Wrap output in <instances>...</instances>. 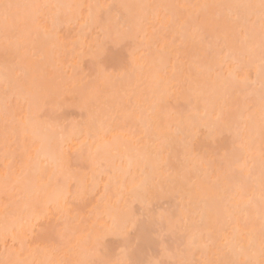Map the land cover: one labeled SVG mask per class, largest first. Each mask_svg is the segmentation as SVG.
<instances>
[{"label": "rangeland", "instance_id": "rangeland-1", "mask_svg": "<svg viewBox=\"0 0 264 264\" xmlns=\"http://www.w3.org/2000/svg\"><path fill=\"white\" fill-rule=\"evenodd\" d=\"M5 1V2H4ZM0 0V5H2L3 3L4 4H6V0ZM11 1V3H9ZM15 1V0H14ZM14 1L13 0H7V4H14ZM25 1V0H24ZM33 1H36L35 2V4H37V2L40 4L42 1H39V0H33ZM48 2H50L51 3V1L50 0H47ZM55 1H59V0H55ZM65 2H62V0L61 1H59V2H57V4H59L60 5V7L62 6V8H63V6H64V12L62 11V10H60L61 11V14H60V11H58L59 13H58V15L56 16V17H59L58 18V20H59V23H58V20H56V22H55V19H57L55 16H52V14H51V12H48V11H50V10H52V9H49L50 8V4L48 5L49 6V8L47 7V6H45L46 4H44V6H45V8H48L49 10H47V9H45L44 8V10H43V8L42 7H40V5L38 4V5H35L34 4V2H32V0H30V2H31V4L30 5H32V6H30V5H28L30 2L27 0V2H25V3H27V4H23L24 2H22V4H23V6L21 5L20 7H18V8H14V10H11V13H13V11L14 12H18L19 14H13L12 16L14 17H18L19 16V18H18V20L19 21H15L14 19H16V18H13V21L16 23V22H18V23H12V24H15V25H13V26H11V28L10 27H8V29L7 30H5L6 28H7V26H6V28L4 27L5 25H4V23L6 24V21L4 20V23H3V19H1L2 17L0 16V58H1V62H0V64H2V62H3V64H2V68H6L8 65L10 66V71L12 70V72H9V71H7L8 69H1V71H0V74L1 75H5L6 77H7V81H4L3 79V76H0V80H2V81H0V96H2V99H0V179L2 178V175H3V178L0 180V183H3L2 184V186H1V184H0V191H2L1 193H0V209H1V211L2 212H6L7 214H10V212H12L11 213V217L13 216L12 214L14 213V212H16V210L18 209H20L21 211H22V209H24L26 206L28 207V205L30 204L31 205V209L33 210V208L34 207H38L36 210H37V212H39V213H41L42 214V212L43 211H45V210H40L41 209V206L39 205H33L32 206V204L29 202V200L31 201L32 199H30L32 196H34L35 195V198L36 197H38L36 200H37V202H39L38 200H39V196H40V194H36V189L34 190L35 191V193L34 194H32L34 191L32 190V189H34V188H37V186L36 187H34L33 188V186L34 185H36V184H34L33 186H32V192H30L31 190H29L30 188H29V185H32V183L30 184V182L28 183V181H32V179H29V177H31V176H28V174L26 175L25 174V176H27L26 177V179L28 178L29 180L27 181V183H25L26 184V189H25V193L26 194H24V192H23V187H22V189L20 188L22 185H20L19 186V184L17 183V182H14V178H12V177H15V175H19L20 177L22 176L21 174H19L20 173V171H22L21 170V168L23 167V166H25L26 165V163H27V165L28 166H30V168H32V167H34L35 169H36V165L39 163V164H41L40 162H41V160L39 161V159L41 158V156H42V154H41V152H40V154H41V156L39 157V159L36 161V159L35 158H33L34 156H35V153H33V152H35V151H33V150H31V148H33V147H31V146H26V145H28L27 144V142H30V140H28L27 138H25V137H27V136H25V135H27L28 134V132H27V130L28 129H30V128H28V129H26V127H23L24 129H26V131H24V129L22 128V126H24L25 124L24 123H22V122H25L23 119H25L24 117H26V119L25 120H28V119H30L29 117L31 116V118H33V119H30L31 120V124H32V127H33V131H35L34 129H36L37 127H38V129L37 130H41V127L39 126L40 124H42V126L44 125V124H46V125H44V130H45V132L47 133V135H46V133H44V131H43V137L44 136H47V138H45V141H43L44 143H47V142H49V143H47L48 145V147L50 148V150H51V152L48 150L49 148H47V146H46V144L44 145L43 144V146H46V148L47 149H45V151H47L48 150V152H50V153H52V154H54L55 153V151H56V149H58V146H59V148L61 147V149L64 151L63 152V156L64 155H66V156H64V157H66L67 158V160L69 161H65L66 160V158H63V156H62V160H60L61 158H60V153H62V151H61V149H60V153L58 152L57 153V151H56V153L58 154H55V155H53L54 157H52V155H51V159H52V161L54 162L53 163V165L55 164V161H57L58 159V163H63V160H64V163H63V167H64V165H65V167L66 166H71V167H69V172L67 173V174H69L68 176H72V178H74V180H72V183L69 181V184L67 183V179L69 178V177H67V174L66 173H64L65 171H64V169H62L63 167L62 166H59L58 167V169L60 168L61 170H58L57 171V169H55V168H57V167H55L54 169H55V173H57V172H59V173H57V174H55V173H53L54 171H52V170H48L46 167H48L50 164H52V163H50V164H48V161H47V164H45V161H46V159H48L47 158V155H45V161H44V159H42V161L44 162V164L43 165H45V168L48 170V171H46V169L44 168V170H45V173L47 174V172H49V171H51L52 173H53V176L51 175V173H50V177L48 176H45V175H43V177H41L42 178V181L44 180V183H45V177L46 178H54L55 180H53V179H51V181H53L52 183H49V184H51V185H47V188L50 186L51 187V189H50V187H49V191L51 190L52 191V189L55 187V186H57V187H63L64 186V184L62 185V182L64 183V181H63V178H64V180H67V181H65V184L66 185H69V186H67L68 188H63V189H60L59 191H61V190H66V191H68L67 189H69V192H68V194L69 195H66V197H64V198H66V201H65V204H64V206H66V208L67 209H65V215H67L66 217H64V216H62L63 214H62V212H61V215H58V213L56 212L58 209H56V211H53V209L52 208H50V207H48V206H46V208L48 209V210H46L45 211V214H42V216H39V214H37V212H36V214H37V216H35V218L33 219V220H35L36 218H38L37 219V221H34V222H31L30 224H25V223H27L28 221H29V219H30V221H33V220H31V217L33 218L34 217V215H36V214H34L35 212H34V210H35V208H34V210H33V213H32V215L33 216H31L29 219H27L28 221L27 222H25L24 224L22 223V222H24V220H25V218L23 217V216H21V217H23L22 218V222H21V218H20V216H19V214L18 215H14V216H16V218L18 217V219L20 220V222L23 224L22 226L23 227H21V228H28V227H30L31 225H32V228H29L28 230H31V231H28V232H26L27 231V228L26 229H22L21 230V228H19L20 226L18 225V224H16V225H18V226H12V228L14 227V228H17L18 227V229H20V231H22V232H26V234L24 235V239L21 241V239L23 238V236L22 237H20V238H17V239H15L14 240V242L11 240L12 239V237H11V239H10V237H9V235L7 236V234H5V233H3L5 236H7V237H5V238H3L1 241H0V264H7L8 262V264H15V263H17V262H14V258H12L13 257V255L10 253V251L11 252H20L19 254H22L23 256H24V254L25 253H27L30 249H32V248H34L33 250L35 251V254L37 255V253L36 252H38V250L36 251V249L38 248H41L42 247V251H44L45 249H46V251H47V257L48 256H50V255H48V253H50L51 252V255L53 254L54 255V257H53V255H52V258H56L55 256H57V258H59L60 259V262H58L59 264H61L62 262V264H64V263H67V262H73V260H75V262H77V260L79 259V257H75V256H73L72 257V254L75 252V250L77 249V247L80 245V248H81V246H83L82 248H83V251L84 252H82V249H81V251H78L76 254H80V255H82V256H86L84 259L82 258V256L80 257V258H82L83 260H85V259H87V260H85V261H87V262H83V264H91V262H93V261H95V262H99V261H102V260H109V261H113V262H115V261H120L121 259H122V257H127V259L126 260H129V257L131 258V260L130 261H132V263L133 264H181V262H182V264L183 263H185L186 261V264H202V262H198V261H203L201 258L202 257H208V255H203V254H201V253H205V251H207V248H204V244L207 242L208 244H205L206 246L205 247H208V248H210L215 254H213V253H211V254H209V253H207V254H209V257H211V263L210 264H212V262H215V263H213V264H220V263H222L221 262V260H224L223 259V253L225 252H222L220 249H218V247H216L217 248V250L215 249V247H212L213 246V244H212V241H211V239L210 240H208V238L209 237H207V239H205V241H204V243H203V245H202V243H201V241H203L204 240V232L205 231H203L204 229L205 230H207L208 232L210 231V233H209V235L210 234H212L213 232H214V234H213V236L214 237H220V233L218 234H216V231H214V229L216 228H220L219 226H221L222 224H223V226L227 223H229L228 221V218H230V215L229 214H231V211L228 209V208H231V206L230 207H228V205L230 204H227V205H224V204H226V203H222L224 206H222V204H221V202L224 200L223 199V197H221V199H223V200H221V202L220 203H218V200H216L215 199V196L219 193L220 194V191L223 193V195H225V196H229V195H226V193H228V188L226 187V185H228V186H232L233 187V185L235 186L236 184H239L238 182H240V184L238 185L240 188H239V190H237V188H236V186H235V189L236 190H234V191H236V192H234V194L235 195H237V193L238 192H240V194L241 195H243L244 196V198H243V196H242V199H240V200H238V198H241V197H237V200L238 201H244V199L245 200H247V199H249V198H251V199H253L252 197H247L246 195H248V194H246V195H244L245 194V192H248L247 191V189H249L250 187H252L253 185H256L255 184V182H252V183H254L253 185H252V183L250 182V181H252L253 179H251L250 178V180L248 181V179H246L245 181H244V178L243 177H245V174L247 175V173H248V175L249 174H251V175H253V174H257L258 175V177L260 178L261 177V175H262V179H263V181H261V179H260V181L258 180V179H256L257 181H258V183L259 184H261V186H262V184H264V158H263V156H262V154L264 155V152H259V146H261V143H262V139H263V142H264V135L263 134H261V135H263V138L262 139H259V138H261V136L259 135L261 132H264V123H263V125H260V123H259V121L257 122L258 123V125H260V126H257V123H254L255 122V118L256 119H258V117H254V115L256 116V114H257V116H258V111H259V114H260V112H262V110L260 109H258V108H263V106L261 105L262 104V102L260 103V101L262 100L263 102H264V98L263 99H261V97H264V95L263 94H261L262 92H263V89H260V88H263L261 85L262 84H260L257 80H260V82L261 83H264L263 82V78H264V73H261V72H263V70L262 69H258L259 71H261L259 74H257L258 75V77H259V79H258V77H255V80H254V76H255V74H256V72H252V71H258L256 68H258V62L259 61H261V60H263L264 58V48L262 49L261 48V50L260 49H258L257 50V48L259 47H257L256 49H254V50H256V51H258L257 52V56L261 59V60H259V58H257L256 56V58L258 59L257 61V63L256 64H254V63H252V62H254V61H252V59L254 58V56H252L253 58L252 59H250V58H248V57H246L247 55L249 56V54H250V51H248V50H245V51H247V54H246V56H245V54H244V56H245V58L243 57V56H238V55H241V54H233V53H228V50H232L233 52H235L234 50H238V48L236 47L235 48V44L238 42H240V41H237V39L239 38V36L241 37V40H243V37H242V35H251V36H253V37H255V38H257L258 39V36H260L259 38H261L262 39V42H259V43H261V44H256V42H254L256 45H253L252 44V42H253V37H251L252 39H250V38H248V37H250V36H246L247 38H248V40H251L252 42L250 43V45L253 47V48H255L257 45H260L261 47H264L263 45H264V33L263 34H261L262 32V28H264V13H263V11L261 12V13H263V14H261V13H258L259 14V16L261 15L262 17L260 18V17H258V14H256L257 15V18H258V20L256 21V19H255V17L256 16H254L253 14L256 12V11H259V10H261L260 8H262L261 7V0H259V2H258V0H252V1H250V0H248V1H250V2H244L243 3V1H242V3H240L241 1H239V0H230V1H232V3L231 2H228V0H225V1H222V0H220L221 1V3H223V4H218V2L217 1H219V0H216L215 2L217 3V5H215V4H212L210 1H213V0H164V1H166V2H164L163 0H161L164 4H162V2L161 1H159V0H155V1H159V2H161V3H159V2H156V5H155V1L154 0H148V1H151V2H147L146 0H143L142 1V3L140 2V1H138V0H136V1H134V0H125V1H123L122 0V2L120 3V4H122L123 2L126 4V3H130V4H126V6H125V4H124V8H123V4H122V9H121V7H120V4H119V2H120V0H118V4H119V6L117 5L116 6V3L115 2H117V0L115 1V0H89V1H87V0H83V4H81L80 2L82 1H76V4L78 3L79 4V6L80 7H78V4H77V6H76V4H75V1L74 0H72V1H74V2H70V0L68 1V0H64ZM68 1V2H67ZM97 1L99 2V3H97ZM153 1H154V3H153ZM205 3H204V2ZM244 1H246V0H244ZM257 1V2H256ZM21 1L19 0V3H20ZM63 4H62V3ZM69 2H70V4H69ZM138 2L140 3V4H138ZM209 2V4L208 5H205L204 6V4H206V3H208ZM225 2H228L229 3V5H228V3H225ZM253 2H255V3H253ZM15 3L16 4H14V5H18L17 3H18V1L16 0L15 1ZM34 4V8L37 10V12L35 11H33L34 13V15L33 14H31V12H32V10L34 9L33 8V4ZM65 3V4H64ZM91 3V4H90ZM100 3H101V6L102 7H100ZM143 3H149L150 5H148V4H146L147 6H144V4ZM169 3V4H168ZM245 3H252V5H250V7L248 6V7H246V8H240L242 5V7H244L245 5L247 6V4H245ZM258 3L260 4V5H258ZM57 4L55 3H53V5H54V7H56L57 9H58V7H59V5H58V7H57ZM62 4V5H61ZM81 4V5H80ZM202 4V8L200 7V5ZM230 4H231V7H230ZM232 4H234V5H232ZM238 5L237 6V8L239 9V10H235L236 8H235V6L236 5ZM255 4V5H254ZM20 5V4H19ZM27 5L29 6V7H31L32 9L30 10V8H28L27 7ZM52 5V6H53ZM65 5H68L69 6V8H68V6H66L65 7ZM75 5L76 6V8L75 7H73V6ZM99 5V6H98ZM127 5H128V12L126 13V11H127ZM131 5V6H130ZM151 5H153V6H151ZM159 5H160V8H159ZM162 5V6H161ZM174 5V6H173ZM176 5H178V6H176ZM213 7H212V6ZM38 7V9L36 8V7ZM42 6H43V4H42ZM43 6V7H44ZM83 6V7H82ZM141 6H143V10H141L142 9V7ZM149 6L151 7V9L149 8ZM156 7V9H155V7ZM219 6V7H218ZM254 6H257L256 7V9L254 8ZM23 7V8H22ZM53 7V8H54ZM93 7V8H92ZM112 9H111V8ZM130 7V8H129ZM147 9H149V10H147ZM152 7H153V10L156 12H154L153 13V10H152ZM177 7H180L179 9L177 8ZM181 7H185V9H183V8H181ZM204 7H206V13H204L205 11H204ZM212 7V8H211ZM221 7L222 8H225V9H221ZM226 7L228 8V9H230L231 8V10L233 11L232 13H229L228 12V9H227V12H226ZM230 7V8H229ZM234 7V8H233ZM42 8V9H41ZM52 8V7H51ZM55 8V9H56ZM76 9V11L77 12H79V14H77L76 16H74L75 14V12L74 13H72L73 11V9ZM78 8H80V10L78 11ZM99 8V9H98ZM101 8H104L103 10L101 9ZM119 8V9H118ZM140 8V9H139ZM188 10H187V9ZM195 8L196 9H198V11H195ZM209 8H210V10H212L211 12H210V10H209ZM219 8V9H218ZM233 8V9H232ZM248 8H250V10L253 12V13H251V15H249V16H251V17H248ZM258 8H259V10H258ZM17 9H20V11H18ZM25 9V10H30L29 11V14L31 15H29L28 14V12H27V14H26V12H25V15H24V11L23 10ZM34 9V10H35ZM55 9H53V12H55L54 10ZM94 11H93V10ZM114 9L117 11H115L114 12ZM131 9H132V14H131ZM170 9V10H169ZM182 9V10H181ZM189 9H191V10H189ZM220 9H221V11H220ZM242 9H244L243 11H242ZM246 9V10H245ZM2 8H0V14L2 15L3 13H2ZM47 10V11H46ZM67 10H68V12H67ZM96 10V11H95ZM98 10H100L99 11V13H100V15H99V17H97L96 16V12H98ZM113 10V11H112ZM119 10V11H118ZM130 10V11H129ZM146 10V11H145ZM152 12H151V11ZM160 10V11H159ZM174 10H176V11H174ZM180 10V11H179ZM187 11V13H186V15H189L190 13H189V11L192 13L191 15H193L195 12H197V13H199V11L201 10V12H200V14L198 15L197 13H195V15H196V17H195V15L193 16V17H189V20H188V18H186V16H185V12ZM209 10V11H208ZM216 10H217V12L218 13H215L216 12ZM222 10H225V11H222ZM230 10V11H231ZM236 12H240V11H242L241 13H244V14H240V13H236ZM256 10V11H255ZM40 11V12H39ZM44 11V12H43ZM57 11V10H56ZM93 11V12H92ZM103 11H105V12H103ZM108 11H111L109 14H110V16H107V15H109V14H107L106 12H108ZM148 11V12H147ZM184 11V12H183ZM214 11V12H213ZM246 11V12H245ZM63 12V13H62ZM70 12L72 13V15L70 14ZM76 12V13H77ZM141 12V13H140ZM151 12V13H150ZM202 12L204 13V15L203 16H201L202 15ZM213 12V15H211L210 13H212ZM221 12V15L219 14ZM235 12V13H234ZM37 13V15H35ZM42 13V14H41ZM47 13H49V15H47ZM56 13V12H55ZM81 13H82V15H81ZM93 14V16L96 18V19H99L98 21H99V23H98V21L97 20H95V18H93V16H92V14ZM98 13V14H99ZM103 13V14H102ZM143 13V14H142ZM146 13V14H145ZM150 13V14H149ZM159 13V14H158ZM182 13H183V15H182ZM215 13V14H214ZM225 13V14H224ZM68 14H70L71 16H74V18L73 17H71L70 15H69V20L68 19H66V21H65V18H67L68 16ZM74 14V15H73ZM89 14H91L90 15V18L89 17H87L86 15H89ZM105 14H107V15H105ZM125 14H129V15H125ZM158 14V15H157ZM172 14V15H171ZM173 14H175V15H173ZM205 14H208V15H205ZM229 14H230V16L232 17H230L229 16ZM232 14V15H231ZM233 14H235V15H233ZM247 14V15H246ZM250 14V13H249ZM17 15V16H16ZM20 15L21 16H25V20H23L22 19V17H20ZM43 15V17H41ZM51 15V16H50ZM54 15V14H53ZM63 15L65 16L66 15V17H63ZM131 15V16H130ZM140 15H142V16H140ZM148 15V16H147ZM151 15V16H150ZM154 15V16H153ZM210 15H211V18H210ZM216 15V18H215V20H217V21H215L214 20V18H212L213 16H215ZM217 15H219L218 16V18H217ZM224 15L226 16V17H228V18H224ZM237 15H240L239 17L237 16ZM12 16H11V18H12ZM29 16V17H28ZM34 16V17H33ZM80 16H82V17H80ZM84 16L86 17V19H84ZM106 16L108 17V19H109V21L110 22H108L107 21V19H106ZM140 16V17H139ZM157 16V17H156ZM190 16V15H189ZM198 16V17H197ZM205 16H208L207 18L205 17ZM235 16H236V18L238 19V21H236V18H235ZM39 18V19H37V18ZM55 17V18H54ZM77 17H79V18H77ZM126 17V18H125ZM129 17H131V19H128ZM132 17H134V19L132 18ZM142 17H145V18H142ZM148 17H150V18H148ZM172 17V18H171ZM177 19H181V20H177ZM195 17V18H194ZM200 17H202V18H200ZM245 17H247V18H249V20H248V22H246L247 21V19H244L243 20V18ZM10 18V19H11ZM34 18H35V20H38L37 22H38V24H39V26L41 25H43V28L44 29H48L49 30V33H51V35L50 36H52V37H50L49 35H47L48 37H45L46 39L48 38V40H50V42H51V39L52 38H54V41L53 42H56V41H58V42H56V46H58L59 44H60V47H58V51H61L62 53H60V55L58 54V52H55V43L53 44L54 46V52L52 51V50H49V51H46L45 50V52H51V53H53V54H56L57 53V56H60V57H58V59H60V64H62V65H59L58 63V65L56 64V66H58L57 68L56 67H53V66H55V65H53L52 66V64H53V61L52 60H50V59H48V58H46V59H44V57L45 56H47V54H43L42 53V51L41 52H39L40 50H43V49H45V47L44 48H42L41 47V44L42 43H40L39 41V43H40V45H39V43L37 44V45H39V47L37 46V47H34L33 45V47L31 46V44L30 43H28L31 47H32V49L34 50H31V52H30V50L29 49H31V48H29L30 46L28 45H26V43L28 42V39L26 40L25 39V37H26V35H25V32L28 30L29 31V34H30V32H31V30L33 31V28H32V25L34 24ZM41 18H43L42 20H41ZM52 18H54V19H52ZM61 18V19H60ZM76 18V19H75ZM80 18H82V19H80ZM89 18V19H88ZM190 18H193L192 20L190 19ZM210 20H209V19ZM222 18V19H221ZM229 18H231V19H233V20H235V22H233V20H232V22H231V20L229 19ZM235 18V19H234ZM240 18H242V21H241V19ZM28 19L29 20H31L32 21V25H31V29H30V27L28 26L27 27V25L29 24L30 25V21H29V23H28ZM51 19H52V22H51ZM71 19H72V21H71ZM75 19V20H74ZM84 19V21H82ZM112 19H114L113 20V22L111 21ZM141 19V20H140ZM175 19H176V21H175ZM204 19V20H203ZM226 19L228 20L229 19V21H226ZM251 19H253V20H251ZM263 19V20H262ZM40 20V21H39ZM74 20V21H73ZM77 20V21H76ZM89 20H92V21H90V22H93L92 24H90V22H89ZM96 21V24L98 23L99 25L100 24H103L102 26L100 25H95V21ZM106 20V21H105ZM145 20V21H144ZM147 20V21H146ZM186 20V21H185ZM195 21V22H198L199 20V22H200V24H201V20H203L202 22L204 23V22H206V24H208V20H209V22H210V24H212L211 26H206L205 27V23L202 25H199L198 23V25H195V22L193 23L192 21ZM197 20V21H196ZM206 20V21H205ZM240 20V21H239ZM246 20V21H245ZM1 21H2V23H3V26L1 27ZM9 21V20H8ZM7 21V22H8ZM69 21H71V22H69ZM101 21H102V23H101ZM128 21H130L129 23H128ZM133 21V22H132ZM178 21V22H177ZM180 21H182V22H180ZM188 21H189V23H188ZM212 21H213V23H212ZM243 21H245V22H243ZM259 21V22H258ZM11 22H12V20H11ZM23 22V25H22V28L21 29H26V31H24V30H21L20 28H19V24L20 23H22ZM36 22V23H37ZM56 24H55V23ZM64 22V23H63ZM66 22V23H65ZM84 22V23H83ZM87 22H88V25H87ZM115 22V23H114ZM142 22H143V25H142ZM174 22V23H173ZM224 22V23H223ZM239 22H243L242 24H241V26L242 27H244V26H248V27H244V28H242L241 30L238 28V26L237 25H240V23ZM34 24V31L33 32H35L37 29H39V27L35 30V25L36 26H38L37 24ZM41 23V24H40ZM44 23H45V25L47 26V27H45V25H44ZM51 23H54V25H51ZM58 23V24H57ZM180 23V30H181V32L182 33H180L179 31H177V29H179V24ZM187 23V24H186ZM191 23H193V24H191ZM215 23V24H214ZM223 23V24H222ZM246 25H245V24ZM261 24V26H263L262 28H261V26L260 25H258V27L260 28H258V27H256V26H254L255 24ZM10 24V23H9ZM114 24L116 25V26H114ZM248 24H250V25H248ZM256 24V25H257ZM7 25V24H6ZM21 25H20V27H21ZM82 25V26H81ZM92 25V26H91ZM175 25H177V26H175ZM194 25V26H193ZM209 25V24H208ZM216 25V26H215ZM232 25V26H231ZM234 25V26H233ZM9 26V25H8ZM16 26H18V28L16 27ZM26 26V27H25ZM40 26V27H41ZM53 26V27H52ZM174 26V27H173ZM184 26H186V28L184 27ZM205 28H204V27ZM224 28H223V27ZM250 26H252V27H250ZM104 27V28H103ZM107 27V28H106ZM109 27V28H108ZM143 27V28H142ZM215 29H214V28ZM229 27V28H228ZM240 27V26H239ZM30 30H29V29ZM42 28V27H41ZM174 28H177L176 30L174 29ZM197 28V29H196ZM199 28V29H198ZM203 28V29H202ZM207 28H209V29H207ZM210 28H211V30H212V33H211V35H210ZM235 28H238V32H237V29H235ZM241 28V27H240ZM249 28H252V29H249ZM19 29V30H18ZM105 31H104V30ZM129 29V30H128ZM193 29H196V31L195 30H193ZM202 29V30H201ZM205 29H207V30H205ZM214 29V30H213ZM220 29V30H219ZM255 29V31H253V33H252V30H254ZM260 31H259V30ZM8 30H11L10 32L8 31ZM13 30H14V32H13ZM15 30H16V32H15ZM17 30H18V34H17ZM42 30L43 29H41V30H39V31H41L42 32ZM52 30V31H51ZM102 30H103V32H102ZM188 30L190 31V32H188ZM215 30H217V31H215ZM223 30V31H222ZM224 30H225V32H224ZM228 32H227V31ZM234 30H235V32H234ZM248 30H250V32L248 31ZM20 31H22V33H24L23 35L25 36L24 38H23V36H22V33L20 32ZM38 31V32H39ZM56 31V32H55ZM131 31V32H130ZM146 31V32H145ZM214 31V32H213ZM241 31V32H240ZM247 31V32H246ZM256 31H258V32H256ZM41 32H39L40 34H41ZM46 32V31H45ZM44 32V34H47V33H45ZM53 32L54 33H56V36H55V34H53ZM109 32V33H108ZM142 32H144V33H142ZM184 32V33H183ZM186 32V33H185ZM219 32V33H218ZM221 32V33H220ZM223 32V33H222ZM254 32L256 33V35L257 34H259V35H255L254 34ZM28 33V32H27ZM35 33H37V31L35 32ZM139 33H140V36H139ZM177 34V36H176V34ZM225 33H227L228 34V37H229V40L230 41H228L227 40V34L226 35H224ZM238 33V34H237ZM244 33V34H243ZM3 34V35H2ZM21 34V35H20ZM28 34V35H29ZM34 34V33H33ZM33 34H31V35H33ZM40 34H38L37 33V35H38V37H39V35ZM43 34V35H44ZM129 34H131V36L129 35ZM133 34V35H132ZM143 34V35H142ZM148 34V35H147ZM175 34V35H174ZM178 34H180V39H179V37H178ZM187 34V35H186ZM198 34V35H197ZM210 36H209V35ZM213 34H215V35H213ZM223 34V35H222ZM7 35V36H6ZM27 35V36H28ZM30 35V36H31ZM42 35V34H41ZM40 35V37H42L41 38V40H43V36H41ZM127 35H128V37H127ZM142 35V36H141ZM145 35V38L143 37ZM191 35H193V37H191L190 36V39L192 40V41H190L189 40V36ZM197 35V36H196ZM204 37H203V36ZM214 37H213V36ZM239 35V36H238ZM22 36V38L26 41L25 43H24V45L22 44V46H20L21 45V39H20V37ZM30 36H28V38L30 39V40H32V38L30 37ZM46 36V35H45ZM195 36H196V38H195ZM221 36H223V38H225V39H223V40H221V42H220V38H221ZM235 36V37H234ZM12 37V38H11ZM34 37V36H33ZM39 37V38H40ZM143 37V38H142ZM151 39H150V38ZM211 37V38H210ZM237 37V39H235ZM245 37V36H244ZM7 38V39H6ZM18 38V39H17ZM36 38V39H35ZM35 38H33V39H35V41L33 40V41H30L31 43L32 42H36L37 40H40L39 38H37L36 37V35H35ZM55 38H57V39H55ZM195 38V39H194ZM204 38V39H203ZM206 38V39H205ZM212 38H214L213 40H212ZM19 39H20V41H19ZM22 39V40H23ZM80 39V40H79ZM138 39L140 40V41H138ZM146 39H148V40H146ZM200 39V40H199ZM217 39V40H216ZM234 39H235V41H234ZM240 39V38H239ZM238 39V40H239ZM244 39H246V38H244ZM18 40V41H17ZM53 40V39H52ZM60 40V41H59ZM141 40H144V41H141ZM145 40H146V43H145ZM178 40V41H177ZM195 40H197V41H195ZM234 42V43H232V41ZM248 40H246V41H248ZM258 40H260V39H258ZM14 41V42H13ZM46 41V40H45ZM44 41V42H45ZM78 41H81V42H83V43H85V44H83L84 46H83V48L82 47H78L77 48V46L81 43V42H78ZM195 41V42H194ZM211 41H213V42H211ZM217 41V42H216ZM218 41H219V44H218ZM245 41V43H247ZM257 41V40H256ZM23 42V41H22ZM43 42V41H42ZM47 42H49V41H47ZM47 42H45L46 44H47ZM52 42V43H53ZM78 43V45H77V43ZM145 43V45H144V43ZM147 42H148V44H147ZM229 44H228V43ZM16 44V47L14 46L15 44ZM17 43H19V45L17 44ZM33 43V44H34ZM45 43H43L42 45L44 46L45 45ZM76 43V44H75ZM188 43H192L191 45L190 44H188ZM216 43V44H215ZM221 43H223L222 45H221ZM237 43V44H238ZM242 45H243V47L241 46V44H240V49H242V50H240V51H242L241 53H246V52H244L243 50L244 49H246L247 47H245L244 48V46H246L245 44H243L242 43V41L240 42ZM262 43H263V45H262ZM35 44V45H36ZM50 44V43H49ZM48 44V45H49ZM62 44V45H61ZM184 44V45H183ZM213 44H215L214 46H213ZM231 44H233V45H231ZM236 44V46H238ZM26 45V46H25ZM80 45H82V44H80ZM90 45H91V47H90ZM161 45H163V46H161ZM196 47H195V46ZM212 45V46H211ZM217 45H219V47H221V48H217L218 46ZM221 45V46H220ZM228 45L229 46H232V47H228ZM249 45V46H250ZM4 46V47H3ZM7 46V47H6ZM9 46V47H8ZM25 46V47H24ZM46 46V45H45ZM50 46V45H49ZM85 46H86V48L87 47H90V48H87V49H93V51L92 50H87L86 48H85ZM150 46V47H149ZM151 46L153 47L154 46V48L155 49H158V48H162L161 50L162 51H159L160 49H158L157 51L155 50V49H151L150 50V48H151ZM156 46V47H155ZM157 46H158V48H157ZM209 46H211V47H209ZM248 46V45H247ZM7 49H6V48ZM19 47V48H18ZM24 47V48H23ZM63 47V48H62ZM100 47V48H99ZM144 47V48H143ZM146 47H149V50H148V48L146 49ZM234 47V48H233ZM6 50H5V49ZM9 48V49H8ZM36 48V49H35ZM38 48H39V50H38ZM42 48V49H41ZM49 48H51V47H48V49ZM60 48H62V49H60ZM81 48L82 49H85L84 51L82 50V51H80V54L81 53H83L82 54V56L83 57H81V55L79 54V52L76 54L77 56H75V54L74 53H76L75 51L76 50H81ZM98 48V49H97ZM213 48V49H212ZM225 48V49H224ZM227 48H229V49H227ZM233 48V49H232ZM4 49V50H3ZM17 49V50H16ZM28 49V50H27ZM46 49H47V46H46ZM72 49H74L75 51H73ZM218 50V52H216V50ZM221 49V50H220ZM227 49V50H226ZM71 50V51H70ZM163 50H165L164 51V53H163ZM220 50V51H219ZM250 50H252V49H250ZM33 51V52H32ZM103 51V52H102ZM148 51V52H147ZM166 51H168L167 53H165ZM215 51V52H214ZM226 54V53H228L227 55L228 56H223L224 55V53ZM240 51H236V52H239L240 53ZM261 51H263L262 53H261ZM2 52V53H1ZM5 52V54H3ZM7 52V53H6ZM74 52V53H73ZM96 52V53H95ZM101 52H102V54H101ZM153 52V53H152ZM157 52V53H156ZM170 52V53H169ZM175 52V53H174ZM235 52V53H236ZM252 52H254L253 50H252ZM51 53H49V55L51 56ZM148 53H150V54H148ZM152 53V54H151ZM155 53H156V55H155ZM158 53H159V57H158ZM174 53V54H173ZM177 53V54H176ZM213 53H215V54H213ZM221 53H222V55H221ZM249 53V54H248ZM52 54V56H55V55H53ZM79 54V55H78ZM86 54V55H85ZM110 56H109V55ZM141 54H145V55H141ZM146 54H147V56H146ZM153 54H154V56H153ZM161 54V55H160ZM172 54H173V56H172ZM229 54H233V57H242L241 59L242 60H244V59H246V58H248L249 60L248 61H246V63H250L251 62V66L249 67V68H247L248 66H249V64H248V66H246V67H243L242 68V66H244V65H242L241 67H240V65H237L236 66V64H238L236 61H234V60H232L231 59V55H229ZM254 54H255V52H254ZM261 54V55H260ZM3 55V57H1ZM48 55V56H49ZM99 55V56H98ZM152 55V56H151ZM164 55V59L165 58H167V59H165V60H163V58L161 59V57ZM251 55H253V54H251ZM50 56H49V58H50ZM56 56V57H57ZM166 56V57H165ZM170 56V57H169ZM220 56V57H219ZM262 56V57H261ZM79 57V58H78ZM134 57V58H133ZM137 58V61H136V58ZM138 57H139V59H138ZM141 57H142V59H144L145 60V58L147 57V61H150V63L149 62H147L150 66L149 67H147L148 65L146 64V63H144V61L143 60H140L141 59ZM152 57V58H151ZM155 57V59H153ZM174 57H176V59L174 58ZM225 58V59H222L221 60V58ZM250 57V56H249ZM5 58V59H4ZM55 58V57H54ZM107 58H109V59H111V60H108ZM134 59V60H132V59ZM149 58H150V60H149ZM159 59V60H157L156 61V59ZM174 58V59H173ZM218 58H220V59H218ZM255 58V59H256ZM4 59V60H3ZM10 59V60H9ZM51 59H53V58H51ZM130 59V61H128ZM151 59H153L152 61H151ZM178 59V60H177ZM180 59V60H179ZM213 59H215V60H213ZM254 59V60H255ZM8 60V61H7ZM45 60V61H44ZM49 60H50V63H46V61L47 62H49ZM57 60V58L55 59V61ZM138 60H140V62L138 61ZM172 62H170V61ZM174 60H176L177 62L178 61H180L179 63H180V65L179 64H175V62H174ZM217 60H218V63H217ZM223 60H225V61H223ZM238 60H240V59H238ZM247 60V59H246ZM7 61V62H6ZM62 61V62H61ZM143 61V62H142ZM162 61H165V63H162ZM168 61V62H167ZM213 61H214V63H213ZM229 61H231L230 63H229ZM241 61V60H240ZM239 61V63H243L242 61L240 62ZM245 61V60H244ZM5 62V63H4ZM58 62V61H57ZM129 62H130V64H129ZM131 62H135L134 64L136 65V64H138L139 65V63H141V66L143 65L142 63H144V66H146L145 68H144V66L143 67H141V68H143V69H145V71L144 70H142V72H147L148 71V73H142L139 69H136V67H134V66H132V64H131ZM139 62V63H138ZM153 62H155V66H156V69L159 71V72H157V71H154V67L155 66H153ZM181 62H183V63H181ZM263 62V64H264V60L263 61H261V63ZM8 63H10V64H8ZM161 63H162V65H161ZM169 63H171L170 65H171V67L170 66H167ZM216 63L218 64V68H217V65H216ZM229 63V64H228ZM130 65V67H129V65ZM146 64V65H145ZM152 64V65H151ZM163 64H165V65H163ZM167 64V65H166ZM172 64H173V66H172ZM220 64H221V66H220ZM223 64V65H222ZM227 64V65H226ZM244 64H245V62H244ZM253 64V65H252ZM259 64H260V62H259ZM7 65V66H6ZM175 65V66H174ZM182 65H184V66H182ZM186 65H187V68H185L186 67ZM189 65H190V67H189ZM193 65V66H192ZM210 65V66H209ZM213 65V66H212ZM224 65H226V66H224ZM230 65H232V66H234L233 68H231L230 67ZM247 65V64H246ZM255 65V66H254ZM262 65V64H261ZM135 69V71H133L132 72V67ZM151 66H152V69H151ZM159 66V67H158ZM179 66V67H178ZM195 66V67H194ZM216 66V67H215ZM223 66V67H222ZM236 66V67H235ZM257 66V67H256ZM138 67H140V66H138ZM165 67H168V68H166L165 69ZM191 67H194L195 69H199V71H201L202 73H200V76H197L198 78L196 79V81L195 80H192L190 77H191V74H193L192 75V78L194 79V77L196 78V74H194L195 72H197V73H199L197 70L195 71V69L193 68V69H191L190 71H189V69L191 68ZM213 67V68H212ZM253 67H254V69H253ZM262 67H264L263 65H262ZM8 68V67H7ZM149 68V69H148ZM171 70H170V69ZM175 68H177V69H175ZM179 68H180V72H178L179 71ZM223 68V69H222ZM225 68V69H224ZM235 68H236V70H235ZM148 69V70H147ZM153 70L152 72L154 73V74H159V77H160V74H161V76L163 77V79H159V77H158V75H156L157 77H156V79L154 78L155 76H154V74L153 73H151V72H149V70ZM160 69H161V71H160ZM188 69V70H187ZM242 69V70H241ZM5 70V71H4ZM125 70V71H124ZM129 72H128V71ZM170 70V71H169ZM175 70H178V71H175ZM186 70H187V72H186ZM193 70H194V72H193ZM226 70H227V72H226ZM229 70V71H228ZM233 72H232V71ZM4 71V72H3ZM124 71V72H123ZM127 71V72H126ZM251 71V72H250ZM3 72V73H2ZM7 72H9L10 74H11V76L13 77V78H15L16 77V79H14V80H16V82H14V84H13V78L10 76V74H7ZM137 72H139V74H138V76H137ZM162 72V73H161ZM217 72V73H216ZM226 72V73H225ZM246 72V73H245ZM249 72V73H248ZM30 73V74H29ZM32 73V74H31ZM125 75H124V74ZM127 73H129V74H127ZM132 75H131V74ZM150 73V74H149ZM177 73V74H176ZM188 73H189V75H188ZM234 73V74H233ZM244 73L246 74V77H248L249 78V80H248V78H246V80H245V82H248L247 84H245V86L244 87H240V80L242 79L241 78V76L243 75V77H244ZM254 75H252V74ZM255 73V74H254ZM7 74V75H6ZM14 74V75H13ZM141 74V75H140ZM142 74L143 75H145V77L143 76V78H140V77H142ZM147 74H148V77H146L147 76ZM171 74V75H170ZM183 74H185V75H183ZM228 74L230 75V76H232V77H234L235 75V79H238V80H235V79H233V78H230V76H228ZM233 74V75H232ZM249 74V76H247ZM34 75H35V78H34ZM129 75V77L131 76L132 78H134L133 80L132 79H128L129 77H126V78H123V77H125V76H128ZM140 79H138L136 76ZM140 75V76H139ZM168 75H170L172 78H170V76H168ZM173 75H175V77L173 76ZM178 75H180V76H178ZM260 75V76H259ZM4 76V77H5ZM120 76H122V77H120ZM151 76H154L153 78L155 79H153V78H151ZM164 76L166 77V78H170L171 79V81L172 82H175L176 80H177V78H178V80H177V83H178V85H176L175 83V85L176 86H174V84L172 85L171 84V88L170 87H167V89H170V90H168V91H171L172 93H170V92H166L167 91V89H165L166 88V86H169L170 85V82H168L167 81V83H169V85H166L165 87H162V86H164L165 84H166V79L164 78ZM168 76V77H167ZM184 76H186L187 78H190V81H192V82H197V85H193V87L194 86H196V88H194L195 90H193V91H198L199 93H198V95H200V91H204V92H201V94H205L206 92V95H208L207 97H205V99L203 98V97H199L197 100H195L194 98L193 99H190L189 100V98H191V97H189V96H186V94L187 95H190V94H188V92H184V93H186V94H182V92L181 93H179V91H177V90H179V89H181V90H183L184 91V89L186 90V88H181V87H179L178 88V86L180 85V84H182L183 86H187L188 84H189V80H188V83L186 84V81L185 80H182L181 81V79L180 78H183ZM238 76L241 78V79H239L238 78ZM253 76V77H252ZM263 76V77H262ZM6 77H5V79H6ZM10 77V78H9ZM17 77H19V78H21L22 79V81H23V79L25 80L27 77H29L30 78V81H31V77H33V79H35L34 81H36V82H33V83H31L30 81V83L29 84H31L30 86H29V84H28V82L26 81V83L28 84V85H26V84H24L25 83V81H24V83L21 81V79H20V81H21V83H20V81H18L19 79H17ZM130 77V78H131ZM212 77V78H211ZM218 77H227V80H228V82H227V84H221L220 82H218V83H220L221 85H222V87L224 86V88H222L224 91H220V90H222V89H219V88H221V86H218L217 88L219 89H217V88H212V86H209V82L210 81H212L213 83H211V85H213V86H215V84H216V80L215 79H217ZM122 78V79H121ZM150 78V79H149ZM244 78V79H245ZM262 78V79H261ZM11 79L13 80L12 82H11ZM120 79V80H119ZM139 81H138V80ZM143 79V80H142ZM151 79H153V80H151ZM170 79H168V80H170ZM180 79V80H179ZM199 79H202V80H204V82L202 81V80H199ZM243 79V80H244ZM257 79V80H256ZM10 80V81H9ZM38 80V81H37ZM45 80H46V82H45ZM121 80H123L122 82H121ZM125 80H127V81H125ZM128 80H130V83L128 82ZM138 82H136V81ZM150 82H149V81ZM157 80V83L155 82ZM175 80V81H174ZM187 80V79H186ZM197 80H199V81H197ZM208 80H210V81H208ZM4 81V82H3ZM40 81V82H39ZM41 81L43 82L44 81V83L42 84V85H45V87H47V86H50V88L49 89H47V91H46V89H44L45 87L43 86H39V87H37L38 86V82L39 83H41ZM50 81V82H49ZM158 81H159V85L160 86H157L158 85ZM164 81V82H163ZM203 83H202V82ZM206 81H208V82H206ZM215 81V82H214ZM218 81V80H217ZM220 81H222V80H220ZM230 81V82H229ZM238 81V82H237ZM254 81V82H253ZM3 82V83H2ZM8 82H10V83H8ZM19 82V83H18ZM48 82H49V84H48ZM53 84H52V83ZM136 82V83H135ZM181 82H183V83H181ZM184 82H185V84H184ZM199 82H200V84H202V86H204V84H206L204 87H202L203 89H205V90H198L199 88H198V86H201V85H199ZM224 82V81H223ZM233 83L232 84V86L233 85H235V87H232L231 85H228L229 83ZM242 82V81H241ZM244 82V83H245ZM4 83H5V85H4ZM16 83L17 84H19L21 87H19V85H18V87H15V86H17L16 85ZM46 83V84H45ZM123 83V84H122ZM126 83H129V84H127L126 85ZM147 83V84H146ZM152 83V84H151ZM157 84L156 86L154 85L153 86V84ZM161 83V84H160ZM243 83V84H244ZM13 86H12V85ZM52 84V85H51ZM146 84V85H145ZM193 84V83H192ZM192 84H191V86L190 87H192ZM195 84V83H194ZM254 87V89H253V87L251 86V85ZM2 85H4V86H2ZM7 85V86H6ZM8 85H10L9 87H8ZM23 85V86H22ZM25 85L26 86H28L30 89L29 90H31V92H34V93H32V95L30 94V95H28V96H30V98L29 97H26V95L30 92H28L27 94H23V92H22V90H21V88H24V89H27V87H25ZM47 85V86H46ZM125 86V87H127V88H124L123 86ZM162 85V86H161ZM182 85H180V86H182ZM227 85H228V87H227ZM248 85V86H247ZM260 85V86H259ZM53 86V87H52ZM121 86H122V88H121ZM151 86V87H150ZM173 86V87H172ZM182 86V87H183ZM209 86V87H208ZM239 86V87H238ZM242 86V85H241ZM247 86V87H246ZM249 86H251V87H249ZM8 87V88H7ZM13 87V88H12ZM34 87V88H33ZM157 87V88H156ZM189 87V88H190ZM237 87V88H236ZM33 88V89H32ZM38 88V89H37ZM40 88V89H39ZM174 88H178V89H174ZM228 88H230V89H228ZM9 89H12V90H9ZM20 89V90H19ZM52 89H53V93H51L52 92ZM151 89V90H150ZM162 89V90H161ZM172 89V90H171ZM201 89V88H200ZM216 89V91H213V90H215ZM232 89H236V91L237 92H233V90ZM256 89H257V91H258V93H259V96H258V94L256 93L257 91H256ZM10 91V93H9V91ZM34 90V91H33ZM37 90H41V91H46V92H40V91H37ZM126 90H128V91H126ZM153 90V91H152ZM165 90V91H164ZM180 90V91H181ZM190 90V89H189ZM192 90L191 91H189V92H192ZM208 90H211V92H209L208 93ZM227 90L229 91L228 93H229V95L227 94ZM13 92V94H12V92ZM16 91V92H15ZM18 91V92H17ZM36 91H37V93H36ZM51 91V92H50ZM221 93H220V92ZM241 91V93H239ZM21 92V93H20ZM30 92V93H31ZM162 92V93H161ZM164 92V93H163ZM214 92V93H213ZM217 92V93H216ZM226 92V93H225ZM230 92H232V93H234V94H232V93H230ZM21 94V95H19V94ZM25 93V92H24ZM39 93V95H38V97H37V99L35 98V96H36V94H38ZM45 93H47V96H46V98H44L45 96H43ZM158 93H160V95L158 94ZM167 93H169V96H166L167 95ZM173 93H175V94H173ZM224 95H223V94ZM240 94V95H236L235 96V94ZM11 94V95H10ZM14 94H18V97L19 98H22L23 96H25V98H27V99H29V101L27 100V99H25V100H23V99H17L16 97H14ZM43 94V95H42ZM153 94H158V95H153ZM176 94H180V96H177ZM192 94V93H191ZM194 94V93H193ZM192 94V95H193ZM195 94H197V93H195ZM203 94V95H204ZM210 94H212V95H216V97L214 98L216 101H222L220 104H219V102H217V104L221 107H218V106H216L217 104H215V100L213 99V96H210L211 97V99H209L210 97H209V95ZM221 94V96H219ZM226 94V95H225ZM255 94V95H254ZM4 95H5V97H6V95H7V97L5 98L4 97ZM13 95V96H12ZM162 95V96H161ZM165 95V98L163 97ZM181 95H182V97H181ZM203 95H201V96H203ZM225 97H223V96ZM232 97H231V96ZM233 95H234V97H233ZM254 95V96H253ZM9 96H11V97H9ZM21 96V97H20ZM39 96H40V98H39ZM41 96L43 97L42 98V100H41ZM160 96V98L158 99V97ZM177 98H179V99H177ZM184 96V97H183ZM191 96V95H190ZM196 96V95H195ZM220 97V99H218L219 97ZM4 97V98H3ZM77 97H79V98H77ZM163 97V98H162ZM173 97V98H172ZM189 97V98H188ZM193 97V96H192ZM197 97V96H196ZM218 97V98H217ZM221 97H222V99H221ZM228 97V98H227ZM1 98V97H0ZM17 100H16V99ZM166 98H167V100H166ZM200 98H201V100H200ZM208 98V99H207ZM217 98V99H216ZM227 98V99H226ZM229 98H231V99H229ZM235 98V99H234ZM6 99V100H5ZM41 101H40V100ZM79 99H81V101L79 100ZM158 99V100H157ZM161 99V100H160ZM3 100V101H2ZM5 100V101H4ZM23 100V101H22ZM35 100V101H34ZM77 100L79 101V102H83L82 104H80V103H78L77 102ZM154 100L156 101L155 102V104H154ZM189 100V101H188ZM192 100H194L195 102H202V104H204L205 103V101H207L206 103H207V105H206V103L204 104V105H202V104H200V103H197V104H200V105H202V106H204L206 109H204L205 111H203V112H205V114H206V116L204 117L205 118V120H206V122L204 123V119H200V118H202L200 115H202L203 114V112H202V110L201 109H199V110H197L196 111V108H194L195 106L196 107H198V106H200V105H195L194 106V104H196L194 101H192ZM203 100H205V101H203ZM210 100H211V102H210ZM214 102H213V101ZM223 100H224V102H223ZM241 100V101H240ZM245 100V101H244ZM21 101V102H20ZM25 101H27V102H25ZM194 103H192V102ZM228 101L230 102V103H228ZM234 101V102H233ZM2 102V103H1ZM33 102H34V104H33ZM36 102V103H35ZM39 102H40V104H39ZM153 102V103H152ZM164 102V103H163ZM172 102V103H171ZM190 102L192 103V104H190ZM32 103V104H31ZM41 103H43V104H41ZM76 103V104H75ZM80 104V105H78V104ZM208 103H210L209 105L211 106L212 104L214 105H212V107L210 108V106L208 105ZM222 103H223V105H222ZM227 104V105H225V104ZM236 103V104H235ZM38 104V105H37ZM188 104L190 105L189 107H187L188 106ZM257 104V105H256ZM258 104H260V107L258 106ZM2 105V106H1ZM28 105V106H27ZM78 105V106H77ZM148 105H149V108H148ZM153 105H154V108H153ZM159 105V106H158ZM191 105H192V107H191ZM29 106H31V109L33 108V110L34 111H31L30 112V108H28ZM77 106V107H76ZM80 106V107H79ZM89 107V108H85V107ZM153 108H151V107ZM228 106V107H227ZM262 106V107H261ZM143 107H145V108H148L147 110H145V108H143ZM159 107H161L160 109H159ZM203 107V108H204ZM216 107H217V109H216ZM256 107H258L257 109H256ZM85 108V109H84ZM91 108H92V110H93V112H92V110H91ZM140 108V109H139ZM158 108V109H157ZM190 108H192V109H194V110H189ZM199 108V107H198ZM212 108H213V111H212ZM223 108H226V112H224L225 110L223 109ZM30 109V110H29ZM208 109L210 110V111H208ZM217 110V114H218V112H220L219 113V115L217 116V114L216 115H214V113L216 112V110ZM219 109V110H218ZM222 109V110H221ZM224 110V111H223ZM263 110H264V108H263ZM29 111V112H28ZM147 111L150 113V114H148L147 113ZM150 111H155L157 114L155 115L154 113L155 112H150ZM199 111V116L200 117H198L199 118V120H198V118H197V120H196V117H194L195 115H193V114H195L196 112H198ZM208 111V112H207ZM257 111V112H256ZM90 112H92L93 114H91ZM96 112V113H95ZM139 112V113H138ZM195 112V113H194ZM214 112V113H213ZM222 112H224V113H222ZM33 114L34 116H32L31 114ZM209 113L212 115V117H213V119H212V117H211V119L210 118H208V117H210V115H209ZM263 113V112H262ZM261 113V114H262ZM35 114H37V115H35ZM88 115V117H87V115ZM197 114V113H196ZM204 114V115H205ZM226 114H227V116H226ZM150 116L151 117V119H153V117L155 118L154 120H152V121H155L157 118L156 117H158L159 116V118L157 119V120H159V122H160V124H159V122L157 121L156 122V124H158L159 126H157L154 122V124L156 125V127H154L155 128V130H156V128H163V131L161 130V132H169V136L168 137H172V136H175V141L173 140V141H170V142H176V144L180 147H182V145L181 144H185L186 143V145H188V147L186 148L185 146H184V144H183V150H180L178 147L176 148V146L177 145H175V147H165L164 148V151H165V149H166V151H167V153L169 152L170 153V149H174V150H177V151H180V152H182L181 153V155L183 156V158L184 159H182L183 161H181L180 162V157H181V155H176L177 157H175V154H174V156H173V158L175 157V158H177V159H173L171 156L173 155H170L169 153L167 154L166 152H164V154H165V156H163V153L161 152V150H160V148H162V147H160L159 149H158V151H160V153H162V154H160V156H163V158H167L168 160H170V166L168 165H166V168L167 167H174V169H171L172 171H170L168 168H167V170H165V171H163V172H166V174H167V176H168V174L170 175V173L171 172H173V174H174V172H175V174L173 175L172 173V177L173 176H175L173 179H175L176 178V176L177 177H179V178H181V179H179V181L180 182H182L183 180H185V181H183L182 182V184L183 183H186L185 185L183 184V186H184V189H186L187 190V192L188 191H193V192H189V194H191V196H192V193H194V195L196 194V192L198 193V191H200V189H201V191L198 193V194H200V196L198 195V194H196L195 196L196 197H189L190 195H188V197L185 195H182L181 194V196L179 197V195L180 194H177L176 196L177 197H179V199H180V201H181V199L185 202V200L187 199V201H189V203L190 202H195V200H188V199H196V202H197V200H198V198L200 197L201 199H199L198 201H203V203H204V205L203 206H206L205 208H206V210H207V214H205V215H203V216H205L204 218H203V220H205V218H208V220L206 221H203L202 220V218H201V220L203 221H200L199 219L200 218H197L198 217V215L199 216H201L202 214H203V212L204 213H206V210H205V208H203V209H201V212H199V208H197V213L195 214V213H193V211H195V208L194 207H192V208H194V210L192 209V210H190L189 208H188V210H190L189 212H188V210H187V207L185 208L186 210H183L184 209V204L185 203H183V201H182V203L183 204H181L179 207H178V204L180 203V201H179V199L176 197V201L177 202H175L174 200H172L175 196H174V192H171L172 190H170V188L172 187V185L170 184V183H168L171 187L170 188H168L169 190H170V195L171 194H173L172 196H169V195H166V194H169V192L167 193V191H166V188H163V186L162 187H160L161 189H158V192H156V188L155 187H158L157 186V184L155 185V186H152L151 187V192H153V193H151L150 192V190L148 191V192H150L151 194V197H153V199H156V201L153 203V205H151L152 204V202H150V204H149V202H148V204H146V202H147V199H149V201L152 199H150V198H148V197H145V194H144V196H143V199H144V201H142L140 198L142 197H140L139 199H137V197L136 198H131L130 196V198L127 200L126 198H125V191L124 190H121V194H123L124 196H122L121 194V197L124 199H126L127 200V203H125V202H122V206L123 207H125V208H119L120 209V211L118 210V213L119 212H123L124 211V209H125V211L127 212V214H124V212L121 214V213H119L120 215H121V217L119 218L120 219V221H123V222H119L120 224H119V226L120 227H122V230H124L123 229V226L125 227V230L124 231H121V232H124L123 234H120V231L118 230L117 231V229H118V227L117 226H115V231H117L116 232V234H117V236L118 235H120L121 236V239H122V242H121V239H120V237H119V239L118 238H116V236L114 237V236H110V235H107L108 236V238L106 239V240H104V237H105V235H103V241H100V240H102L101 238L102 237H100V239L98 240V239H96V241L94 240V242H97V240L100 242H97L98 243V245H97V243H93L92 242V239H91V236L93 235V233H94V235L95 234H97V232H98V230L99 229H101V228H98V226H96V223H98V225L100 226V225H103V224H105V225H109L108 223H110V221L108 220V219H103L102 220V218L103 217H106V216H102V215H105V214H101V216H100V214H97V213H99L100 212V210H101V207L103 206L102 205V203L104 202V199H106L107 200V198H108V201H109V199H110V201H109V203H111L112 204V206H116L115 204H114V201L116 200V199H114V196H115V194H117L118 195V192L120 191V190H118V187L117 186H119L118 184H116L117 182L119 183L120 182V178L122 177H120L119 179H118V177L120 176V174L119 173H117L119 170H117V169H115V170H117V172L114 170V168L115 167H117V166H115V165H113V168H111V165L110 164H113V158L111 159L112 161V163L110 162V161H108V160H110V158L112 157L111 155V157L110 156H107L106 155V157H104V158H106L105 159V161H108L107 162V166H109V169H108V167L107 168H105L104 166H100V168H102L103 170H106V171H103L102 169H100L98 166H97V164L96 165H94V166H92V164H93V162H92V160L94 159V160H98V157H93V158H91L90 157V159H92V160H90L89 161V158H88V156L87 155H90L89 153H88V151H86L85 152V149L87 148V146H89L88 145V142L90 143V145L91 146H93L92 144L95 142L96 143V141H99L98 139H106V137H108L109 135H106V134H104V137H102L103 136V134L101 135V131H99L98 130V133H96L95 131H97V130H94V127L97 129V126H100V127H102V130L103 129H105L107 132L109 131V132H113L114 130V132L112 133V135L116 132V133H121L122 135H123V138H124V136L126 137L125 139H127V137L128 138H132L131 140L132 141H134L135 139H133L134 137H136V136H139V135H141V136H139V138H137L136 140H141L142 142L144 141L145 142V140H143L144 139V137L146 138V136L148 135L149 137H150V135H152V134H150V133H148V134H146V136H144L145 134V130L143 129V131L141 130L143 127H144V124L146 123H144V121H145V117L146 116ZM155 115V116H154ZM221 115L223 116L224 115V118H221ZM237 115V117H235ZM243 115L244 116H246L245 118L243 117ZM2 116H3V118H2ZM94 116V117H93ZM140 116H142V117H140ZM161 116V117H160ZM192 116H193V119H192ZM198 116V115H197ZM203 116V115H202ZM208 116V117H207ZM22 117V118H21ZM136 117V118H135ZM207 117V118H206ZM214 117H217V119H214ZM230 117H231V119H230ZM241 117V118H240ZM242 117L244 118V119H242ZM260 117H263V119H264V116L262 115V116H260ZM11 118V119H10ZM19 118H21L22 119V121H20V119ZM37 118H38V121L40 122H38L37 121ZM88 118V119H87ZM92 118V119H91ZM190 118V119H189ZM226 118H228V120H226ZM246 118H247V120H249V118H250V123H247L248 121H245L246 120ZM147 119V118H146ZM150 119V120H151ZM262 118H261V120H263ZM2 120V121H1ZM11 120V121H10ZM30 120H28V121H30ZM56 121V124H54V122ZM87 120H89V121H87ZM184 122L182 125L184 126L185 125V127H186V125L187 124H189V125H187V127H186V129L183 127V126H181V125H177V124H180L179 122ZM190 120V121H189ZM191 120H192V122L194 123V124H191L192 122H191ZM196 120V121H195ZM237 120L238 121H242L243 123H245V125L243 124V123H241V122H237ZM259 120V119H258ZM33 121H34V125H33ZM49 121V122H48ZM141 121V122H140ZM148 121V120H147ZM152 121L151 122H149V123H152ZM162 121V122H161ZM200 122L201 124H206V123H208V124H206L207 126H209V124L211 123V125L209 126V128L210 127H212V125H213V127H212V129L214 130H210L209 131V129H207L206 128V126L204 127V128H206L205 130L203 129V127H202V125H201V127L202 128H200V129H198L199 128V126H198V128H197V126H195L196 124H199L198 122ZM17 122H20L19 124L21 125V128L23 129V130H21V129H19L18 127L20 126L19 124H17V125H19L17 128H16V131L17 132H19L18 130H21V132H19V133H21V138L23 137V138H25V139H27L26 140V144H24V142H22L21 141V143H20V141L18 140V142H17V140L16 139H18L17 138V135H19V134H15V133H17V132H15L14 134L15 135H13V128L15 127V124ZM27 122V121H26ZM89 122V123H88ZM92 122H94V125L92 126L91 124H92ZM95 122H97V123H95ZM261 122V121H260ZM14 123V124H13ZM28 123V122H27ZM29 123V125H31ZM38 123V125H35V124H37ZM44 123V124H43ZM87 123V124H86ZM148 122H147V124H148V128H149V124ZM186 123V124H185ZM22 124H24V125H22ZM48 124V125H47ZM89 124V125H88ZM146 124V125H147ZM10 125H11V130H10ZM14 125V126H13ZM28 125V126H29ZM51 125V126H50ZM146 125H145V127H146ZM154 125V126H155ZM160 125H163V126H160ZM176 125H177V127H176ZM190 125H192V129H191V127L190 128H188ZM242 125L243 126H245V128L244 127H242ZM256 125V126H255ZM9 126V127H8ZM34 126H36V127H34ZM46 126V127H45ZM53 126V127H52ZM86 126H87V128H86ZM93 127V131H88V129H89V127ZM143 126V127H142ZM151 126H152V124H151ZM165 126V127H164ZM180 126L182 127V130L184 131V129H185V131H186V133L188 134V135H186V133L184 134V133H182L181 131H177V130H179L180 129ZM194 126V127H193ZM225 126H228V129L230 130V132L229 131H227V129H223V131H222V129L221 128H224ZM234 126V129H231L232 127ZM254 126V127H253ZM3 127V128H2ZM9 129V130H7V128ZM49 127L52 129V130H49ZM72 127H78L76 130L74 129V128H72ZM85 127V128H84ZM99 127V128H100ZM113 130H111L110 128ZM144 127V128H145ZM166 127H167V129H166ZM179 127V128H178ZM217 127H219V128H217ZM221 127V128H220ZM43 128V127H42ZM81 128V129H80ZM98 128V129H99ZM152 128V127H151ZM151 128H150V132L152 133V130H151ZM177 128V129H176ZM194 128L196 129L195 130V132L193 131L191 134L189 133V131H192V130H194ZM236 128V129H235ZM250 128H254V129H252V134H248L247 135V132H246V134L245 133H243L245 130H247L248 132H250L251 130H250ZM255 128H256V130H255ZM69 129V135L68 136H73V137H70V139L72 138L73 139V141L71 140H69L70 142H68V141H66V139H64L63 138V136H65V134H67L68 133V131L67 132H65L66 130H68ZM80 130V131H78V135L81 133V136L82 135H84V133H86V135H90V136H87V137H84L85 138V140H83L84 138H83V136H82V138L83 139H81V137L80 136H78L81 140H78L79 138L78 137H76V138H78V139H76L75 137H74V133H76L77 132V130ZM83 129H85L83 132H81ZM87 129V130H86ZM146 129V128H145ZM189 129V130H188ZM218 129V130H217ZM240 129V130H239ZM242 129H245V130H242ZM258 129H259V131H258ZM261 129L263 130V131H261ZM4 130V131H3ZM57 130V131H56ZM90 130H92V128H90ZM148 130V129H147ZM159 130V131H160ZM167 130H169V131H167ZM9 131V133H7ZM49 131V132H48ZM118 131V132H117ZM141 132V133H139V132ZM157 131V130H156ZM176 131V132H175ZM196 131H199L198 133L199 134H197V132ZM206 131H209V133L208 132H206ZM217 131V132H216ZM226 131V132H225ZM234 131H239V132H237L236 134H235V137L232 135L233 133H235ZM256 131H257V133H256ZM261 131V132H260ZM7 134H6V133ZM26 132H27V134H26ZM52 132V133H51ZM57 132V133H56ZM88 132H90V134L88 133ZM94 132V133H93ZM100 132V133H99ZM107 132H103V133H107ZM172 134H171V133ZM173 132L175 133V134H173ZM214 132V133H213ZM258 132H260V133H258ZM2 133H3V135H2ZM35 133V132H34ZM41 133H42V131H41ZM54 133V134H53ZM63 133H65L64 135H63ZM71 133V134H70ZM83 133V134H82ZM111 133H109V134H111ZM115 133V134H116ZM176 133H177V136L179 137V138H181L182 139V141H179V140H181V139H178L177 140V136H176ZM193 133H195V134H193ZM204 133H207L208 135H204ZM221 133V134H220ZM238 133H243V134H245L246 135V137H242V136H238V135H240V134H238ZM9 134V135H8ZM35 134H37V133H35ZM95 134H97L98 136H100L99 138L97 137V135H96V139H94V140H96V141H91V139H92V136H94ZM144 134V135H143ZM160 134V133H159ZM162 134V133H161ZM180 134H182V135H180ZM193 134V135H192ZM215 134H219V135H215ZM238 134V135H237ZM242 134V135H243ZM5 135V136H4ZM11 135V136H10ZM23 135V136H22ZM40 135V134H39ZM49 135H51V136H49ZM53 135V136H52ZM86 135H84V136H86ZM92 135V136H91ZM163 135V134H162ZM195 135V136H194ZM260 137H259V136ZM8 136V137H7ZM49 136V137H48ZM60 136L65 140V142L61 139V140H59L60 139ZM106 136V137H105ZM114 136V135H113ZM118 136V135H117ZM133 136V137H132ZM160 136V135H159ZM166 136V135H165ZM192 136H194L193 138L194 139H192L191 137ZM238 136V137H237ZM244 136V135H243ZM10 137H12L11 138V140H10ZM39 137V136H38ZM50 137H55L54 138V140L57 142V140H58V142H57V144H55L54 143V140H53V142H51V141H47V140H49V138ZM91 137V139H89ZM116 137V136H115ZM141 137V138H140ZM143 137V138H142ZM154 137H155V135H154ZM167 137V138H168ZM170 137V139L169 140H171V139H173V137L171 138ZM183 137V138H182ZM209 137V138H208ZM234 137V138H233ZM14 138V139H13ZM21 138H19L20 140H24L25 141V139H21ZM41 138V137H40ZM74 138L76 139V140H74ZM94 138V137H93ZM118 138V137H117ZM122 138V139H123ZM162 138H164V136L162 137ZM162 138L160 139L159 138V141L162 143L161 145L163 146V142H164V145L166 146V141H162ZM166 137H165V140L167 139ZM206 138H208V139H206ZM224 138H225V141H223L224 140ZM235 138H237V139H235ZM255 138H256V140H255ZM41 139H43V138H41ZM47 139V140H46ZM50 139H53V138H50ZM88 139V140H87ZM108 139V138H107ZM121 139V138H120ZM148 139V138H147ZM152 139V138H151ZM156 139L158 140V138L156 137ZM192 139V140H191ZM246 139H247V142H246ZM249 139L251 140V141H249ZM253 139V140H252ZM87 140V141H86ZM90 140V141H89ZM129 140V139H128ZM135 140V141H136ZM149 140L150 139H148V144H150L149 143ZM185 142H184V141ZM186 140H187V142H186ZM201 140V141H200ZM34 141V140H33ZM60 141V142H59ZM101 141V140H100ZM118 141V140H117ZM123 141H125V140H123ZM141 141H138V142H140L141 144H143ZM152 141V140H151ZM150 141V142H151ZM159 141H155L154 140V142L152 141V143H151V145H153V143H155V142H157V146H158V144L160 143ZM178 141V142H177ZM248 141H249V144H250V146L249 145H247L248 144ZM253 141V142H252ZM255 141V142H254ZM259 143V144H256L257 142ZM260 141V142H259ZM17 142V143H16ZM119 142V141H118ZM122 142V141H121ZM137 142V143H138ZM159 142V143H158ZM168 142V144L167 145H170V143H169V141H167ZM180 142V143H179ZM183 142V143H182ZM190 142V143H189ZM199 144H198V143ZM224 142V144H222L221 145V143H223ZM22 143H23V145H25L24 146V148L22 147ZM31 144H32V142H30ZM50 143H54V144H50ZM94 143V144H95ZM128 143V142H127ZM179 143V144H178ZM188 143V144H187ZM198 144V145H196V144ZM236 143V144H235ZM245 143H246V146H245ZM51 146H53V147H51ZM72 144V145H71ZM122 144L124 145L125 143H123L122 142ZM133 144V143H132ZM139 144V143H138ZM175 144V143H174ZM174 144H173V146H174ZM192 144H194V145H192ZM239 144V145H238ZM243 146H242V145ZM255 144H256V146H255ZM263 144V147L261 146V148L260 149H263L264 150V143H262ZM40 145V144H39ZM68 145V146H67ZM128 146L130 145V144H127ZM127 145H124V147L126 146L127 147ZM134 145V144H133ZM145 145V144H144ZM155 145V144H154ZM153 145V146H154ZM226 145V146H225ZM227 145L228 146H230L229 148L227 147ZM241 145V146H240ZM259 145V146H258ZM42 146V145H41ZM57 147L56 149L54 148V147ZM141 146V145H140ZM156 146V147H157ZM170 146H172V145H170ZM193 146V147H192ZM227 147V149H225V147ZM245 146V147H244ZM28 148L29 149V147H31L27 152H29L30 150L31 151H33L32 153H33V155H31L32 153H31V151H30V156H28V157H25L24 156V158H25V160H27V162L26 163H23V166L20 168V164H22V163H20V160H22V154L24 153V151L23 150H25V148ZM62 147H68V149H65V148H62ZM94 147V146H93ZM92 147V148H93ZM146 147L148 148L149 146H147L146 145ZM238 147H239V149H238ZM241 147H244V148H242L243 149V151L244 150H246V151H244V152H242L241 151ZM255 147H257V148H255ZM23 148V149H22ZM40 148V147H39ZM90 147H88L87 149L88 150H90L89 149ZM130 148V147H129ZM145 149L146 151L148 150V149ZM158 148V147H157ZM186 148V149H185ZM247 148H248V151H247ZM43 150H44V148H42ZM52 149H54V150H52ZM81 149V150H80ZM84 149V150H83ZM86 149V150H87ZM152 149V148H151ZM150 149V150H151ZM168 149V150H167ZM188 149V150H187ZM251 149H257L256 151H254L253 150V152L251 151ZM15 150H18V151H15ZM21 150V151H20ZM82 151V152H81ZM92 151H93V149H92ZM144 151V150H143ZM152 151V150H151ZM173 151V150H172ZM171 151V153H175L174 151L172 152ZM186 151V152H185ZM188 151V152H187ZM192 151H194V153L192 152ZM26 152V153H27ZM81 152V153H80ZM249 152V153H248ZM259 152V153H258ZM10 153V155H8ZM37 153H38V151H37ZM36 153V154H37ZM65 153V154H64ZM79 153V154H78ZM87 153V154H86ZM177 153V152H176ZM191 153V154H190ZM243 153H245V154H243ZM251 153H253L252 155H251ZM260 153H261V155H260ZM27 154H29V153H27ZM26 154V155H27ZM40 154H38V155H40ZM49 154V153H48ZM84 154H86V156L84 155ZM91 154H93V152L91 153ZM248 154V155H247ZM254 154H256V155H254ZM25 155V154H24ZM60 155V156H59ZM77 155H78V157H80V156H82V157H80L81 158V161H79L78 162V160H80L79 158H78V160H76V157H77ZM190 155V156H189ZM11 158H10V157ZM56 156V157H55ZM180 156V157H179ZM233 156V157H232ZM235 156V157H234ZM250 156H252V158L253 159H250L251 157ZM256 156H259L258 158H255ZM38 157V156H37ZM86 157H87V159H86ZM169 157V158H168ZM248 157V158H247ZM27 158H33V160H32V162H31V164L33 163V165H35V166H33V165H30V164H28V160L29 159H27ZM50 158L48 159V160H50ZM55 158H58L57 160L55 159ZM103 158V159H104ZM190 159V161H191V163H189L186 159ZM244 158V159H243ZM245 158H247L246 160H245ZM35 159V160H34ZM54 159V160H53ZM70 159V160H69ZM166 159V160H167ZM180 159V160H179ZM252 160L251 162H249L250 160ZM83 160H84V162L85 161H87V162H83ZM96 160V161H97ZM198 160V161H197ZM247 160H249V161H247ZM257 160H261V162H259V163H261V164H259V165H262L261 167L259 166V165H257L256 166V168H255V165H256V163H258V162H256L255 163V165H253V163H254V161H257ZM33 161H35V162H33ZM51 160H50V162H52ZM61 161V162H60ZM95 161V162H96ZM99 161V160H98ZM116 161V159L114 158V162ZM173 161V162H172ZM175 161V162H174ZM185 161H187V162H185ZM195 161L196 163H199V167L198 166H196L195 164V167H196V169L198 168L199 170L197 171H194V169H195V167H193V170L192 169H190L189 168V166H191L192 164H193V162ZM247 163H246V162ZM21 162H24V161H21ZM29 162H30V160H29ZM67 162H68V164H67ZM101 162H104L103 160H101V161H99L98 163H99V165H102V164H104V163H101ZM167 162V161H166ZM165 162V163H166ZM177 162V163H176ZM249 162V163H248ZM58 163H56V164H58ZM101 163V164H100ZM116 163V162H115ZM122 163H123V161H122ZM169 162H167L166 164H168ZM176 163V164H175ZM185 163H189L188 165L187 164H185ZM39 164H38V168L39 167H41V166H39ZM55 164V166H57ZM117 164H119V162H117ZM116 164V165H117ZM120 164H121V161H120ZM175 164V166H173ZM247 164V165H246ZM248 164L250 165L251 164V168L249 169V167L250 166H248ZM5 165V166H4ZM59 165V164H58ZM105 165H106V162H105ZM122 165V164H121ZM123 165H124V163H123ZM141 165H143V168H144V172H145V170H146V174L148 175V173L151 171V169H145V165L146 164H143L142 163V161H141ZM141 165L140 166H138V167H141ZM184 167H187V169H190V170H192V171H190L189 170V172H188V170L186 171L187 172V177L186 176H183L182 177V175H183V169H181V168H184ZM185 165H187V166H185ZM193 165V166H194ZM209 165V168L207 167ZM214 165V166H213ZM242 165V166H241ZM245 165V166H244ZM253 165V166H252ZM28 166H25V168L26 169H30V168H28ZM51 166V165H50ZM50 166L48 167V168H50ZM115 166V167H114ZM119 166V165H118ZM19 167V168H18ZM64 167V168H65ZM68 167H66V168H68ZM91 167V168H90ZM93 167H96L95 168V170H93L94 168ZM137 167V168H138ZM163 167H165V165L163 166ZM163 167H162V169H163ZM207 167V168H206ZM212 168V170H214V171H212V172H210L211 170V168ZM214 167V168H213ZM247 167H248V169H247ZM24 168V167H23ZM34 168H32V170H34ZM51 168H52V166H51ZM118 168V167H117ZM119 168H120V166H119ZM165 168V169H166ZM192 168V167H191ZM20 169V170H19ZM109 171H108V170ZM128 169V168H127ZM136 169V168H135ZM258 171H257V170ZM28 170H26V172L28 173ZM39 170V169H38ZM44 170H43V174H44ZM68 170V169H67ZM66 170V171H67ZM93 170V171H92ZM122 170V169H121ZM129 170V172H133V170L131 171L130 169H128ZM138 170V169H137ZM147 170H148V172H147ZM164 170V169H163ZM174 170V171H173ZM206 170V171H205ZM209 170V171H208ZM251 170V171H250ZM256 170V171H255ZM261 170V171H260ZM62 171H63V173L64 174H66V175H63L62 174ZM71 171V172H70ZM95 171V174H93L92 172H94ZM111 171V172H110ZM179 171H181V172H179ZM24 173H25V169H24V171H23ZM37 172V171H36ZM113 172V173H112ZM129 172H128V174L125 176V177H123L122 179L123 180H121V182H120V185H121V183H122V185L124 186V183L127 185L129 182H127L128 180V176H129ZM137 171H134V173H136ZM140 172V171H139ZM144 172L143 173H141V175L143 176V174H144ZM153 171H151L150 173H152ZM192 172V173H191ZM194 172H197L195 175L193 174ZM245 173V174H243V173ZM258 172V173H257ZM260 172V173H259ZM24 173H23V175H24ZM30 173H32V172H30V170H29V174ZM33 173H34V178L37 176V174L35 173V170L33 171ZM61 173V174H60ZM140 173H136V174H138V177L136 176V178H135V175L134 174H132V176H133V178H134V180L135 179H138L139 177H141V176H139V174ZM184 173H185V169H184ZM203 173H205L204 175H203ZM209 173V174H208ZM60 174V175H59ZM78 176H76V175ZM93 175V177H92V175ZM98 174V175H97ZM109 174H111L112 175V177H111V175H109ZM122 174H124L123 172H122ZM121 174V175H122ZM153 174V173H152ZM165 174V173H164ZM189 174H193L192 176H196L194 179H192L193 177L192 176H190V177H188V175ZM213 174H215V175H213ZM5 175V176H4ZM31 175V174H30ZM63 175V176H62ZM81 175H82V177H81ZM87 175V176H86ZM89 175H91L90 177L92 178V179H95V180H91V179H89L90 177H89ZM100 175V176H99ZM153 175H155V174H153ZM179 175H181V176H179ZM199 175H200V178H199ZM209 175V176H208ZM224 175V176H223ZM243 175V176H242ZM9 176V177H8ZM15 177L16 179L18 178V177ZM33 176V175H32ZM39 176V175H38ZM41 176V175H40ZM39 176V177H40ZM45 176V177H44ZM58 176V177H57ZM80 176V177H79ZM83 176H85L86 178L84 179V177ZM97 176V177H96ZM113 176H114V180H116V182L114 181V183L112 182V180H111V178H113ZM144 176H146L145 174H144ZM152 175H150V177H151ZM205 176V177H204ZM212 176V177H211ZM217 176V177H216ZM57 177V178H56ZM61 177H63V178H61ZM67 179H66V178ZM88 177V178H87ZM99 177V178H98ZM109 177H110V179H109ZM131 176H129V178H130ZM147 177V176H146ZM145 177V178H146ZM170 177H171V175H170ZM171 177V178H172ZM203 177V178H202ZM220 177V178H219ZM223 177V178H222ZM229 178V179H227V180H224L225 178ZM251 177H253V176H251ZM255 177H257L256 175L254 176V178ZM10 178H12V179H14L13 180V182L11 181L10 182ZM71 178V177H70ZM81 178H83V179H81ZM127 178V179H126ZM132 178V177H131ZM133 178H132V181L133 182H135L134 180H133ZM148 178H149V176H148ZM153 178V181H154V179H155V177H151V179ZM167 178H169V177H167ZM188 178V179H187ZM199 178V179H198ZM245 178H249V176H247V177H245ZM22 179H25V177L23 178L22 177ZM37 179H39V178H37ZM48 179L46 180V182L48 181ZM49 179V180H50ZM97 179H99V181H97ZM141 179V178H140ZM189 179H191L190 181H189ZM196 179V180H195ZM199 180V182H201V183H199L198 184V180ZM213 179V180H212ZM238 179H240V180H238ZM6 180H9V183H7L6 182ZM33 180H36V179H33ZM77 181L78 182V184H79V181L80 180H82V181H80V182H85V183H80L81 185H86V188L88 189V191H87V189L85 190V188L83 187V189L82 188H80V187H78V185L77 186H75V184H73L74 183V181ZM195 180V182H196V184H198V185H196V187H195V183L193 182V181ZM205 180H207V181H205ZM255 180V179H254ZM255 180V181H256ZM22 181H24V180H22ZM75 181V183H77ZM87 181V182H86ZM93 181H95L94 183H95V185L92 183ZM106 181V182H105ZM108 181H110L109 183H108V185L110 186V188H109V186H107V187H105L106 185H105V183L107 184V182ZM147 180H145V182H146ZM155 181H156V179H155ZM158 181V180H157ZM211 181H212V183H211ZM214 181V182H213ZM18 182H19V180H18ZM21 182V181H20ZM19 182V183H20ZM26 182V181H25ZM48 182H50V181H48ZM47 182V183H48ZM56 182V183H55ZM130 182H131V179H130ZM194 183V185H193V183ZM11 183V184H10ZM14 183H16L17 184V186H19V187H16V184L14 185ZM34 183H38V181L36 182H34ZM42 183V182H41ZM87 183V184H86ZM91 183V184H90ZM96 183L98 184L97 186H96ZM110 183H112L111 185H110ZM147 183H149V182H147ZM153 183H156V182H153ZM153 183H152V185H153ZM159 183V182H158ZM219 183V184H218ZM257 183V182H256ZM13 184V185H12ZM20 184H22V183H20ZM39 184V183H38ZM161 184H163V183H161ZM161 184H160V186H161ZM205 186V187H203V185ZM259 184H258V186H259ZM12 185V186H11ZM66 185H65V187H66ZM117 185V186H116ZM143 185V184H142ZM146 185V184H145ZM159 185V184H158ZM166 185H167V182H166ZM166 185H164V186H166ZM199 185H201L200 187H198ZM222 185V186H221ZM251 185V186H250ZM54 186V187H53ZM93 186H95V188L93 187ZM111 186H113L114 188L115 187H117L116 188V193H115V191L113 190V187H111ZM141 186V185H140ZM139 186V187H140ZM144 186V185H143ZM148 186V185H147ZM150 186H151V184H150ZM150 186H148L149 188H150ZM209 186V187H208ZM244 186V187H243ZM264 186V185H263ZM5 187V188H4ZM8 187V188H7ZM57 187H55V188H57ZM80 188V189H82V192H80V191H78V190H80V189H78V188ZM89 187V188H88ZM142 187V186H141ZM168 187V186H167ZM202 187H203V189H207V190H209L208 192H206L207 194H205L204 193V191H203V193H201L202 192ZM249 187V188H248ZM2 188H4V189H2ZM18 188V189H17ZM20 188V189H19ZM45 189V191H47L48 189ZM54 188V189H55ZM73 190H72V189ZM120 188L122 189V186H120ZM153 188V189H152ZM194 188H195V192H194ZM196 188H198V191H196ZM208 188H211V189H213V191H210L211 189H208ZM230 188V187H229ZM244 188V190L242 191V189ZM255 188V189H254ZM260 189L261 188H263V187H259ZM39 189H41V191H42V187L41 188H38L37 190H39ZM44 189V188H43ZM74 189L75 190H77L78 191V194H77V197H76V193L74 192ZM89 189H90V191H89ZM140 189V188H139ZM145 189V191L147 192V187H145L144 188ZM232 189H234V188H232ZM18 190V191H17ZM22 190V191H21ZM28 190V191H27ZM56 190V189H55ZM54 190V191H55ZM83 190H85L84 192V194L85 195H87L86 197H85V195H83L82 193H83ZM219 190V192H217ZM230 190V189H229ZM250 191L251 190H257L256 192H253L254 193V195H253V193H252V191L251 192H248V193H250L249 195H253V196H255V197H257V198H259L260 197V195H255V193H257L258 192V189H257V187L256 186H253V188H251V189H249ZM262 190V189H261ZM44 191V192H45ZM48 191V192H49ZM50 191V192H51ZM53 191V192H54ZM76 191V192H77ZM109 191V192H108ZM112 191V192H111ZM124 191V192H123ZM141 191V190H140ZM6 192V193H5ZM8 192V193H7ZM22 192V193H21ZM44 192H43V194H44ZM65 192V191H64ZM115 194H114V193ZM166 192V193H165ZM212 192V193H211ZM213 192H214V196L212 195L213 194ZM217 194H216V193ZM230 192L232 193V190H230L229 191V193L228 194H230ZM7 195H5V194ZM28 193V194H27ZM41 193V192H40ZM75 194V195H72V194ZM111 193H113V194H111ZM120 193V192H119ZM139 193V194H138ZM140 193H142L141 195H143V193L144 192H139V190H138V192L136 193V195H140ZM209 193H211V194H209ZM222 193H221V195H222ZM264 193V190H262V193L261 194H263ZM55 194V193H54ZM59 194L60 193H57V195L56 196H58L59 197ZM82 196H81V195ZM110 194V195H109ZM149 194V193H148ZM162 194L163 195H165V197H163V199H161L162 198ZM176 194V193H175ZM201 194H203V195H201ZM209 194V195H208ZM23 195H26V196H23ZM29 195V196H28ZM36 195H39V196H36ZM41 195H42V193H41ZM45 195V194H44ZM62 195V194H61ZM72 195V196H71ZM147 195V194H146ZM156 195L158 196V195H161V196H159V197H156ZM239 195V194H238ZM80 196V197H79ZM148 196V195H147ZM166 196L168 197L167 199H166ZM209 197L210 198V196H211V198L209 199V200H211L210 202L212 203H209V200L206 198V197ZM232 196V195H231ZM29 199H28V198ZM44 198L43 199H45L46 197L45 196H43ZM61 197V196H60ZM104 197V198H103ZM119 198V196H115V198ZM126 197H127V195H126ZM134 197V196H133ZM139 197V196H138ZM150 197V196H149ZM155 197V198H154ZM170 197H173V198H170ZM205 197V198H204ZM214 197V199H212ZM235 197V199H236V196H234ZM233 197V198H234ZM262 197V196H261ZM260 197V199H263V198H261ZM24 198H25V200H24ZM77 198V199H76ZM122 198L120 199V201H123L122 200ZM145 198H147L146 200H145ZM158 198V199H157ZM185 198V199H184ZM216 198H219L220 199V196H217ZM224 198H226V197H224ZM247 198V199H246ZM101 199H102V201H101ZM125 199H124V201H125ZM166 199V200H165ZM171 200V203L173 204V205H176L178 208H181V211H186V212H184L185 213V216H186V218H187V216L188 217H190V219H192L194 222L196 221V220H198L197 221V224H196V222L194 223L195 225H190L189 224V222H187V223H185L186 221L185 220H182V218H180V216H179V214H177V213H179L180 212V209H178V211L179 212H177V211H175V209L177 210V208H175L171 203H170V200ZM231 199H232V197H231ZM230 199V200H231ZM235 199H232V201H228V202H231L232 204H234V202L236 203V201H234ZM251 199H249V201H246V203H249L250 201H251ZM255 199V198H254ZM260 199H258V200H260ZM41 200V199H40ZM105 200V201H106ZM114 200V201H113ZM119 200V199H118ZM129 200H130V202H129ZM136 200V201H135ZM138 200L140 201V203H138ZM206 200V201H205ZM213 200H216V201H213ZM28 201V202H27ZM44 201V200H43ZM43 201H40V204H42V202ZM68 201V202H67ZM117 201V200H116ZM119 201V202H120ZM132 201H134V203L132 202ZM152 201V200H151ZM254 201H256V199L254 200ZM29 203V204H26L25 205V203ZM36 202V201H35ZM101 202V203H100ZM129 202V203H128ZM145 202V203H144ZM179 202V203H178ZM207 202V203H206ZM261 202V201H260ZM105 203V202H104ZM103 203V204H104ZM117 203V202H116ZM131 203V204H130ZM176 203V204H175ZM243 203V204H242ZM241 204L242 205H244V204H246V203H244V202H242ZM120 204V203H119ZM128 204V205H127ZM143 204V205H142ZM193 204L194 203H192L191 205L193 206ZM199 204H201L202 205V202H199L198 203V206L197 207H201ZM214 204V205H213ZM240 204V203H239ZM253 204V203H252ZM255 204V203H254ZM261 204V203H260ZM23 205H25V207L23 206ZM43 205V204H42ZM46 205V204H45ZM50 205V204H49ZM121 205V204H120ZM146 205V206H145ZM190 206L188 203H186V206ZM196 205H197V203H196ZM212 205V206H211ZM217 205V206H216ZM218 205H221L222 207L221 208H223V207H227L226 209H224V210H228L230 213H228V215H224V214H222V215H224V217L226 218H223L222 217V215H221V213L223 212L222 211V209H220V211L218 212L217 211V208H218V210H219V206ZM250 205V204H249ZM20 206V207H19ZM44 206V205H43ZM51 206V205H50ZM117 206H119V205H117ZM148 206V209H145L146 207ZM195 206V205H194ZM209 206V207H208ZM210 206L211 207H214V208H210ZM215 206L217 207L216 209H215ZM241 206V205H240ZM258 206V205H257ZM16 207H18V208H16ZM30 207V206H29ZM207 207L209 208V209H207ZM261 207V206H260ZM260 207H257V208H260ZM8 208V209H7ZM44 208H45V206H44ZM43 207H42V209H44ZM128 208H130V209H128ZM175 208V209H174ZM239 208V207H238ZM252 208V207H251ZM250 207H247V209L246 208H240L238 211H240V212H243L242 214L241 213H239L240 215L239 216H241V217H244L245 218V215H252L251 214V211L253 212V210L251 209ZM264 208V207H263ZM28 209V208H27ZM26 209V210H27ZM55 209V208H54ZM129 210V211H127V210ZM173 209H174V211H173ZM246 209V210H245ZM256 209V208H255ZM6 210V211H5ZM19 210V211H20ZM23 211V213L21 212L20 213V215L21 214H24V215H28L29 214V210L28 211ZM39 210V211H38ZM96 210L98 211L97 213H95L96 212ZM121 210H123V211H121ZM211 210H213V212H211L212 214H211V216L209 215L210 214V212H208V211H211ZM215 210V211H214ZM234 210V209H233ZM260 210H262V208H260ZM264 210V209H263ZM262 210V211H263ZM47 211H48V213H47ZM103 210H101V212H102ZM148 211H149V213H148ZM203 211V212H202ZM256 211L258 212L259 210L258 209H256ZM9 212V213H8ZM18 212V211H17ZM59 212V211H58ZM125 212V213H126ZM177 212V213H176ZM182 212V213H183ZM187 212H188V214L190 215H187ZM214 212H216L215 214H214ZM217 212L218 213H220V214H218L217 215ZM246 212V213H245ZM260 212V211H259ZM60 213V212H59ZM132 213V214H131ZM148 213V214H147ZM181 213V212H180ZM184 213L183 214H181V217H182V215H184ZM224 213H226L225 211H224ZM234 213V212H233ZM232 213V216L234 217V214ZM245 213V214H244ZM249 213V214H248ZM260 213H262V212H260ZM6 214V215H7ZM31 214V213H30ZM128 214H131V216L129 217L128 216V218H127V215ZM171 216H170V215ZM192 214V215H191ZM193 214L194 215H196V216H193ZM253 214H255V212L253 213ZM5 215V217H7ZM258 215V214H257ZM134 216H135V218H134ZM185 216H183V219H185L184 217ZM219 217V219H221V217H222V219L220 220V221H222L223 219H225V220H227L226 221V223H223V221L222 222H220L221 223V225L219 224V220H217L216 219V217ZM262 215H260V216H257V218L258 217H261ZM123 217V218H122ZM132 217V222L134 221V223H129V222H131L130 220L128 221V219H130ZM192 217H194V218H192ZM249 217V216H248ZM254 217H256V215L254 216ZM262 217H264V216H262ZM107 218V217H106ZM133 218H134V220H133ZM171 220H170V219ZM173 218V219H172ZM176 218V219H175ZM215 219V221L214 220H212V219ZM250 219H252V217H249ZM255 219V220H257V221H255V220H247V221H251L250 223H252L253 225H252V228H255V227H258L257 225H261V222H264L263 220H258V219ZM7 219H9V216L7 217ZM6 219V220H7ZM11 219V222H12V220L13 219H15V217H13V219L12 218H10ZM97 219H99V220H97ZM127 219V220H126ZM179 219V220H178ZM196 219V220H195ZM209 219H211V220H209ZM5 220V221H6ZM17 219H15V221H16ZM106 220V221H105ZM138 222H137V221ZM181 220H182V222H181ZM188 220V219H187ZM190 221V223H192L193 221ZM14 221V222H15ZM26 221V220H25ZM98 221V222H97ZM101 221V222H100ZM109 221V222H108ZM124 221H126V223L124 222ZM136 221V222H135ZM146 221V222H145ZM173 221H175L176 222V226H175V224L173 223ZM184 221V222H183ZM201 222L200 224H201V226H196V225H199V223L198 222ZM217 221V222H216ZM19 222V221H18ZM19 222V224L21 225V223ZM179 222V223H178ZM206 222V223H205ZM210 223V224H208V223ZM214 222V223H213ZM240 222V221H239ZM241 222H242V220H241ZM254 222V223H253ZM258 222H260L259 224H258ZM9 223V222H8ZM17 223V222H16ZM103 223V224H102ZM107 223V224H106ZM123 223H125V224H123ZM135 223H137V225H138V227H136V226H133V225H131V224H134V225H136ZM141 223V225H140V228H141V230H139L140 228H139V224ZM185 223V225L188 227V229L187 228H185V226L183 227L181 224H184ZM212 223V224H211ZM219 225H218V224ZM233 223V221L231 222V224ZM250 223H244V224H246L245 225V227L246 226H248V224H250ZM7 224V223H6ZM14 224V223H13ZM122 224V225H121ZM129 224V225H128ZM179 224V225H178ZM216 224H217V226L218 227H216ZM231 224H229V226H232ZM241 224V223H240ZM25 225H27L26 227H24ZM30 225V226H29ZM111 225H114V224H111ZM111 225H109V226H111ZM177 225L179 226V227H177ZM204 225H207V226H210V230L207 228V226H204ZM264 224H262V226H263ZM128 226H130L131 228H134V229H131L130 227H128ZM143 227V229H142V227ZM182 228H181V227ZM198 227V228H196V227ZM226 227H228L227 225H225ZM242 226H243V223H242ZM250 226V225H249ZM7 227V229H12L11 228V225L9 226V225H7L6 226ZM113 227V226H112ZM111 227V228H112ZM135 227L136 228H139L138 229V232H135V231H137V229H135ZM199 227H201V228H199ZM213 229H212V228ZM226 227H224L223 229H222V231H220L222 234H224V235H227L229 232H227V231H230V230H228V229H225ZM145 228V229H144ZM148 228V229H147ZM202 228H204L203 230H201ZM248 228H251V227H248ZM0 229H1V231H3L5 228H2L1 226H0ZM95 229H97L96 231H95ZM103 229V228H102ZM212 229V230H211ZM231 229V228H230ZM258 228H256V229H253V230H257ZM260 229L262 230L263 229V231H260ZM13 230V229H12ZM15 230H17V229H15ZM113 230V232L111 233V235H113V233H115L114 232V229H111V231ZM150 232H149V231ZM178 230V231H177ZM181 230V231H180ZM184 230V231H183ZM186 230V231H185ZM195 233V230L196 231H198V233H197V235L198 234H200V237H199V241H200V243H201V245H200V243H199V245L200 246H198L197 244V247L196 246H193V245H195V242H196V240H197V242H198V237H197V235L196 236H194L192 233V231ZM219 230H221V228L219 229ZM227 230V231H226ZM7 231L8 230H6V233H7ZM18 232H19V230H17ZM101 231V230H100ZM146 231V232H145ZM199 231H203L202 233H199ZM213 231V232H212ZM243 231H245L244 229H243ZM246 231H248V230H246ZM257 231H260V232H262V233H264V228H262L261 226L259 227V230H257ZM4 232H5V230H4ZM9 232V231H8ZM10 232H13V231H10ZM9 232V233H10ZM139 232H142L143 234H145V235H147L146 237H147V241L146 240H144L143 239V237H142V240H140V238L141 237H136V239H135V236L137 235V234H139ZM147 232H148V234H147ZM179 232V233H178ZM186 232V233H185ZM192 232V233H191ZM212 232V233H211ZM217 232H219V231H217ZM255 232V231H254ZM101 233H103V232H101ZM105 233V232H104ZM135 233H137L136 235H135ZM192 234L191 235V237L192 236H194L195 237V241H192V240H194V238H191L190 237V235L189 234ZM2 234V235H3ZM143 234H140V236H142ZM150 234V235H149ZM182 234V235H181ZM187 234H188V236L190 237L189 238V243H193L191 246H192V248L194 249H196L194 252L195 253H190L189 254V251H193L192 249H191V246L190 245H188V243L187 242H185V239L187 238L188 239V236H187ZM3 235V236H4ZM20 235V234H19ZM94 235L92 236V238L94 237ZM135 235V236H134ZM203 235V236H202ZM261 234H259V235H256V236H260ZM10 236H11V234H10ZM98 235H96V237H97ZM123 236V237H122ZM125 236H127V237H125ZM174 236V237H173ZM205 236H207V235H205ZM263 236V235H262ZM85 237H86V239H85ZM211 237H212V235H211ZM95 238V237H94ZM124 238H126V239H124ZM172 238V239H171ZM80 239H82V240H85V242L87 241V242H90L89 244L86 242H82L83 244L81 245V243H79V244H77V242H79L80 241ZM124 239V240H123ZM129 239H131L130 241H129ZM186 239V240H187ZM201 239H203V240H201ZM259 239H260V241L262 242V240L264 241V237H259ZM21 242H20V241ZM76 240H79V241H76ZM147 243L148 241H149V243L150 244H148V246L146 247V243L144 242V241ZM217 240V239H216ZM19 241V242H18ZM104 241H105V244H107L106 246H105V244L104 245H101V244H103L104 243ZM129 241V244H127V242ZM143 241V242H142ZM259 241V242H260ZM217 242V241H216ZM143 244L144 243V247H141V245H138V246H140L141 248H139L138 246H137V244ZM186 243V244H185ZM264 242H262L261 244H263ZM21 244V245H20ZM95 244V245H94ZM123 244H126L125 246L123 245ZM146 244V245H145ZM211 244H212V246H211ZM215 244H217V243H215ZM214 244V245H215ZM261 244H260V247L262 248V246H261ZM78 245V246H77ZM86 245H87V247H86ZM128 245V246H127ZM264 245V244H263ZM96 246H99V247H96ZM103 248H102V247ZM109 246V247H108ZM188 246H190V247H188ZM218 246V245H217ZM89 247V248H88ZM90 247H92V249L90 248ZM94 247V248H93ZM95 247H96V249H98V250H96L95 249ZM105 247H107V249H109V251L108 252H106V248ZM131 247V248H130ZM134 247H135V249H134ZM44 248V249H43ZM86 248H88L87 250L90 252V253H87L88 251L86 250ZM126 248V249H125ZM130 248V249H129ZM261 248H260V250H261ZM29 249V250H28ZM100 249H101V251H100ZM127 249H129V250H127ZM141 249H143V250H141ZM187 249V251H185ZM189 249V250H188ZM21 250V251H20ZM26 250H28L27 252H26ZM40 250V249H39ZM80 250V249H79ZM92 250V251H91ZM103 250H105V251H103ZM130 250H132V252H134V256H135V258L136 259H134V256H132V252L130 253L129 251ZM197 250H199L198 252H197ZM211 250L210 251H207V252H211ZM220 250V251H219ZM223 250V249H222ZM23 251H25L24 253H23ZM32 251V250H31ZM33 251V252H34ZM77 251V250H76ZM100 251V252H99ZM216 251H218V252H216ZM15 252V253H16ZM82 252V253H81ZM92 252V253H91ZM261 252V251H260ZM11 254V258H8V259H10V260H8L7 259V257H10L9 256V254ZM29 253H30V251H29ZM39 253V252H38ZM40 253H41V251H40ZM121 253L122 254H124V255H121ZM128 253V254H127ZM131 255H130V254ZM139 254L140 255V257L142 256V258H140V257H137V256H139V255H137V254ZM221 253L223 254L222 256H220V258H217L216 256H219V255H221ZM6 254H7V256H6ZM18 254V253H17ZM34 254V253H33ZM45 254V253H44ZM109 254V255H108ZM195 254V255H194ZM213 254V255H212ZM219 254V255H218ZM79 255V256H80ZM193 255H194V257H193ZM198 255V256H197ZM200 255L202 256V257H200ZM258 255V254H257ZM262 255V254H261ZM5 256V257H4ZM22 256V257H23ZM35 256V255H34ZM46 256V255H45ZM129 256V257H128ZM186 256V257H185ZM190 256H192V257H190ZM200 257L199 259H197V261H196V258L197 257ZM37 256H35L34 257V259L36 258ZM42 257V256H41ZM44 257V256H43ZM212 257H215V258H212ZM264 257V256H263ZM3 258H5L4 260L5 261H8V262H3L1 259H3ZM23 258H25V257H23ZM38 258V257H37ZM51 258V257H50ZM75 258V259H74ZM76 258H78V259H76ZM97 258V260H95ZM133 258V259H132ZM262 258V257H259V255H258V261L260 260V259ZM44 259H46V257L44 258ZM53 259V260H54ZM73 259V260H72ZM143 259H145V261L143 260ZM204 259V258H203ZM210 259V258H209ZM209 259H207L208 261H209ZM217 261H216V260ZM220 259V260H219ZM240 259H242V258H240ZM239 259V260H240ZM244 259V258H243ZM246 259V258H245ZM255 259V258H254ZM39 260H40V258H39ZM41 260H43V258L41 259ZM53 260H51L54 264H57L56 262L57 261H53ZM56 260H58V259H56ZM89 260V261H88ZM122 260H124V258L122 259ZM205 261H207L206 259H204ZM235 260H237V259H233L231 262H230V264L231 263H233V264H235L234 263V261ZM24 261V260H23ZM43 261H45V260H43ZM49 261V260H48ZM50 261V262H51ZM62 261V262H61ZM79 261V260H78ZM81 261V260H80ZM144 261V262H143ZM242 263H243V260H240ZM254 261V260H253ZM263 261V259H261V262ZM22 262V261H21ZM32 262V261H31ZM35 262V261H34ZM34 262H32V263H34ZM37 262V261H36ZM140 262H142V263H140ZM237 263L236 264H239L240 262H238V260L236 261ZM244 262H245V260H244ZM247 262V261H246ZM248 262L249 263H251L252 261H250L249 259H248ZM247 262V263H248ZM257 261H255V263H256ZM24 262H22V264H23ZM31 263V264H32ZM40 264L42 263L41 261L39 262ZM80 263V262H79ZM209 263V262H208ZM247 263H243V264H247ZM258 263V262H257ZM17 264H19V263H17ZM71 264H74V262L73 263H71ZM205 264H207V263H205ZM241 264V263H240ZM254 264V263H253ZM259 264H261L260 263V261H259Z\"/></svg>", "mask_w": 264, "mask_h": 264}, {"label": "bare ground", "instance_id": "bare-ground-1", "mask_svg": "<svg viewBox=\"0 0 264 264\" xmlns=\"http://www.w3.org/2000/svg\"><path fill=\"white\" fill-rule=\"evenodd\" d=\"M3 1H4V0H3ZM13 1H14V0H13ZM15 1H16V0H15ZM15 1H14V4H16ZM17 1H18L17 4H18V5L20 4L19 6H21V5L23 6V4L25 5V4L28 3L27 0H25V1H24V0H20V1H21L20 3H19V0H17ZM28 1L30 2V0H28ZM39 1H42V2H41L40 4H39L38 2H37V4H35L36 1H33V0H32V2H34L35 5H38V4H39L40 7L43 8V10H44L45 6H47V7L49 8L48 5L50 4V8H49V9H52V10H50V11H48V12H51V14L53 13L54 15L52 14V16H55V15L57 16L58 13H59L58 11H60V10H62V9L64 8V6H63V8H62V6L60 7V5L57 4V2H59V1H61V0H59V1L50 0L51 3L48 2L47 0H39ZM68 1H69V0H68ZM68 1H67V2H68ZM71 1H72V0H70V2H71ZM74 1H75V0H74ZM74 1H72V2H74ZM76 1H77V0H76ZM76 1H75V4H76ZM78 1H79V0H78ZM80 1H81V0H80ZM80 1H79V2H80ZM87 1H89V0H87ZM91 1H92V0H91ZM115 1H116V0H115ZM123 1H125V0H123ZM129 1H130V0H129ZM134 1H136V0H134ZM138 1H140V0H138ZM142 1H143V0H141L140 2L142 3ZM146 1H147V2H151V1H148V0H146ZM154 1H155V0H154ZM154 1H153V3H154ZM159 1H161V0H159ZM159 1H155V5H156V2H159ZM163 1H164V0H163ZM167 1H168V0H167ZM172 1H173V0H172ZM205 1H206V0H205ZM207 1H208V0H207ZM215 1H216V0H213V1H210V2H211L212 4L217 5V3H216ZM222 1H225V0H222ZM233 1H234V0H233ZM239 1H241V0H239ZM242 1H243V3H244V2H247L248 0H246V1L242 0ZM242 1H241L240 3H242ZM250 1H252V0H250ZM250 1H248V2H250ZM254 1H255V0H254ZM4 2H5V1H4ZM22 2H24V3L22 4ZM25 2H27V3H25ZM47 2H48L49 4H48ZM62 2H65V1L62 0ZM62 2H61V3H62ZM70 2H69V4H70ZM82 2H83V0H82L80 3L83 4ZM121 2H122V0H120L119 4H120ZM136 2H137V1H136ZM143 2H144V1H143ZM161 2H162V1H161ZM161 2H159V3H161ZM164 2H166V1H164ZM203 2H204V1H203ZM217 2H218V4H219V3H220V4H223V3H221L220 0L217 1ZM228 2H231V3H232V1H230V0H228ZM228 2H225V3H228ZM256 2H257V1H256ZM258 2H259V0H258ZM9 3H11V1H10ZM53 3H54V4L56 3V4H57V7H58V5H59L58 9H57L56 7H54ZM97 3H99V2L97 1ZM115 3H116V6H117V5L119 6V4H118V0H117V2H115ZM123 3H124V2H123ZM123 3H122V4H123ZM204 3H205V2H204ZM253 3H255V2H253ZM3 4H4V3H3ZM6 4H7V0H6ZM14 4H13V5H14ZM30 4H31V2H30L28 5H30ZM32 4H33V3H32ZM34 4H33V8H34ZM42 4H43V6H44V4H46V5L43 7ZM47 4H48V5H47ZM62 4H63V3H62ZM62 4H61V5H62ZM64 4H65V3H64ZM77 4H78V3H77ZM77 4H76V6H77ZM81 4H80V5H81ZM90 4H91V3H90ZM122 4H120V7L122 6ZM124 4H125V3H124ZM124 4H123V8H124ZM126 4H130V3H126ZM126 4H125V6H126ZM138 4H140V3L138 2ZM143 4H144V6H147L146 4L150 5L149 3H143ZM162 4H164V3L162 2ZM168 4H169V3H168ZM208 4H209V2L206 3V4H204V6H205V5H208ZM245 4H247V6L245 5L244 7H242V6H243V5H242L240 8H246V7H248V6L250 7V5H252V3H251V4H250V3H245ZM249 4H250V5H249ZM260 4H261V3H260ZM260 4L258 3V5H260ZM28 5H27V7L30 8V10H31L32 8L29 7ZM52 5H53V6H52ZM209 5H210V4H209ZM228 5H229V3H228ZM232 5H234V4H232ZM235 5H236V4H235ZM254 5H255V4H254ZM30 6H32V5H30ZM66 6H68V5H65V7H66ZM72 6H73V5H72ZM76 6L74 5L73 7L76 8ZM98 6H99V5H98ZM130 6H131V5H130ZM151 6H153V5H151ZM161 6H162V5H161ZM173 6H174V5H173ZM176 6H178V5H176ZM211 6H212V5H211ZM213 6H214V5H213ZM213 6H212V7H213ZM237 6H238V5L235 6V8H236L235 10H239V9L237 8ZM252 6H253V5H252ZM35 7H36V6H35ZM51 7H52V8H51ZM53 7H54V8H53ZM78 7H80L79 4H78ZM82 7H83V6H82ZM100 7H102V6H101V3H100ZM141 7H142L141 10H143V9H144L143 6H141ZM154 7H155V6H154ZM200 7L202 8V4L200 5ZM212 7H211V8H212ZM218 7H219V6H218ZM230 7H231V4H230ZM230 7H229V8H230ZM256 7H257V6H254L255 9H256ZM22 8H23V7H22ZM36 8L38 9V7H36ZM42 8H41V9H42ZM48 8H45V9L49 10ZM55 8H56V9H55ZM61 8H62V9H61ZM68 8H69V6H68ZM75 8L72 10V11H73L72 13H74V12L76 11L77 8H76V9H75ZM92 8H93V7H92ZM110 8H111V7H110ZM129 8H130V7H129ZM145 8H146V7H145ZM147 8H148V7H147ZM147 8H146V9H147ZM149 8L151 9L150 6H149ZM159 8H160V5H159ZM177 8L179 9L180 7H177ZM181 8L185 9V7H181ZM233 8H234V7H233ZM233 8H232V9H233ZM34 9H35V8H34ZM34 9L32 10V12H31L29 9H28V10H25V9L23 10V9H22V10L24 11V15H25V12H26V11L28 12V14H29V11L31 12V14H33L35 11L37 12V10H36V9L34 10ZM53 9H55L54 11H55L56 13L53 12ZM98 9H99V8H98ZM101 9L103 10L104 8H101ZM111 9H112V8H111ZM118 9H119V8H118ZM121 9H122V7H121ZM139 9H140V8H139ZM155 9H156V7H155ZM186 9H187V8H186ZM218 9H219V8H218ZM221 9H225V8H222V7H221ZM221 9H220V11H221ZM227 9H228V8L226 7V12H227ZM246 9H247V8H246ZM246 9H245V10H246ZM260 9H261V10H259V8H258L259 11H256L257 9L255 10L256 12L253 14L254 16H256L255 19L257 18V15H256V14L261 13V12L264 10V9H262V8H260ZM12 10H14V9H12ZM17 10L20 11V9H17ZM47 10H46V11H47ZM56 10H57V11H56ZM63 10H64V9H63ZM63 10H62V11H63ZM74 10H75V11H74ZM79 10H80V8H78V11H79ZM92 10H93V9H92ZM116 10H117V9H116ZM116 10L114 9V12H115ZM147 10H149V9H147ZM152 10H153V7H152ZM169 10H170V9H169ZM181 10H182V9H181ZM187 10H188V9H187ZM189 10H191V9H189ZM209 10H210V8H209ZM209 10H208V11H209ZM230 10H231V8L228 9V12H229V13H232L233 11H232V10L230 11ZM235 10H234V11H235ZM243 10H244V9H242V11H243ZM33 11H34V12H33ZM44 11H45V10H44ZM44 11H43V12H44ZM93 11H94V10H93ZM93 11H92V12H93ZM95 11H96V10H95ZM99 11H100V10H98V12L95 13L97 17H99V15H100ZM112 11H113V10H112ZM118 11H119V10H118ZM129 11H130V10H129ZM145 11H146V10H145ZM150 11H151V10H150ZM159 11H160V10H159ZM174 11H176V10H174ZM179 11H180V10H179ZM185 11H186V10H185ZM195 11H198V9L195 8ZM204 11H205L204 13H206V7H204ZM211 11H212V10H210V12H211ZM222 11H225V10H222ZM242 11H240V12H236V11H235V12H236V13H240V14H244V13H241ZM248 11H249V12H248V17H251V16H249V15H251V13H253V12L250 10V8H248ZM27 12H26V14H27ZM39 12H40V11H39ZM63 12H64V11H63ZM63 12H62V13H63ZM67 12H68V10H67ZM76 12H77V11H76ZM76 12L74 13L75 15L73 14L74 16H76L77 14H79V12H77V13H76ZM103 12H105V11H103ZM110 12H111V11H108V12H106V13L109 14ZM116 12H117V11H116ZM127 12H128V5H127V11H126V13H127ZM147 12H148V11H147ZM151 12H152V11H151ZM151 12H150V13H151ZM154 12H155V11L153 10V13H154ZM183 12H184V11H183ZM200 12H201V10L199 11V13H197V12H195V13H197V14L199 15ZM213 12H214V11H213ZM213 12L210 13V14L213 15ZM228 12H227V13H228ZM235 12H234V13H235ZM243 12H244V11H243ZM245 12H246V11H245ZM2 13H3V10H2ZM14 13H15V14H16V13L19 14L18 12H14V11H13L12 15H13ZM37 13H38V12H37ZM37 13H36L35 15H37ZM72 13L70 12L71 15H72ZM98 13H99V14H98ZM140 13H141V12H140ZM150 13H149V14H150ZM155 13H156V12H155ZM186 13H187V11H186L184 14H185L186 18H188V20H189V17H193V16L195 15V13H194L193 15H191L193 12L191 13L190 11H189V13H190L189 15H190V16H189V15H186ZM204 13L202 12V15H201V16H203ZM215 13H218L217 10H216ZM215 13H214V14H215ZM249 13H250V14H249ZM263 13H264V11H263ZM263 13H261V14H263ZM15 14H14V15H15ZM41 14H42V13H41ZM60 14H61V11H60ZM70 14L67 15L68 17L65 18V21H66V19L69 18V15H70ZM91 14H92V13H91ZM91 14L86 15V16L90 18V15H91ZM102 14H103V13H102ZM107 14H105V15H107ZM110 14H111V13H110ZM110 14L107 15V16H110ZM131 14H132V9H131ZM142 14H143V13H142ZM145 14H146V13H145ZM158 14H159V13H158ZM158 14H157V15H158ZM219 14L221 15V12H220ZM224 14H225V13H224ZM24 15H23V16L20 15V17H22L23 20H25V16H24ZM29 15H30V14H29ZM33 15H34V14H33ZM47 15H49V13H47ZM71 15H70V16H71ZM81 15H82V13H81ZM125 15L127 16V15H129V14H125ZM171 15H172V14H171ZM173 15H175V14H173ZM182 15H183V13H182ZM205 15H208V14H205ZM211 15H210V18H211ZM231 15H232V14H231ZM233 15H235V14H233ZM246 15H247V14H246ZM0 16L2 17L3 14H2V15L0 14ZM16 16H17V15H16ZM30 16H31V15H30ZM50 16H51V15H50ZM56 16H55V17H56ZM74 16H71V17L74 18ZM92 16H93V14H92ZM107 16H106V19H107L108 22H110ZM130 16H131V15H130ZM140 16H142V15H140ZM140 16H139V17H140ZM147 16H148V15H147ZM150 16H151V15H150ZM153 16H154V15H153ZM183 16H184V15H183ZM208 16H209V15H208ZM208 16H205V17L207 18ZM218 16H219V15H217V18H218ZM229 16H230V14H229ZM237 16L239 17L240 15H237ZM28 17H29V16H28ZM33 17H34V16H33ZM41 17H43V15H42ZM55 17H54V18H55ZM63 17H66V15H65V16L63 15ZM71 17H70V18H71ZM80 17H82V16H80ZM156 17H157V16H156ZM195 17H196V15H195ZM195 17H194V18H195ZM197 17H198V16H197ZM225 17H226V16L224 15V18H225ZM230 17H231V16H230ZM258 17L261 18L262 16H261V15L259 16V14H258ZM3 18H4V16H3L1 19H3ZM13 18H16V17H15V16H14V17L12 16V18L9 19L8 22L6 21V24H7V25L4 23V20H5V19H3V23H4V25H5L4 27L6 28V26H7V28H6L5 30H7L8 27L11 28V26H13V25H15L16 23H18V22L15 23V22L13 21ZM18 18H19V16H18L16 19H14V20H15V21H16V20L19 21ZM36 18H37V17H36ZM54 18H52V19H54ZM56 18H57V19H55V22H56V20H58L59 17H56ZM70 18H69V19H70ZM77 18H79V17H77ZM89 18H88V19H89ZM93 18H95V17L93 16ZM125 18H126V17H125ZM132 18L134 19V17H132ZM142 18H145V17H142ZM148 18H150V17H148ZM171 18H172V17H171ZM175 18H176V17H175ZM200 18H202V17H200ZM212 18H214V20H215L216 15L213 16ZM226 18H228V17H226ZM231 18H232V17H231ZM231 18H229V19H230L231 22H232L233 19H231ZM235 18H236V16H235ZM235 18H234V19H235ZM242 18H243V17H242ZM242 18H240L241 21H242ZM37 19H39V18H37ZM42 19H43V18H41V20H42ZM52 19H51V22H52ZM60 19H61V18H60ZM69 19H68V20H69ZM75 19H76V18H75ZM75 19H74V20H75ZM80 19H82V18H80ZM84 19H86L85 16H84ZM84 19H83L82 21H84ZM128 19H131V17H129ZM150 19H151V18H150ZM176 19H177V18H176ZM176 19H175V21H176ZM190 19L192 20L193 18H190ZM208 19H209V18H208ZM221 19H222V18H221ZM229 19H228V20L226 19V21H229ZM238 19H239V18H238ZM238 19L236 18V21H238ZM244 19H247V21L245 20L246 22H248V20H249V18H247V17H246V18L244 17L243 20H244ZM263 19H264V18H263ZM263 19H262V20H263ZM11 20H12V22H11ZM31 20H32V19H31ZM31 20L28 19V23H29V21H30L31 23H30V25H29V24L27 25V27L29 26L30 29H31V25L33 24V23H32L33 20H32V21H31ZM34 20H35V18H34ZM68 20H67V21H68ZM74 20H73V21H74ZM95 20L98 21L99 19H96V18H95ZM95 20H94V21H95ZM113 20H114V19H112L111 21L113 22ZM140 20H141V19H140ZM177 20H181V19H177ZM203 20H204V19H203ZM203 20H201V24L203 25V24L205 23V24H204L205 27H206V26L208 27V26H211V25H212V24H210V22H209L210 19L208 20V24H209V25L206 24V22H207L206 20H205L206 22L203 23V22H202ZM251 20H253V19H251ZM257 20H258V18L256 19V21H257ZM37 21H38V20H35V21H34V24H35ZM39 21H40V20H39ZM67 21H66V22H67ZM71 21H72V19H71ZM71 21H69V22H71ZM76 21H77V20H76ZM90 21H92V20H89V22H90ZM105 21H106V20H105ZM144 21H145V20H144ZM146 21H147V20H146ZM185 21H186V20H185ZM196 21H197V20H196ZM199 21H200V20H199ZM199 21H198V22H195V21L193 20L192 22H193V23L195 22V25H198V24L201 25ZM215 21H217V20H215ZM239 21H240V20H239ZM245 21H243V22H245ZM13 22H14L15 24H12ZM55 22H54V23H55ZM66 22H65V23H66ZM129 22H130V21H128V23H129ZM132 22H133V21H132ZM177 22H178V21H177ZM180 22H182V21H180ZM233 22H235V20H233ZM233 22H232V23H233ZM243 22H239L240 25H237L238 28H239L240 30H241L242 28H244V27H248L245 23H244V24H245L246 26L242 27L241 24H242ZM258 22H259V21H258ZM3 23H2V21H1V24H2L1 27L3 26ZM9 23H10V24H9ZM54 23H51V25H54ZM58 23H59V20H58ZM58 23H57V24H58ZM63 23H64V22H63ZM83 23H84V22H83ZM92 23H93V22H90V24H92ZM98 23H99V21H98ZM98 23H97V24H98ZM101 23H102V21H101ZM114 23H115V22H114ZM130 23H131V22H130ZM173 23H174V22H173ZM182 23H183V22H182ZM188 23H189V21H188ZM193 23H191V24H193ZM197 23H198V24H197ZM212 23H213V21H212ZM223 23H224V22H223ZM223 23H222V24H223ZM21 24L23 25V22L19 24V28H20V29L22 28V25H21ZM34 24L32 25L33 31H34V27H33ZM36 24H37L38 26L35 25V27H36L35 30L39 27V29H37L36 31H37L38 34H40L39 32H41V31H39V30L43 29L42 32H41L42 35H41V34H40V35L43 36L44 38H43V40H41L42 37H40V35H39V37H40V38H39L38 35H37V33H35L36 31L33 32V31L31 30V32H30V34H29V31H28V30L26 31V29L23 28V29H21V30L26 31V32H25V35H26V34H27V35L29 34L28 36H30L31 34L34 33L33 35L30 36V37L32 38V40H30V39L28 38L27 35H26V37H25V36L23 35L24 33H22V31H20V32L22 33L23 38L25 37V39H26V38L28 39V42L26 43V45H27L28 43H30L31 46L33 45L34 47H37V46L39 47L40 43L43 44V43L49 41V42H47V44L45 43V45L47 46V49H46V46H45V45L43 46V45L41 44V47H42V48L45 47V49L40 50L39 52L42 51L43 54H47V56H45L44 59L48 58V59L52 60V61H53L52 66L55 65V66H53V67H56V68H57L59 65H62V64H60V59H58V57L61 56L60 53H62L61 51H58V50H59L58 47H60V44H59L58 46H56V45L58 44V43L56 44V42H58V41L53 42V41H54V38H52L53 40L51 39V42H50V40H48V38L46 39L45 37H48L47 35H49V34L51 35V33H49V30H48V29H44V28H43V25H42V26L40 25V26L42 27V28H41V27L39 26L38 22H37ZM40 24H41V23H40ZM55 24H56V23H55ZM97 24H96V21H95V25H97ZM186 24H187V23H186ZM189 24H190V23H189ZM214 24H215V23H214ZM256 24H257V23H256ZM256 24H255L254 26H256V27H258V25L261 26V24H259V23H258L257 25H256ZM8 25H9V26H8ZM20 25H21V27H20ZM44 25H45V23H44ZM87 25H88V22H87ZM98 25H99V24H98ZM98 25H97V26H98ZM100 25L102 26L103 24H100ZM100 25H99V26H100ZM142 25H143V22H142ZM178 25H179V29H177V28H174V29H175V30L177 29V31H179L180 33H182L181 30H180V23H179ZM248 25H250V24H248ZM54 26H55V25H54ZM81 26H82V25H81ZM91 26H92V25H91ZM114 26H116V25L114 24ZM175 26H177V25H175ZM193 26H194V25H193ZM215 26H216V25H215ZM231 26H232V25H231ZM233 26H234V25H233ZM239 26H240L241 28H240ZM16 27L18 28V26H16ZM25 27H26V26H25ZM45 27H47V26L45 25ZM52 27H53V26H52ZM173 27H174V26H173ZM184 27L186 28V26H184ZM203 27H204V26H203ZM205 27H204V28H205ZM211 27H212V26H211ZM222 27H223V26H222ZM250 27H252V26H250ZM262 27H263V26H261V28H262ZM103 28H104V27H103ZM106 28H107V27H106ZM108 28H109V27H108ZM142 28H143V27H142ZM213 28H214V27H213ZM223 28H224V27H223ZM228 28H229V27H228ZM238 28H235V29H237V32L239 31ZM258 28H259V27H258ZM28 29H29V28H28ZM30 29H29V30H30ZM196 29H197V28H196ZM196 29H193V30L196 31ZM198 29H199V28H198ZM202 29H203V28H202ZM202 29H201V30H202ZM207 29H209V28H207ZM207 29H205V30H207ZM214 29H215V28H214ZM214 29H213V30H214ZM249 29H252V28H249ZM259 29H260V28H259ZM259 29H258V30H259ZM262 29H263V30L261 31V32H262L261 34L264 33V28H262ZM18 30H19V29H18ZM18 30H17V34H18ZM103 30H104V29H103ZM103 30H102V32H103ZM105 30H106V29H105ZM105 30H104V31H105ZM128 30H129V29H128ZM210 30H211V28H210ZM219 30H220V29H219ZM242 30H243V29H242ZM242 30H241V31H242ZM8 31L10 32L11 30H8ZM38 31H39V32H38ZM45 31H46V32H45ZM51 31H52V30H51ZM106 31H107V30H106ZM215 31H217V30H215ZM222 31H223V30H222ZM226 31H227V30H226ZM241 31H240V32H241ZM248 31L250 32V30H248ZM253 31H255V29L252 30V33H253ZM259 31H260V30H259ZM13 32H14V30H13ZM15 32H16V30H15ZM27 32H28V33H27ZM44 32L47 33V34H44ZM55 32H56V31H55ZM130 32H131V31H130ZM145 32H146V31H145ZM188 32H190V31L188 30ZM213 32H214V31H213ZM224 32H225V30H224ZM227 32H228V31H227ZM234 32H235V30H234ZM246 32H247V31H246ZM256 32H258V31H256ZM108 33H109V32H108ZM142 33H144V32H142ZM183 33H184V32H183ZM185 33H186V32H185ZM211 33H212V30L210 31V35H211ZM218 33H219V32H218ZM220 33H221V32H220ZM222 33H223V32H222ZM250 33H251V32H250ZM43 34H44V35H43ZM53 34H55V36H56V33L53 32ZM175 34H176V33H175ZM175 34H174V35H175ZM226 34H227V33H225L224 35H226ZM237 34H238V33H237ZM243 34H244V33H243ZM254 34L256 35L255 32H254ZM259 34H260V33H259ZM259 34H257V35H259ZM2 35H3V34H2ZM20 35H21V34H20ZM35 35H36V37L39 38L40 40H37L35 43H34V42L31 43L30 41H33V40L35 41V39H36V38H35ZM45 35H46V36H45ZM50 35H49V36H50ZM129 35L131 36V34H129ZM132 35H133V34H132ZM142 35H143V34H142ZM142 35H141V36H142ZM147 35H148V34H147ZM186 35H187V34H186ZM197 35H198V34H197ZM197 35H196V36H197ZM208 35H209V34H208ZM210 35H209V36H210ZM213 35H215V34H213ZM213 35H212V36H213ZM222 35H223V34H222ZM257 35H256V36H257ZM6 36H7V35H6ZM22 36H21V37L19 36L20 39L22 38ZM33 36H34V37H33ZM139 36H140V33H139ZM176 36H177V34H176ZM188 36H189V35H188ZM190 36H191V35H190ZM190 36H189L188 38H189L190 41H192V40H191L192 38L190 39ZM196 36H195V38H196ZM202 36H203V35H202ZM238 36H239V35H238ZM244 36H245V37H244ZM246 36H247V37L250 36V37H248V38H250V39H252L251 37H253V36H251V35H245V34H244V35H242L243 40H241V37H240V36H239L240 39L238 38L239 40L237 39V37L235 38V39H237V41H240V42L242 41V43L246 45V46H244V48H245V47H247V48L243 50V51L246 52V53H241L242 51H240V50H242V49H240V47H241V46L243 47V45H242L240 42H239V43L237 42L239 45L236 43L238 46H236V44H235V48L237 47L238 50H237V49L234 50L235 52H236V51H240V53H239V52H236V53H235V52H233L232 50H228V53H233V54H235V55H236V54H241V55H238V56H243V57L245 58V56H246V54H247V51H245V50H248V49H249L248 51H250V54H249V53H248V54H249L250 57H249L248 55H247L246 57L252 59V58H253L252 56H254V58L252 59V61H254V62H252V63L256 64V63L258 62V61H257V60H258L257 58H259V57L257 56V52L259 51L258 49L261 50V48L263 49L264 47H261L260 45H257L255 48H253L251 45H252V44H253V45L261 44V43H259V42H262V39L259 38L260 36H258V39H260V40H258L257 38L253 37V39H252L253 42H252L251 40H248V38H247ZM50 37H52V36H50ZM127 37H128V35H127ZM143 37L145 38V35H144ZM143 37H142V38H143ZM178 37H179V39H180V34H178ZM191 37H193V35H192ZM203 37H204V36H203ZM213 37H214V36H213ZM227 37H228V34H227ZM234 37H235V36H234ZM11 38H12V37H11ZM23 38H22V39H23ZM33 38H35V39H33ZM149 38H150V37H149ZM195 38H194V39H195ZM210 38H211V37H210ZM244 38H246V39H244ZM6 39H7V38H6ZM17 39H18V38H17ZM20 39H19V41H20ZM22 39H21V42H20V43H21L20 46H22V44L24 45V43L26 42L24 39H23V40H22ZM27 39H26V40H27ZM55 39H57V38H55ZM150 39H151V38H150ZM203 39H204V38H203ZM205 39H206V38H205ZM213 39H214V38H212V40H213ZM223 39H225V38H223V36H221V38H220V42H221V40H223ZM235 39H234V41H235ZM45 40H46V41H45ZM79 40H80V39H79ZM146 40H148V39H146ZM146 40H145V43H146ZM180 40H181V39H180ZM199 40H200V39H199ZM216 40H217V39H216ZM227 40L230 41V40H229V37L227 38ZM246 40H248V41H246ZM256 40H257V41H256ZM17 41H18V40H17ZM22 41H23V42H22ZM38 41H39V42L41 41V42L39 43ZM42 41H43V42H42ZM44 41H45V42H44ZM59 41H60V40H59ZM138 41H140V40L138 39ZM141 41H144V40H141ZM177 41H178V40H177ZM195 41H197V40H195ZM195 41H194V42H195ZM231 41H232V40H231ZM245 41H246L247 43H245ZM13 42H14V41H13ZM52 42H53V43H52ZM78 42H81V41H78ZM211 42H213V41H211ZM216 42H217V41H216ZM251 42H252V44L250 45ZM254 42H256V44H255ZM33 43H34V44H33ZM36 43H37V44L39 43V45H37ZM49 43H50V44H49ZM54 43H55V44H54ZM76 43H77V42H76ZM76 43H75V44H76ZM143 43H144V42H143ZM145 43H144V45H145ZM227 43H228V42H227ZM232 43H234V42L232 41ZM14 44H15V43H14ZM17 44L19 45V43H17ZM35 44H36V45H35ZM48 44H49L50 46H49ZM53 44H54L55 46H54ZM80 44H82V45H80ZM80 44L78 45V43H77V45H78L77 48H78L79 46L83 48V46H84L83 44H85V43L81 42ZM147 44H148V42H147ZM188 44L191 45L192 43H188ZM215 44H216V43H215ZM215 44H213V46H214ZM218 44H219V41H218ZM222 44H223V43H221V45H222ZM228 44H229V43H228ZM240 44H241V46H240ZM26 45H25V46H26ZM28 45H29V44H28ZM28 45H27V46H28ZM61 45H62V44H61ZM183 45H184V44H183ZM221 45H220V46H221ZM231 45H233V44H231ZM247 45H248V46H247ZM249 45H250V46H249ZM262 45H263V43H262ZM14 46L16 47V44H15ZM25 46H24V47H25ZM29 46H30V45H29ZM31 46L29 47V48H31V49H29L30 52H31V50H33V49H32L33 46H32V47H31ZM53 46L55 47V52H58V54H59L60 56H57V53H56V54H53V53H51V52H45V50H46V51L52 50V51L54 52V49H53L54 47H53ZM161 46H163V45H161ZM191 46H192V45H191ZM194 46H195V45H194ZM211 46H212V45H211ZM211 46H209V47H211ZM217 46H218L217 48H221V47H219V45H217ZM222 46H223V45H222ZM233 46H234V45H233ZM258 46H259V47H258ZM263 46H264V45H263ZM3 47H4V46H3ZM6 47H7V46H6ZM6 47H5V48H6ZM8 47H9V46H8ZM24 47H23V48H24ZM34 47H33V48H34ZM48 47H51V48L48 49ZM90 47H91V45H90ZM90 47H87V48H90ZM149 47H150V46H149ZM149 47H146V49L148 48V50H149ZM155 47H156V46H155ZM163 47H164V46H163ZM195 47H196V46H195ZM228 47H232V46H229V45H228ZM257 47H258V48H257ZM5 48H4V49H5ZM16 48H17V47H16ZM18 48H19V47H18ZM42 48H41V49H42ZM56 48H57L58 50H57ZM62 48H63V47H62ZM62 48H60V49H62ZM82 48H81V50H76V51H75L74 49H72L73 51L76 52V53L73 52V53L75 54V56H77L76 54H77L78 52H79V54H80V51H82V50L84 51V50H85V49H82ZM85 48H86V46H85ZM87 48H86V49H87ZM99 48H100V47H99ZM143 48H144V47H143ZM152 48L155 49L154 46H153V47L151 46L150 50H151ZM157 48H158V46H157ZM233 48H234V47H233ZM233 48H232V49H233ZM256 48H257L258 51L254 50V49H256ZM4 49H3V50H4ZM6 49H7V48H6ZM6 49H5V50H6ZM8 49H9V48H8ZM35 49H36V48H35ZM97 49H98V48H97ZM158 49H160L159 51H162V50H161L162 48H158ZM158 49H155V50L157 51ZM212 49H213V48H212ZM224 49H225V48H224ZM227 49H229V48H227ZM227 49H226V50H227ZM239 49H240V50H239ZM250 49H252V50L255 52V54H254V52H252V50H250ZM16 50H17V49H16ZM27 50H28V49H27ZM38 50H39V48H38ZM62 50H63V49H62ZM87 50H89V51L92 50V51H93V49H87ZM215 50H216V49H215ZM220 50H221V49H220ZM220 50H219V51H220ZM33 51H34V50H33ZM33 51H32V52H33ZM70 51H71V50H70ZM164 51H165V50H163V53H164ZM59 52H60V53H59ZM84 52H85V51H84ZM102 52H103V51H102ZM102 52H101V54H102ZM147 52H148V51H147ZM157 52H158V51H157ZM157 52H156V53H157ZM167 52H168V51H166L165 53H167ZM214 52H215V51H214ZM216 52H218V50H216ZM222 52H223V51H222ZM262 52H263V51H261V53H262ZM1 53H2V52H1ZM6 53H7V52H6ZM49 53H51V56L49 55ZM95 53H96V52H95ZM152 53H153V52H152ZM152 53H151V54H152ZM156 53H155V55H156ZM169 53H170V52H169ZM174 53H175V52H174ZM174 53H173V54H174ZM223 53H224V52H223ZM228 53H226V54L224 53L223 56H228V55H227ZM3 54H5V52H4ZM52 54L55 55V56H52ZM79 54H78V55H79ZM82 54H83V53L80 54L81 57L84 56V55L82 56ZM148 54H150V53H148ZM173 54H172V56H173ZM176 54H177V53H176ZM213 54H215V53H213ZM233 54H229V55H231V59H232V60H234V61H236V62L238 63V64H236V66H237V65H240V67H241L242 65H244V66H242V68L248 66V64H249V66H248L247 68H249V67L251 66V65H250L251 62H250V63H246V61L249 60L248 58H246L247 60L244 59V60H245V61H244V60L241 59L242 57H241V58H240V57H239V58H238V57H236V58L233 57ZM244 54H245V56H244ZM251 54H253V55H251ZM48 55L50 56V58H49ZM85 55H86V54H85ZM108 55H109V54H108ZM141 55H145V54H141ZM160 55H161V54H160ZM221 55H222V53H221ZM260 55H261V54H260ZM56 56H57V57H56ZM98 56H99V55H98ZM109 56H110V55H109ZM146 56H147V54H146ZM151 56H152V55H151ZM153 56H154V54H153ZM255 56H256L257 58H256ZM1 57H3V55H2ZM54 57H55V58H54ZM158 57H159V53H158ZM163 57H164V55L161 57V59H162ZM165 57H166V56H165ZM169 57H170V56H169ZM219 57H220V56H219ZM261 57H262V56H261ZM51 58H53V59H51ZM56 58H57V60L55 61ZM60 58H61V57H60ZM78 58H79V57H78ZM133 58H134V57H133ZM135 58H136V57H135ZM151 58H152V57H151ZM174 58L176 59V57H174ZM174 58H173V59H174ZM225 58H226V57H225ZM225 58L223 57V58H221V60H222V59H225ZM255 58H256V59H255ZM263 58H264V57H263ZM4 59H5V58H4ZM4 59H3V60H4ZM107 59H108V60H111V59H109V58H107ZM131 59H132V58H131ZM138 59H139V57H138ZM153 59H155V57H154ZM153 59H151V61H152ZM165 59H167V58H165ZM165 59L163 58V60H165ZM218 59H220V58H218ZM226 59H227V58H226ZM226 59H225V60H226ZM238 59H240L243 63H239L240 60H238ZM254 59H255V60H254ZM0 60H1V58H0ZM9 60H10V59H9ZM46 60H47V59H46ZM50 60H49V62L46 61V63H50ZM132 60H134V59H132ZM140 60H143L144 63H146V64L148 65L147 67L150 66V65L147 63V62L150 63V61H147V60H148L147 57L145 58V60L142 59V57H141ZM140 60H138V61L140 62ZM149 60H150V58H149ZM157 60H159V59L157 58L156 61H157ZM177 60H178V59H177ZM179 60H180V59H179ZM213 60H215V59H213ZM225 60H223V61H225ZM259 60H261V59L259 58ZM263 60H264V59H263ZM263 60H261V61H263ZM7 61H8V60H7ZM7 61H6V62H7ZM44 61H45V60H44ZM57 61H58V62H57ZM128 61H130V59H129ZM134 61H135V60H134ZM136 61H137V58H136ZM143 61H142V62H143ZM165 61H166V60H165ZM165 61H162V63H165ZM169 61H170V60H169ZM215 61H216V60H215ZM241 61H240V62H241ZM261 61H259L260 64H259V62H258V65H259V66H258V68H256V69L258 70V69L260 68V69L263 70V72L259 71L260 69H259L258 71H256V70H255V71H252V72H256V74L254 73L255 76L251 73V74L254 76V80H255V77H258L257 74H259L260 72H261V73H264V67H262V65L264 66V64H263V62L261 63ZM0 62H1V61H0ZM61 62H62V61H61ZM139 62H138V63H139ZM157 62H158V61H157ZM167 62H168V61H167ZM170 62H171V61H170ZM174 62H175L176 65H177V64L180 65V63H179L180 61L177 62L176 60H174ZM225 62H226V61H225ZM230 62H231V61H229V63H230ZM244 62H245V64H244ZM4 63H5V62H4ZM51 63H52V62H51ZM51 63H50V64H51ZM55 63H56V64L58 63L59 65L57 64L58 66H56ZM134 63H135V62H131L132 66L136 67V69H139V70L141 69V70H140L141 72H142V70L145 71V69L141 68V67L144 66V63H142V64H143L142 66H141V63H139V65H138V64L135 65ZM153 63H154L153 66H155V65H156L155 62H153ZM162 63H161V65H162ZM171 63H172V62H171ZM171 63H169L168 65L166 64V65L171 67V65H170ZM181 63H183V62H181ZM213 63H214V61H213ZM217 63H218V60H217ZM217 63H216V65H217V68H218V64H219V63H218V64H217ZM229 63H228V64H229ZM2 64H3V62H2ZM2 64H0V68H1V69H8L7 71L12 72V70L10 71V69H9V68H10L9 65H8V66L6 65L8 68H7V67H6V68H2V67H3ZM8 64H10V63H8ZM129 64H130V62H129ZM129 64H128V65H129ZM146 64H145V65H146ZM246 64H247V65H246ZM261 64H262V65H261ZM151 65H152V64H151ZM163 65H165V64H163ZM222 65H223V64H222ZM226 65H227V64H226ZM226 65H224V66H226ZM252 65H253V64H252ZM132 66H131V67H132ZM138 66H140V67H138ZM172 66H173V64H172ZM174 66H175V65H174ZM182 66H184V65H182ZM192 66H193V65H192ZM209 66H210V65H209ZM212 66H213V65H212ZM220 66H221V64H220ZM236 66H235V67H236ZM254 66H255V65H254ZM129 67H130V65H129ZM145 67H146V66H144V68H145ZM158 67H159V66H158ZM178 67H179V66H178ZM189 67H190V65H189ZM194 67H195V66H194ZM194 67H191V68L189 69V71H190L191 69H193ZM215 67H216V66H215ZM222 67H223V66H222ZM230 67L233 68L234 66L230 65ZM251 67H252V66H251ZM256 67H257V66H256ZM132 68H133V67H132ZM166 68H168V67H165V69H166ZM185 68H187V65H186ZM212 68H213V67H212ZM1 69H0V71H1ZM148 69H149V68H148ZM148 69H147V70H148ZM151 69H152V66H151ZM151 69L149 70V72L153 73V72H152L153 70H151ZM157 69H158V68H157ZM157 69H156V66H155V67H154V71L159 72ZM169 69H170V68H169ZM175 69H177V68H175ZM194 69H195V68H194ZM222 69H223V68H222ZM224 69H225V68H224ZM253 69H254V67H253ZM170 70H171V69H170ZM170 70H169V71H170ZM187 70H188V69H187ZM187 70H186V72H187ZM196 70L199 72V73H197V72L194 73V74H196V78H195V77H194V79L192 78V75H193V74H191V77H190L192 80H195V81H196V79L198 78L197 76H200V73H202L201 71H199V69H195V71H196ZM235 70H236V68H235ZM241 70H242V69H241ZM4 71H5V70H4ZM4 71H3V72H4ZM124 71H125V70H124ZM124 71H123V72H124ZM127 71H128V70H127ZM127 71H126V72H127ZM129 71H130V70H129ZM129 71H128V72H129ZM133 71H135L134 68L132 69V72H133ZM160 71H161V69H160ZM175 71H178V70H175ZM228 71H229V70H228ZM231 71H232V70H231ZM3 72H2V73H3ZM9 72H7V74H10ZM178 72H180V68H179V71H178ZM193 72H194V70H193ZM226 72H227V70H226ZM226 72H225V73H226ZM232 72H233V71H232ZM250 72H251V71H250ZM12 73H13V72H12ZM133 73H134V72H133ZM142 73H143V74H144V73H148V71H147V72H142ZM154 73H155V72H154ZM154 73H153V74H154ZM161 73H162V72H161ZM216 73H217V72H216ZM245 73H246V72H245ZM245 73H244V77H243V75L241 76L242 79L238 76V78L241 79L240 81H239L238 79H235V78H236V77H235L236 75L234 76L235 78L232 77V76H230L231 74H230V75L228 74V76H230V78H233V79H235V80H238V81L240 82V87H244L245 84L248 83V82H245L246 78H248V77H246V74H245ZM248 73H249V72H248ZM261 73H260V74H261ZM7 74H6V75H7ZM29 74H30V73H29ZM31 74H32V73H31ZM123 74H124V73H123ZM127 74H129V73H127ZM130 74H131V73H130ZM138 74H139V72H137V76H138ZM143 74H142V77H140V78H143V76L145 77V75H143ZM149 74H150V73H149ZM176 74H177V73H176ZM233 74H234V73H233ZM233 74H232V75H233ZM13 75H14V74H13ZM124 75H125V74H124ZM131 75H132V74H131ZM140 75H141V74H140ZM140 75H139V76H140ZM156 75H158V77H159V74H154L155 77H154V76H151V78L154 77V78L156 79V77H157ZM170 75H171V74H170ZM170 75H168V76H170ZM183 75H185V74H183ZM188 75H189V73H188ZM263 75H264V74H263ZM0 76H3V78H4L3 80H4V81H7V77H6L5 75H1V74H0ZM4 76L6 77V79H5ZM10 76H11V74H10ZM135 76H136V75H135ZM137 76H136V77H137ZM168 76H167V77H168ZM173 76L175 77V75H173ZM178 76H180V75H178ZM247 76H249V74H248ZM253 76H252V77H253ZM259 76H260V75H259ZM11 77H12V76H11ZM13 77H14V76H13ZM13 77H12V78H13ZM120 77H122V76H120ZM126 77H129V75H128V76H125V77H123V78H126ZM130 77H131V76H130ZM130 77H129L128 79H132V80L134 79V78H132V77L130 78ZM146 77H148V74H147ZM158 77H157V78H158ZM161 77H162V76H161V74H160L159 79H160ZM245 77H246V78H245ZM262 77H263V76H262ZM9 78H10V77H9ZM34 78H35V75H34ZM137 78H138V77H137ZM154 78H153V79H154ZM164 78L166 79V81H165L166 84H165L164 86L161 85L162 87H165L166 85H169V83H167V81L170 82V81H171L170 78H172V77L170 76V78H166V77L164 76ZM190 78H187L186 76H184L183 78H180L181 81H182V80H185V81H186V84L188 83V80H189V84H188L187 86H186V85L183 86L182 84H180V85H182L183 87L179 85L178 88H179V87H181V88H186V90L184 89V91H183V90L179 89V90H177V91H179V93L182 92V94H186V93H184L185 91L188 92V94L191 95V96H190V95H187V94H186V96L191 97V98L188 97L189 100H190V99H193V98H194L195 100H197L199 97H203V98L205 99V97L208 96V95H206L207 92H206L205 94L203 93V94H204V95H203V94H201V92H204V91H200V90H205V89H203L202 87H204L207 83L204 84V86H202V84H200V82H199V85H201V86H198V88L200 87L201 89H200V88L198 89V90L200 91V95H198V93H199L198 91H196V92L193 91V90H195L194 88H196V86L193 87V85H197V82H192V81H190ZM211 78H212V77H211ZM244 78H245V79H244ZM0 79H1V78H0ZM14 79H16V77L13 78V80H14ZM17 79H19L18 81H20L21 78L17 77ZM121 79H122V78H121ZM126 79H127V78H126ZM138 79H139V78H138ZM138 79H137V80H138ZM149 79H150V78H149ZM153 79H151V80H153ZM155 79H154V80H155ZM161 79H163V77H162ZM161 79H160V80H161ZM168 79H170V80H168ZM180 79H179V80H180ZM186 79H187V80H186ZM243 79H244V80H243ZM258 79H259V77H258ZM261 79H262V78H261ZM13 80L11 79V82H12ZM34 80H35V79H33V77H31V81H32V82L30 81V78H29V77H27L25 80L23 79V81H22V79H21V81H22L23 83H24V81H25L24 84H26V85H28L30 82H31V83L36 82V81H34ZM119 80H120V79H119ZM139 80H140V79H139ZM139 80H138V81H139ZM142 80H143V79H142ZM151 80H150V81H151ZM154 80H153V81H154ZM177 80H178V78H177ZM177 80H176V81L174 80L175 82H172V81H171V82H170V85H169V86H166L165 89H167V87H170V88H171V84L173 85L174 83H175L176 85H178ZM199 80H202V79H199ZM199 80H197V81H199ZM215 80H216V84H215V86L211 85V83H213V82L210 81V80H208V81H210V82H209V86H212V88H213V87H214V88H217L218 86H221V88H219V87H218V88H219V89H222V88H224V86L222 87L221 84H224V83L227 84V82H228L227 77H224V78H223V77H218V78L215 79ZM217 80H218V81H217ZM220 80H222V81H220ZM248 80H249V78H248ZM256 80H257V79H256ZM0 81H2V80H0ZM4 81H3V82H4ZM9 81H10V80H9ZM21 81H20V83H21ZM26 81L28 82V84L26 83ZM29 81H30V82H29ZM37 81H38V80H37ZM122 81H123V80H121V82H122ZM125 81H127V80H125ZM133 81H134V80H133ZM135 81H136V80H135ZM148 81H149V80H148ZM150 81H149V82H150ZM161 81H162V80H161ZM202 81L204 82V80H202ZM202 81H201V82H202ZM208 81H206V82H208ZM223 81H224V82H223ZM238 81H237V82H238ZM241 81H242V82H241ZM249 81H250V80H249ZM257 81H258L260 84H262L261 86H262L263 88H260V89H263V92H262L261 94L264 95V83H261L260 80H257ZM3 82H2V83H3ZM14 82H16V80L13 81V84H14ZM39 82H40V81H39ZM39 82H38V86H37V87H39V86H42V87L44 86V87H45V85H42V84L44 83V81H43V82L41 81V83H39ZM45 82H46V80H45ZM49 82H50V81H49ZM49 82H48V84H49ZM128 82L130 83V80H128ZM136 82H137V81H136ZM136 82H135V83H136ZM155 82L157 83V80H156ZM163 82H164V81H163ZM203 82H202V83H203ZM214 82H215V81H214ZM218 82H220L221 84L218 83ZM229 82H230V81H229ZM244 82H245V83H244ZM253 82H254V81H253ZM263 82H264V78H263ZM8 83H10V82H8ZM18 83H19V82H18ZM51 83H52V82H51ZM129 83H126V85L129 84ZM137 83H138V82H137ZM156 83L153 84V86H154V85L156 86V85H157ZM181 83H183V82H181ZM192 83H193V84H192ZM194 83H195V84H194ZM243 83H244V84H243ZM21 84H22V83H21ZM45 84H46V83H45ZM52 84H53V83H52ZM52 84H51V85H52ZM122 84H123V83H122ZM130 84H131V83H130ZM146 84H147V83H146ZM146 84H145V85H146ZM151 84H152V83H151ZM160 84H161V83H160ZM175 84H174V86H176ZM184 84H185V82H184ZM191 84H192V87H190ZM225 84H224V85H225ZM232 84H233V83L231 82V83H229L228 85H231V86H232ZM248 84H249V83H248ZM4 85H5V83H4ZM4 85H2V86H4ZM11 85H12V84H11ZM16 85H17V86H15V87H18L19 84L16 83ZM26 85H25V87H27V89L21 88V90L23 89V90H22L23 94H27L29 91L31 92V90H29L30 88H29L28 86H26ZM30 85H31V84H29V86H30ZM126 85H125V86H126ZM228 85H227V87H228ZM241 85H242V86H241ZM250 85H251V84H250ZM252 85H253V84H252ZM252 85H251V86H252ZM6 86H7V85H6ZM9 86H10V85H8V87H9ZM12 86H13V85H12ZM22 86H23V85H22ZM46 86H47V85H46ZM122 86H123V85H122ZM122 86H121V88H122ZM125 86H123V87H124V88H127V87H125ZM157 86H160V85H159V81H158V85H157ZM209 86H208V87H209ZM247 86H248V85H247ZM247 86H246V87H247ZM251 86H249V87H251ZM259 86H260V85H259ZM8 87H7V88H8ZM10 87H11V86H10ZM19 87H21V86L19 85ZM19 87H18V88H19ZM48 87L50 88V86H47V87H45L44 89H46V88L49 89ZM52 87H53V86H52ZM150 87H151V86H150ZM172 87H173V86H172ZM189 87H190V88H189ZM232 87H235V85H233ZM238 87H239V86H238ZM252 87H253V86H252ZM12 88H13V87H12ZM33 88H34V87H33ZM33 88H32V89H33ZM156 88H157V87H156ZM178 88H174V89H178ZM214 88H213V89H214ZM218 88H217V89H218ZM236 88H237V87H236ZM37 89H38V88H37ZM39 89H40V88H39ZM47 89H46V91H47ZM189 89H190V90H189ZM192 89H193V90H192ZM219 89H218V90H219ZM228 89H230V88H228ZM253 89H254V87H253ZM9 90H12V89H9ZM9 90H8V91H9ZM19 90H20V89H19ZM150 90H151V89H150ZM161 90H162V89H161ZM168 90H170V89H167L166 92H170V93H172L171 91H168ZM171 90H172V89H171ZM180 90H181V91H180ZM191 90H192V92H189V91H191ZM232 90H233V92H234V91H235V92L238 91V90L236 91V89H232ZM33 91H34V90H33ZM37 91H40V92H46V91H44V90H43V91H41V90H37ZM37 91H36V93H37ZM126 91H128V90H126ZM152 91H153V90H152ZM164 91H165V90H164ZM205 91H206V90H205ZM213 91H216V89L213 90ZM220 91L222 92V91H224V90L222 89V90H220ZM220 91H219V92H220ZM256 91H257V89H256ZM11 92H12V91H11ZM15 92H16V91H15ZM17 92H18V91H17ZM24 92H25V93H24ZM30 92L26 95V97H29V98H30V96H28V95H30V94L32 95V93H34L35 91H34V92H31V93H30ZM50 92H51V91H50ZM209 92H211V90H208V93H209ZM221 92H220V93H221ZM228 92H229V91L227 90V94L229 95ZM9 93H10V91H9ZM20 93H21V92H20ZM51 93H53V89H52V92H51ZM161 93H162V92H161ZM163 93H164V92H163ZM191 93H192V94L194 93V94L192 95ZM195 93H197V94H195ZM213 93H214V92H213ZM216 93H217V92H216ZM225 93H226V92H225ZM230 93H232V92H230ZM239 93H241V91H240ZM239 93H238V94H235V96H236V95H240ZM256 93H257L258 96H259L258 91H257ZM12 94H13V92H12ZM18 94H19V93H18ZM18 94H14V97H16L17 99L19 98V97H18ZM43 94H44V93H43ZM43 94H42V95H43ZM158 94L160 95V93H158ZM158 94H153V95H158ZM173 94H175V93H173ZM222 94H223V93H222ZM232 94H234V93H232ZM10 95H11V94H10ZM19 95H21V94H19ZM38 95H39V93L36 94V96H35L36 99H37ZM176 95H177V96H180V94H176ZM195 95H196L197 97H196ZM201 95H203V96H201ZM205 95H206V96H205ZM216 95H217V94H216ZM216 95H215V94H214V95L210 94L209 97H210V96H213V99H214V98L216 97ZM223 95H224V94H223ZM223 95H222V96H223ZM225 95H226V94H225ZM254 95H255V94H254ZM254 95H253V96H254ZM12 96H13V95H12ZM43 96H45L44 98H46L47 93H45ZM161 96H162V95H161ZM166 96H169V93H167ZM192 96H193V97H192ZM204 96H205V97H204ZM214 96H215V97H214ZM219 96H221V94H220ZM219 96H218V97H219ZM230 96H231V95H230ZM0 97H1L0 99H2V96H0ZM4 97H5V95H4ZM4 97H3V98H4ZM6 97H7V95H6ZM6 97H5V98H6ZM9 97H11V96H9ZM20 97H21V96H20ZM163 97L165 98V95H164ZM163 97H162V98H163ZM169 97H170V96H169ZM175 97H176V96H175ZM181 97H182V95H181ZM183 97H184V96H183ZM218 97H217V98H218ZM223 97H224V96H223ZM231 97H232V96H231ZM233 97H234V95H233ZM16 98H15V99H16ZM39 98H40V96H39ZM42 98H43V97L41 96V100H42ZM77 98H79V97H77ZM159 98H160V96L158 97V99H159ZM172 98H173V97H172ZM176 98H177V97H176ZM217 98H216V99H217ZM224 98H225V97H224ZM227 98H228V97H227ZM227 98H226V99H227ZM263 98H264V97H261V99H263ZM17 99H16V100H17ZM19 99H20V100H21V99L25 100V99H27V98H25V96H23L22 98H19ZM158 99H157V100H158ZM177 99H179V98H177ZM207 99H208V98H207ZM209 99H211V97H210ZM218 99H220V97H219ZM221 99H222V97H221ZM229 99H231V98H229ZM234 99H235V98H234ZM5 100H6V99H5ZM5 100H4V101H5ZM23 100H22V101H23ZM27 100L29 101V99H27ZM37 100H38V99H37ZM39 100H40V99H39ZM41 100H40V101H41ZM79 100L81 101V99H79ZM160 100H161V99H160ZM166 100H167V98H166ZM179 100H180V99H179ZM189 100H188V101H189ZM200 100H201V98H200ZM205 100H206V99H205ZM205 100H203V101H205ZM214 100H215V99H214ZM263 100H264V99H263ZM2 101H3V100H2ZM34 101H35V100H34ZM192 101H194V100H192ZM192 101H191V102H192ZM201 101H202V100H201ZM201 101H200V102H201ZM212 101H213V100H212ZM215 101H216V100H215ZM240 101H241V100H240ZM244 101H245V100H244ZM20 102H21V101H20ZM25 102H27V101H25ZM77 102L80 103V104L83 103V102H79L78 100H77ZM155 102H156V101L154 100V104H155ZM191 102H190V104L193 103V102H192V103H191ZM194 102H195V101H194ZM200 102H195L196 104H194V103H193V104H194V106H195V105L198 106V105L202 104V102H201V103H200ZM206 102H207V101H205V103H206ZM210 102H211V100H210ZM213 102H214V101H213ZM217 102H219V101H216L215 104H217ZM221 102H222V101H220L219 104H220ZM223 102H224V100H223ZM233 102H234V101H233ZM261 102H262L261 105H262L263 108H264V102H263L262 100L260 101V103H261ZM1 103H2V102H1ZM35 103H36V102H35ZM78 103H77V104H78ZM152 103H153V102H152ZM163 103H164V102H163ZM171 103H172V102H171ZM197 103H200V104H197ZM205 103H204V104H205ZM228 103H230V102L228 101ZM228 103H227V104H228ZM31 104H32V103H31ZM33 104H34V102H33ZM39 104H40V102H39ZM41 104H43V103H41ZM75 104H76V103H75ZM80 104H78V105H80ZM204 104H202V105H204ZM209 104H210V103H208V105H209ZM215 104H214V105H215ZM224 104H225V103H224ZM227 104H225V105H227ZM235 104H236V103H235ZM37 105H38V104H37ZM78 105H77V106H78ZM202 105L198 106L199 108L196 107V106H195L194 108H196V111L202 108L203 110H202V109H201V110H202V112H203V111H205L204 109H206V108H205L204 106H202ZM206 105H207V103H206ZM212 105H213V104H212ZM212 105H211V106L209 105L210 108L212 107ZM214 105H213V106H214ZM220 105H221V104H220ZM222 105H223V103H222ZM256 105H257V104H256ZM1 106H2V105H1ZM27 106H28V105H27ZM77 106H76V107H77ZM80 106H81V105H80ZM80 106H79V107H80ZM158 106H159V105H158ZM189 106H190V105L188 104L187 107H189ZM216 106L220 107L218 104H217ZM258 106L260 107V104H258ZM262 106H261V107H262ZM81 107H82V106H81ZM150 107H151V106H150ZM191 107H192V105H191ZM203 107H204V108H203ZM227 107H228V106H227ZM28 108L31 109V106H29ZM85 108H89V107L86 106ZM85 108H84V109H85ZM143 108H145V107H143ZM148 108H149V105H148ZM148 108H145V110H147ZM151 108H152V107H151ZM153 108H154V105H153ZM153 108H152V109H153ZM160 108H161V107H159V109H160ZM220 108H221V107H220ZM257 108H258V107H256V109H257ZM263 108H258L259 110L261 109L263 113L260 112V114H259V111H258V116H257V114H256V116L254 115V117H258V119H259V120H258V119L255 118V119H254V120H255L254 123H257V122L259 121L260 125H263V123H264V119H263V117H260V116H262V115L264 116V110H263ZM30 109H29V110H30ZM139 109H140V108H139ZM157 109H158V108H157ZM216 109H217V107H216ZM216 109H215V110H216ZM223 109L225 110V111L223 110L224 112L227 111L226 108H223ZM258 109H257V110H258ZM91 110H92V108H91ZM189 110H194V109L190 108ZM218 110H219V109H218ZM221 110H222V109H221ZM31 111H34L33 108L30 110V112H31ZM208 111H210V110L208 109ZM208 111H207V112H208ZM212 111H213V108H212ZM28 112H29V111H28ZM92 112H93V110H92ZM92 112H90V113L93 114ZM150 112L152 113V112H155V111H150ZM205 112H206V111H205ZM205 112H203V114H202L203 116L200 115V116L202 117V118H200L201 120H202V119L205 120L204 117H205L206 114H207V113L205 114ZM224 112H222V113H224ZM256 112H257V111H256ZM95 113H96V112H95ZM138 113H139V112H138ZM147 113L150 114L148 111H147ZM194 113H195V112H194ZM196 113H197V114H196ZM196 113L193 114V115H195L194 117H196V120H197V118L200 117V116H199L200 113H199V111L196 112ZM198 113H199V114H198ZM213 113H214V112H213ZM219 113H220V112H218V114H217V110H216V112L214 113V115L217 114V116H218ZM261 113H262V114H261ZM30 114H31V113H30ZM154 114L156 115L157 113L155 112ZM204 114H205V115H204ZM31 115L34 116L33 114H31ZM35 115H37V114H35ZM86 115H87V114H86ZM155 115H154V116H155ZM197 115H198V116H197ZM209 115H210V117H208V116H207V117L211 119L212 115H211L210 113H209ZM226 116H227V114H226ZM87 117H88V115H87ZM93 117H94V116H93ZM140 117H142V116H140ZM160 117H161V116H160ZM207 117H206V118H207ZM227 117H228V116H227ZM235 117H237V115H236ZM243 117L245 118L246 116L243 115ZM243 117H242V119H244ZM2 118H3V116H2ZM21 118H22V117H21ZM21 118H19L20 121H22ZM24 118L26 119V117H24ZM29 118H30V119H33V118H31V116H30ZM135 118H136V117H135ZM146 118H147V119H146ZM156 118L158 119L159 116L156 117ZM221 118H224V115H223V116L221 115ZM240 118H241V117H240ZM261 118H262L263 120H261ZM10 119H11V118H10ZM25 119H23L25 122H22V123H24L25 125L22 124V125H24V126H22V128H23V127H26V129L30 128V129L27 130L28 134H27V132H26L27 135H25V136H27V137H25V138H27L28 140H30V142H32V144H31L30 142H27V144H28V143H29V144L26 145V146H27V147H28V146L33 147V148L29 147V149L31 148V150L35 151V152H33V151L30 150L31 153H32V152L35 153V156H34L33 158H35V159L37 158L36 161L39 159V157H40L41 154H42L41 158L39 159V161L41 160V162H40L41 164L38 163L39 166H41V167L38 168V164H37V165L35 164L36 166L33 165V163L31 164L33 158H30V159L27 158V159L30 160V162H29V160H28V164L33 165V166L36 167V169H35L34 167H32V168H34L35 173L37 174V176L34 178V176H35L34 173H33L34 170H32V168H30V166L27 165V163H26L27 160H25V158H24V156H25V157L30 156V151L27 152L29 149L26 147L25 150H23L24 153L22 154V160H20V163H22V164H20V165H21L20 168L23 166V163H26L25 166H28V168H30L29 170H30V172H32V173H30L31 175L29 174V170L26 169L25 166H23L24 168H23V167L21 168V170H22V169H23V170L20 171V173H19V174H21L22 176L20 177L19 175H18V176L15 175V177H16V176L18 177L17 179H16L15 177H12V178H14L15 180L12 179V178H10L9 180H10V182H11V181L13 182V180H14V182H17V183L19 184V186L22 185L20 188L22 189V187H23V188H24V189H23V192H24V194H26V193H25V189H26V188H25V187H26V184H25V183H27V181H28L29 179H32V178H33V179H36V180H33V179H32V181H31V180L28 181V183L30 182V184L33 182L32 185H29V188L31 187L29 190H31V189H32V186H33L34 184H36V185L33 186V188L36 187V186H37V188H34V189H32V190L34 191V190L36 189V191H37L36 194H40V196H39V195H36V196H39V200H38L39 202H37L36 199H37L38 197L35 198V195L32 196V197L30 198V199H32V200H31V201L29 200V202L32 204V206H33V205L35 206L36 204H37L38 206L40 205V206H41V209H40V210H42V211L45 210V209L48 210V209L46 208V206L52 208L53 211H56V209H58V210L56 211V212L58 213V215H61V212H62V214H63L62 216L66 217L67 215H65V214H66V213H65V209H67V208H66V206H64L65 201H66V198H64V197H66V195H69L68 192H69V189H70V188L67 189L68 191L64 190L65 192H64L63 190H61V191H59V190H60V189H63V188H64V189H65V188H68L67 186H69V185H66V184H65V181L68 180L67 183L69 184V181H70V180H71V181H70L71 183H72V180H74V178H72L73 175H72V176H71V175L68 176L69 174H67V173L69 172V167H71V166H69V167L66 166V167H68V168H66L65 165H64V167H65V168H64V167H63L64 160H63V163H62L61 161H60L61 163H58V160H59L58 158H55L56 160L58 159L57 161H55V164L58 163L59 165H58V164H56L57 166H55V164L53 165L54 162H53L52 159L50 158L51 155H52V157H54L53 155L57 154L58 152L60 153V152L62 151V153H60L61 156L59 155L60 158H61L60 160H62V156H63V152H64V151L61 149V147L59 148V146H58V149H56L57 147L55 146L54 148L56 149L57 153H56V151H55L54 149H52V150H54L55 153H54V154L50 153L51 150H50V148L47 146V145H48L47 143H49V142H47V143H44V142H43V141H45V138H47V136H44V137H43V131H44V133H46L45 130H44V125H46V124L43 123V124H44L43 126H42V124L39 125V126L41 127V130H37V129H38V127H37L36 129H34L35 131H33V127H32V124H31V123H32L31 120L28 119V120H30V121H28V120H25ZM87 119H88V118H87ZM91 119H92V118H91ZM150 119H151V117L148 116V115L145 117V121H144V123H145V122H146V123L144 124V127H145V125L147 124V122L149 123V122H151L152 120H154L155 118L153 117V119H151V120H150ZM157 119H156V120H157ZM189 119H190V118H189ZM192 119H193V116H192ZM212 119H213V117H212ZM214 119H217V117H214ZM230 119H231V117H230ZM33 120H34V119H33ZM147 120H148V121H147ZM156 120H155V121H152V123H149V124H150V125H149V128L147 127L148 124H147L146 127H145L146 129L142 126L143 128H142L141 130H142V131H143V129L145 130V133H144L145 135L143 134L144 136H146V134H148V133L152 134V135H150V137H149L148 135L146 136V138L144 137L143 140L146 139L145 142L143 141L144 143L141 141L142 139H141V140H140V139H139V140H136V139L139 138V136H141V135L136 136L137 138L134 137L133 139H135L136 141H135V140L132 141V140H131L132 138H128V137H127V139H125V138H126L125 136H124V138H123V135H122L121 133L118 134V133L115 132L116 134L114 133V134H113L114 136H113L112 133H113L115 130L113 131L110 127H109V128L113 131L112 133L109 132V131L107 132L105 129L102 130V127H100V126H97V129L94 127V130H97V131H95L96 133H98V130L102 132V133H101V135L103 134L102 137H104V134L109 135V136H108V137L105 136L106 139H104V140H103V139H98L99 141H96V140H94V139H96L97 137L99 138L101 135L98 136L97 134H95L94 136L91 135V136H92V139H91V137L89 138V139H91L92 142H93V141H96V143L94 142L95 144H94V143L92 144L94 147L91 146L90 143L88 142V145H89V146H87V148L90 147L91 149H90V148H89L90 150H88L87 148H86L87 150L85 149V152L88 151V153L90 154V155H87L88 158H89V161L92 160V159H90V157H91V158H93V157H94V158H95V157H98V160H99V161H101V160L104 161V162H101V163H104V164L99 165V163H98L99 161H98L97 159H96L97 161L93 159V160H92V162H93L92 166H94V165L97 164V166H98L99 168H100V166H104L105 168L108 167V169H109V166H107V165L112 161L111 159L114 157V158L116 159V161H115L116 163L114 162V158H113V164H110V165H111V168H113V165H115V166L118 167V168H117V167L114 166V167H115L114 170H115V169L119 170L118 172H117V170H115L117 173L120 174V176L118 177V179L122 176L120 179L123 180L122 178L125 177V176L128 174V172H129L128 169H130V170L132 169V170H133V172H129V176H131L132 178H133L134 175H135V178H136V176L138 177V174H136V173H140V172L143 173V172H144V168H143V165H141V161H142L143 164H146V165H145V169H148V170H149V169L152 168L151 171H153L152 173L155 174V175H153L152 173H150V172H151L150 170H149L150 172H149L148 175H147V174H146V170H145L144 174H145L147 177L144 176V174H143V176H142L141 173H140L139 176H141V177H139L138 179H135V180H134V178H133V180H134L135 182H133V181H132V178H131V177L129 178V176H128V179H127V178H126V179L128 180L127 182H129V183H128L127 185L124 183V186L122 185V183H121V185H120V182H121V180H120L119 183H118V182L116 183V184L119 185V186L116 185V186L118 187V190H120V191H119L120 193L118 192V195L115 194V193H116L115 190H116L117 187L114 188L113 186H111V187H113V190L115 191V193L113 192V193L115 194V196H119V198H118V197L115 198V196H114V199L117 200V201H116V200H115V201L113 200V201H114V204H115L116 206H112V204L109 203L110 199H109V201H108V198H107V200L104 199V202H105V203H104V202H103L104 204L102 203L103 206L101 207V210H103V211L101 212V210H100V212L97 213L99 210H98V211L96 210L95 213L100 214V216H101L102 213L105 214V215H102V216H106L107 218H106V217H103L102 220H103V219H108V218H109L108 220L110 221V223H108V224H109V225L114 224V225L109 226V225H105V224L102 223L103 225H100V226H99L98 223H96V226H98V228H101V229L98 230L97 234L94 235V233H93V235H94L95 238H94V237L92 238L93 235L91 236V239H92V242H93V243H97V242H99L98 240L100 239V237H102V238H101L102 240H100V241H103V235H105L104 240H106V239L108 238L107 235L114 236V237L116 236V238H118V239H119V237H120V239H121V236H120V235L117 236L116 232H117L118 230H119V231H120V230H121V231H124V230H125V227H124V226H123V229H124V230H122V227L119 226V224H120L119 222H123V221H120V219H119V218L121 217V215H120L119 213H121V212L118 213V210L120 211L121 208H125V207L122 206V205H123L122 202L127 203V200H128L130 197H131V198H136V197H137V199H139V198L142 196V197L140 198V199L142 200V199H143V196H144V194H145V197H148V198H150V199L152 198V199H151L152 201H151V200L149 201V199L145 198V200L147 199L146 204H148V202H149V204H150V202H152L151 205H153V203L156 201V199H153V197H151L150 194L153 193V192H151V187H152V186H155L156 184H157V186H158V187H155V188H156V192H158V189H161L160 187H162V186H163V188H166L167 193L169 192V194H166V195L172 196L173 194L170 195V193H171V192H174V196H175V197H174V198H173V197H170V198H173L172 200H174L175 202L178 201V200L176 201V197H177L176 195H177V194H180L179 197L181 196L182 193H183L182 195H184V196L187 194V195H186L187 197H188V195H190L189 197H192V196L194 195V193H192V196H191V194H189V192H193V191H188V192H187L188 189H187V188H186L187 190L184 189L183 184L185 185L187 182H186V183H183V184H182V182L185 181V180H183L182 182H180L179 179H181V178H179V177H177V176H176L175 179H173V178L175 177V176L172 177L173 172H171L172 174L170 173V175H171L172 178L170 177L169 174H168V176H167V174H166L167 171H166V172H163V171L167 170V168H168L170 171H172L171 169H174V167H172V168H171V167H167V168H166V165H167V166H168V165L170 166V163H171L170 160H171V159L168 160L167 158H163V156H165L164 152L167 153L166 149H165V151H164V148L167 147V146H168V147H175V145H177V144H176V142H170V141H173V140L175 139V136H172L173 139L169 140L170 137H171V136L168 137V136H169V132H167V133H166V132H161V130L163 131V128H162V129H161V128H156L157 131L155 130L154 127H156V125L159 126L158 124H156V122H157V121L159 122V120H157V121H156ZM196 120H195V121H196ZM198 120H199V118H198ZM226 120H228V118H226ZM1 121H2V120H1ZM10 121H11V120H10ZM26 121H27L28 123H27ZM37 121H38V118H37ZM54 121H55V120H54ZM87 121H89V120H87ZM180 121H181V120H180ZM189 121H190V120H189ZM242 121H243V120H242ZM242 121H238V120H237L238 123H239V122L243 123ZM245 121H248L247 123H250L251 120H250V118H249V120H247V118H246ZM256 121H257V122H256ZM260 121H261V122H260ZM30 122H31V123H30ZM38 122H39V121H38ZM48 122H49V121H48ZM140 122H141V121H140ZM153 122H154L156 125H155ZM161 122H162V121H161ZM191 122H192V120H191ZM197 122H198V121H197ZM205 122H206V120L204 121V123H205ZM15 123H16V122H15ZM19 123H20V122H17V123L15 124V127L12 129V130H13V135H15V134H16V135L19 134V135H17V138H18V139H16L17 142H18V140H19L20 143H21V141H22V142H24V144H26L25 142H26L27 139H25V138H23V137H22V138L25 139V141L19 139V138H21V137H20V136H21V133H19V132H21V130L24 129V128H23V129L21 128V125H20ZM29 123H30L31 125H29ZM39 123H40V122H39ZM88 123H89V122H88ZM95 123H97V122H95ZM179 123H180V124H177V125H181V126H183L182 124H183L184 122L181 121V122H179ZM198 123H199V124H196V125H195V126H197V128H198V126H199L198 129L202 128L203 126H204V127L206 126V128L209 129V131H210V130L212 129V127H213V125H212V127L209 128V126L211 125V123L209 124V126L206 125V124H208V123H206L205 125H204V124H201L200 122H198ZM13 124H14V123H13ZM17 124H19L20 126L17 125ZM54 124H56V121L54 122ZM86 124H87V123H86ZM151 124H152V126H151ZM159 124H160V122H159ZM185 124H186V123H185ZM191 124H194V123L192 122ZM243 124L245 125V123H243ZM28 125H29V126H28ZM33 125H34V121H33ZM35 125H38V123L35 124ZM47 125H48V124H47ZM88 125H89V124H88ZM91 125L93 126V125H94V122H92ZM154 125H155V126H154ZM177 125H176V127H177ZM187 125H189V124H187ZM187 125H186V127H187ZM201 125H202V127H201ZM260 125H258V123H257V126H260ZM13 126H14V125H13ZM18 126H19V127H18ZM50 126H51V125H50ZM160 126H163V125H160ZM181 126H180V129L177 130V131H181L182 133H184V132L186 133V131H185V129H186L185 125L183 126V127L185 128L184 131L182 130V127H181ZM255 126H256V125H255ZM8 127H9V126H8ZM17 127H18L19 129H21V130H18L19 132L16 131V128H17ZM34 127H36V126H34ZM42 127H43V128H42ZM45 127H46V126H45ZM52 127H53V126H52ZM88 127H89V126H88ZM99 127H100V128H99ZM151 127H152V128H151ZM164 127H165V126H164ZM190 127H191V129H192V125H190L188 128H190ZM193 127H194V126H193ZM204 127H203V129L205 130L206 128H204ZM242 127L245 128V126H243V125H242ZM253 127H254V126H253ZM2 128H3V127H2ZM6 128H7V127H6ZM11 128H12V127H11V125H10V130H11ZM72 128H74V129L76 130L78 127H77V128H76V127H72ZM84 128H85V127H84ZM86 128H87V126H86ZM90 128H92V130H90ZM98 128H99V129H98ZM150 128H151V130H152V133L150 132ZM178 128H179V127H178ZM217 128H219V127H217ZM220 128H221V127H220ZM26 129H24V131H26ZM80 129H81V128H80ZM147 129H148V130H147ZM160 129H161V130H160ZM166 129H167V127H166ZM176 129H177V128H176ZM221 129H222V131H223V129H227V131L230 132V130L228 129V126H225L224 128H221ZM231 129H234V126H233ZM235 129H236V128H235ZM252 129H254V128H250V130H251L250 132H248V131H249L248 129H247L248 131L245 130V129H242V130H245L243 133L246 134V132H247V135H248V134H252V133H251V132H252ZM7 130H9V129L7 128ZM49 130H52V129L49 127ZM84 130H85V129H83L81 132H83ZM86 130H87V129H86ZM159 130H160V131H159ZM186 130H187V129H186ZM188 130H189V129H188ZM195 130H196V129L194 128V130L189 131V133L191 134L193 131L195 132ZM212 130H213V129H212ZM217 130H218V129H217ZM239 130H240V129H239ZM255 130H256V128H255ZM3 131H4V130H3ZM41 131H42V133H41ZM56 131H57V130H56ZM67 131H68L67 134L63 133V135L65 134V136H63V138L66 139V141H68V142H70L71 140L73 141L72 138L70 139V137H73V136H68V135H69V129L66 130L65 132H67ZM78 131H80V130L78 129L77 132L74 133V137H75V138L78 137V136H80L81 139H83L84 137L90 136V135H86V133H84V135H86V136L82 135V136H83V138H82L81 133L78 135ZM88 131H90V132L93 131V127H89ZM104 131L107 132V133H103ZM167 131H169V130H167ZM209 131H206V132L209 133ZM213 131H214V130H213ZM258 131H259V129H258ZM261 131H263V130L261 129ZM261 131H260V132H261ZM15 132H17V133H15ZM34 132L37 133V134H35ZM48 132H49V131H48ZM90 132H88V133L90 134ZM117 132H118V131H117ZM138 132H139V131H138ZM175 132H176V131H175ZM196 132H197V134H199V133H198L199 131H196ZM216 132H217V131H216ZM225 132H226V131H225ZM234 132H235V133H233L232 135L235 137V134H236L237 132H239V131H237V132L234 131ZM260 132H258V133H260ZM5 133H6V132H5ZM7 133H9V131H8ZM7 133H6V134H7ZM14 133H15V134H14ZM51 133H52V132H51ZM56 133H57V132H56ZM93 133H94V132H93ZM99 133H100V132H99ZM109 133H111V134H109ZM139 133H141V132H139ZM159 133H160V134H159ZM161 133H162L163 135H162ZM170 133H171V132H170ZM185 133H184V134H185ZM213 133H214V132H213ZM243 133H238V134H240V135H238V134H237V135H238L239 137H240V136H242V137H246V135L243 134ZM256 133H257V131H256ZM39 134H40V135H39ZM53 134H54V133H53ZM70 134H71V133H70ZM82 134H83V133H82ZM141 134H142V133H141ZM171 134H172V133H171ZM173 134H175V133L173 132ZM193 134H195V133H193ZM193 134H192V135H193ZM205 134L208 135L207 133H204V135H205ZM220 134H221V133H220ZM242 134H243L244 136H243ZM261 134L264 135V132H261V133L259 134V135L261 136V138H259V139H262V138H263V135H261ZM2 135H3V133H2ZM8 135H9V134H8ZM46 135H47V133H46ZM96 135H97V137H96ZM117 135H118V136H117ZM154 135H155V137H154ZM159 135H160V136H159ZM165 135H166V136H165ZM180 135H182V134H180ZM186 135H188V134L186 133ZM195 135H196V134H195ZM195 135H194V136H195ZM215 135L217 136V135H219V134H215ZM259 135H258V136H259ZM4 136H5V135H4ZM10 136H11V135H10ZM22 136H23V135H22ZM38 136H39V137H38ZM49 136H51V135H49ZM49 136H48V137H49ZM52 136H53V135H52ZM115 136H116V137H115ZM163 136H164V138H162ZM176 136H177V133H176ZM182 136H183V135H182ZM194 136H192L191 138L194 139V138H193ZM208 136H209V135H208ZM238 136H237V137H238ZM260 136H259V137H260ZM7 137H8V136H7ZM40 137L43 138V139H41ZM93 137H94V138H93ZM117 137H118V138H117ZM132 137H133V136H132ZM156 137L158 138V140L156 139ZM165 137H166V138L168 137V138L165 140ZM172 137H171V138H172ZM234 137H233V138H234ZM11 138H12V137H10V140H11ZM22 138H21V139H22ZM50 138H53V139H50ZM50 138H49V140H47V139H46V140H47V141H51V142H53V140H54L55 137H50ZM63 138L60 136V139H59V140L62 139V140L65 142V140H64ZM75 138H74V140L78 139L79 137L76 138V139H75ZM107 138H108V139H107ZM120 138H121V139H120ZM122 138H123V139H122ZM140 138H141V137H140ZM142 138H143V137H142ZM147 138L150 139V140H149V143H150V144H148V142H147L148 139H147ZM151 138H152V139H151ZM159 138H160V139L162 138V141H163V140L166 141L167 144H168L167 141H169L170 145H172V146L167 145V144H166V146H165V145H164V142H163V146H162V145H161L162 143L160 142L161 140L159 141ZM182 138H183V137H182ZM208 138H209V137H208ZM208 138H206V139H208ZM13 139H14V138H13ZM55 139H56V138H55ZM81 139L79 138L78 140H81ZM128 139H129V140H128ZM178 139H181V138H179V137L177 136V140H178ZM192 139H191V140H192ZM235 139H237V138H235ZM28 140H27V141H28ZM33 140H34V141H33ZM69 140H70V141H69ZM83 140H85V138H84ZM87 140H88V139H87ZM87 140H86V141H87ZM100 140H101V141H100ZM117 140H118L119 142H118ZM123 140H125V141H123ZM151 140H152L153 142H154V140H155V141H159L160 143L158 142L159 144H158V146H157V142H155V143H153V145L155 144V145L153 146V145H151V143H152ZM175 140H176V139H175ZM175 140H174V141H175ZM252 140H253V139H252ZM255 140H256V138H255ZM89 141H90V140H89ZM121 141H122L123 143H125L124 145H127V144H130V145H129V146L127 145V147H126V146L124 147V145L122 144ZM138 141H141L143 144H141V143L138 142ZM150 141H151V142H150ZM179 141H182V139L179 140ZM183 141H184V140H183ZM200 141H201V140H200ZM223 141H225V138H224ZM249 141H251V140L249 139ZM249 141H248V144H247V145L250 146ZM17 142H16V143H17ZM57 142H58V140H57ZM57 142L54 140V143H55V144H57ZM59 142H60V141H59ZM127 142H128V143H127ZM137 142H138L139 144H138ZM177 142H178V141H177ZM184 142H185V141H184ZM186 142H187V140H186ZM246 142H247V139H246ZM252 142H253V141H252ZM254 142H255V141H254ZM256 142H257V141H256ZM259 142H260V141H259ZM54 143H50V144H54ZM132 143H133L134 145H133ZM174 143H175V144H174ZM179 143H180V142H179ZM179 143H178V144H179ZM182 143H183V142H182ZM189 143H190V142H189ZM197 143H198V142H197ZM199 143H200V142H199ZM199 143H198V144H199ZM262 143H264V142H263V139H262ZM262 143H261V146L263 147V144H262ZM39 144H40V145H39ZM43 144H44V145L46 144V146H47V148H49L48 150H49L50 152H48V150L45 151V149H47V148H46V146H43ZM50 144H49V145H50ZM144 144H145V145H144ZM173 144H174V146H173ZM183 144H184V143H183ZM183 144H181L182 147H181V146L179 147V146L177 145L176 148L178 147L179 149L181 148L180 150H183V149H182V148H183ZM187 144H188V143H187ZM195 144H196V143H195ZM198 144H196V145H198ZM222 144H224V142L221 143V145H222ZM235 144H236V143H235ZM256 144H259V143L257 142ZM256 144H255V146H256ZM41 145H42V146H41ZM71 145H72V144H71ZM140 145H141V146H140ZM146 145L149 146V147L147 148ZM185 145H186V143L184 144V146H185ZM188 145H189V144H188ZM188 145H186V146L188 147ZM192 145H194V144H192ZM238 145H239V144H238ZM241 145H242V144H241ZM241 145H240V146H241ZM243 145H244V144H243ZM243 145H242V146H243ZM24 146H25V145H23V143H22V147H23V148H24ZM50 146H51V145H50ZM67 146H68V145H67ZM156 146H157L158 148H157ZM186 146H185V147H186ZM225 146H226V145H225ZM225 146H224V147H225ZM245 146H246V143H245ZM245 146H244V147H245ZM258 146H259V145H258ZM261 146H259V149H258V150H259V152H260L261 150H262L261 152H264L263 149H260ZM39 147H40V148H39ZM51 147H53V146H51ZM92 147H93V148H92ZM129 147H130V148H129ZM160 147H162V148H160ZM187 147H186V148H187ZM192 147H193V146H192ZM227 147L229 148L230 146L227 145ZM227 147H225V149H227ZM244 147H241V151H242V152L246 151V150L243 151L242 148H244ZM23 148H22V149H23ZM42 148H44V150H43ZM62 148L68 149V147H67V148H66V147H62ZM144 148H145V149L147 148L148 150L146 151ZM151 148H152V149H151ZM159 148H160V150L162 149L161 152L163 153V156H160V154H162V153H160V151H158ZM186 148H185V149H186ZM255 148H257V147H255ZM60 149H61V151H60ZM92 149H93V151H92ZM150 149H151L152 151H151ZM238 149H239V147H238ZM80 150H81V149H80ZM83 150H84V149H83ZM143 150H144V151H143ZM167 150H168V149H167ZM172 150H173L174 152L176 151L177 153H176V152H175V153H171ZM187 150H188V149H187ZM253 150L256 151L257 149H256V150H255V149H251L252 152H253ZM15 151H18V150H15ZM20 151H21V150H20ZM37 151H38V153H37ZM39 151L41 152V154H40ZM163 151H164V152H163ZM173 151H172V152H173ZM247 151H248V148H247ZM26 152L29 153V154H27ZM81 152H82V151H81ZM81 152H80V153H81ZM92 152H93V154H91ZM185 152H186V151H185ZM187 152H188V151H187ZM192 152L194 153V151H192ZM259 152H258V153H259ZM33 153H32L31 155H33ZM36 153H37V154H36ZM48 153H49V154H48ZM168 153H169V152H168ZM168 153H167V154H168ZM181 153H182V152H180V151H177V150H174V149H170V153H169V154H170V155L173 154V155L171 156V157L173 158L174 154H175V157H177L176 155H177V154H178V155H181ZM248 153H249V152H248ZM253 153H254V152H253ZM253 153H251V155H252ZM24 154H25V155H24ZM26 154H27V155H26ZM38 154H40V155H38ZM64 154H65V153H64ZM78 154H79V153H78ZM86 154H87V153H86ZM86 154H84V155L86 156ZM190 154H191V153H190ZM243 154H245V153H243ZM8 155H10V153H9ZM45 155H47V158L49 157L50 160H51L52 162H50V160H48L49 158L46 159V161H45V158H44ZM57 155H58V154H57ZM106 155H107V156H110V155L112 156V157L110 156L111 158H110V160H108V161H110L108 164H107L108 161H105L106 158H104V157H106ZM247 155H248V154H247ZM254 155H256V154H254ZM260 155H261V153H260ZM37 156H38V157H37ZM64 156H66V155H64ZM64 156H63V158H66V157H64ZM189 156H190V155H189ZM262 156H263V158H264V155H263V154H262ZM9 157H10V156H9ZM55 157H56V156H55ZM80 157H82V156H80ZM80 157H78V155H77V157H76V160H78V158L80 159V160H78V162L81 161V158H80ZM175 157H174L173 159H177V158H178V157H177V158H175ZM179 157H180V156H179ZM232 157H233V156H232ZM234 157H235V156H234ZM250 157H251L250 159H253L252 156H250ZM258 157H259V156H256L255 158H258ZM10 158H11V157H10ZM103 158H104V159H103ZM168 158H169V157H168ZM247 158H248V157H247ZM247 158H245V160H246ZM35 159H34V160H35ZM42 159H44L45 164H47V161H48V164L52 163V164H50V165L52 166V168H51L50 165H49L50 168H48L49 166L46 167V168H47L48 170L50 169V170L54 171L53 173H55V169H57V171H58V170H61L60 168L58 169L59 166H62V167H63L62 169H64V171H65L64 173L67 172V173H66V174H67V177H69L68 179L65 177L67 180H64V178L61 177V178H63V181H64V183L62 182V185L64 184V186H63L62 188H61V187H60V188L57 187V186H58V185H57V186H55V187H57V188H55V187L53 186L56 190L53 188L52 191L50 190L51 192L49 191V187H50V186L47 188V185H51V184H49V183H52V182H53V181H51V179H53V180H55V179H54V178H51V179L49 178V179H50V180H49L48 178L45 177V176L48 177V176L50 175V173H51V175L53 176V173H52L51 171L47 172V174L45 173V170H44L45 165H43L44 162L42 161ZM86 159H87V157H86ZM166 159H167V160H166ZM180 159H181V160H180ZM180 159H179L180 162L183 161L182 159H184V158H183L182 155H181ZM185 159H186V158H185ZM243 159H244V158H243ZM250 159H249V160H250ZM258 159H259V158H258ZM53 160H54V159H53ZM69 160H70V159H69ZM106 160H107V159H106ZM186 160H187V161H188V160L190 161V159H186ZM249 160H247V161H249ZM21 161H24V162H21ZM65 161H68L67 158H66ZM95 161H96V162H95ZM120 161H121V164H122V165L120 164ZM122 161H123L124 165H123ZM166 161L169 162V163L166 164V163H167ZM187 161H185V162H187ZM189 161H188V162H189ZM197 161H198V160H197ZM251 161H252V160H250L249 162H251ZM258 161L261 162V160L254 161L253 165H255V163L258 162ZM263 161H264V160H263ZM33 162H35V161H33ZM37 162H38V161H37ZM68 162H69V161H68ZM68 162H67V164H68ZM83 162H84V160H83ZM85 162H87V161H85ZM85 162H84V163H85ZM90 162H91V161H90ZM92 162H91V163H92ZM105 162H106V165H105ZM117 162H119V164H117ZM165 162H166V163H165ZM172 162H173V161H172ZM174 162H175V161H174ZM192 162H193V161H192ZM245 162H246V161H245ZM249 162H248V163H249ZM259 162L256 163L255 168H256L257 165L261 164V163H259ZM101 163H100V164H101ZM111 163H112V162H111ZM176 163H177V162H176ZM176 163H175V164H176ZM189 163H191V161H190ZM189 163H188V164H189ZM246 163H247V162H246ZM48 164H47V165H48ZM116 164H117V165H116ZM175 164H174L173 166H175ZM185 164H187V163H185ZM188 164H187V165H188ZM194 164H195L196 166L199 165V163H196V162L194 161L193 164H192L191 166H189V168L193 170V167H195ZM197 164H198V165H197ZM68 165H69V164H68ZM118 165L120 166V168H119ZM140 165H141V167H138V166H140ZM164 165H165V167H163ZM187 165H185V166H187ZM193 165H194V166H193ZM246 165H247V164H246ZM253 165H252V166H253ZM4 166H5V165H4ZM182 166H183V165H182ZM213 166H214V165H213ZM241 166H242V165H241ZM244 166H245V165H244ZM248 166H250V167H249V169H250V168H251V164H250V165L248 164ZM259 166L261 167L262 165H259ZM55 167H57V168H55ZM137 167H138V168H137ZM162 167H163L164 170L162 169ZM183 167H184V166H183ZM187 167H188V166H187ZM187 167L181 168V169H183V175H182V177H183V176H186V177H187V172H186V171L188 170V172H189V170H190V169H187ZM191 167H192V168H191ZM198 167H199V166H198ZM207 167L209 168V165H208ZM207 167H206V168H207ZM263 167H264V166H263ZM18 168H19V167H18ZM46 168H45V169H46ZM54 168H55V169H54ZM90 168H91V167H90ZM93 168H94L93 170H95L96 167H93ZM127 168H128V169H127ZM135 168H136V169H135ZM165 168H166V169H165ZM170 168H171V169H170ZM199 168H200V167H199ZM210 168H211V167H210ZM213 168H214V167H213ZM24 169H25V173L23 172ZM38 169H39V170H38ZM47 169H46V171H48ZM67 169H68V170H67ZM100 169H102V168H100ZM108 169H107V170H108ZM121 169H122V170H121ZM137 169H138V170H137ZM184 169H185V173H184ZM247 169H248V167H247ZM251 169H252V168H251ZM19 170H20V169H19ZM26 170H28V173L26 172ZM43 170H44V174H43ZM66 170H67V171H66ZM93 170H92V171H93ZM102 170H103V169H102ZM109 170H110V169H109ZM109 170H108V171H109ZM132 170H131V171H132ZM148 170H147V172H148ZM192 170H190V171H192ZM196 170L198 171L199 169H198V168L196 169V167H195L194 171H196ZM210 170H211L210 172L214 171V170H212V168H211ZM256 170H257V169H256ZM256 170H255V171H256ZM258 170H259V169H258ZM258 170H257V171H258ZM36 171H37V172H36ZM103 171H106V170H103ZM134 171H137V172L134 173ZM139 171H140V172H139ZM173 171H174V170H173ZM205 171H206V170H205ZM208 171H209V170H208ZM250 171H251V170H250ZM260 171H261V170H260ZM59 172H60V171H59ZM59 172H57V173H59ZM70 172H71V171H70ZM106 172H107V171H106ZM110 172H111V171H110ZM122 172H123L124 174H122ZM179 172H181V171H179ZM23 173H24V175H23ZM57 173H55V174H57ZM64 173H63V171H62V174H63V175H66V174H64ZM92 173L95 174V171L92 172ZM112 173H113V172H112ZM164 173H165V174H164ZM189 173H190V172H189ZM191 173H192V172H191ZM196 173H197V172H194L193 174L195 175ZM242 173H243V172H242ZM257 173H258V172H257ZM259 173H260V172H259ZM25 174H26V175L28 174V176H31V177H29V179H28V178L26 179L27 176H25ZM45 174H46V175H45ZM48 174H49V175H48ZM60 174H61V173H60ZM60 174H59V175H60ZM121 174H122V175H121ZM132 174H134V175L132 176ZM174 174H175V172H174ZM174 174H173V175H174ZM193 174H189L188 177L192 176ZM204 174H205V173H203V175H204ZM208 174H209V173H208ZM243 174H245V173H243ZM32 175H33V176H32ZM38 175H39V176L41 175V176L39 177ZM43 175H45V176H44L45 179H46V180L48 179V181H50V182L47 181V182H48V183H47L46 180H45V183H44V180L42 181V178H41V177H43ZM63 175H62V176H63ZM75 175H76V174H75ZM91 175H92V174H91ZM91 175H89V177H90ZM97 175H98V174H97ZM109 175H111V174H109ZM150 175H152L151 177H155L156 181H155V179H154V181H153V178L151 179ZM213 175H215V174H213ZM255 175H256L257 177L254 178ZM4 176H5V175H4ZM76 176H77V175H76ZM86 176H87V175H86ZM99 176H100V175H99ZM148 176H149V178H148ZM179 176H181V175H179ZM208 176H209V175H208ZM223 176H224V175H223ZM242 176H243V175H242ZM247 176H249V178H245V177H247ZM251 176H253V177H251ZM8 177H9V176H8ZM22 177H23V178L25 177V179H22ZM49 177H50V176H49ZM57 177H58V176H57ZM57 177H56V178H57ZM70 177H71V178H70ZM77 177H78V176H77ZM79 177H80V176H79ZM81 177H82V175H81ZM83 177H84V179L86 178L85 176H83ZM92 177H93V175H92ZM96 177H97V176H96ZM111 177H112V175H111ZM145 177H146V178H145ZM167 177H169V178H167ZM192 177H193L192 179H194L196 176H192ZM204 177H205V176H204ZM211 177H212V176H211ZM216 177H217V176H216ZM245 177H243V178H244V181H245L246 179H248V181H249L250 178L253 179V180L250 181V182H251V183H252V182H255L256 185H253L254 183H252V185H253V186H256L257 189H258V192L255 193V195H256V194H257V195H260V197L262 196L261 198H263V199H260V197L257 198L258 196H257V197L253 196V195H254L253 192H256L257 190H251L252 193H253V195H252V194L249 195L250 193H248V192H251L249 189L253 188V186H252V187H250V188L248 187V188H249V189H247L248 192H245L244 195L248 194V195H246V196H247V197H252L253 199L249 198V199H251V201H250L249 203H246V201H249V199L246 198L247 200L244 199V201H242V200H243V199H242V196H243V195H241L240 192H238L237 195L234 194V192H236V191H234V190H236V189H235V186L237 185L236 188H237V190H239L240 187H239L238 185L240 184V182H238L239 184H236L235 186L233 185V187H232V186H228V185H226V187L228 188V193H229L230 190H232V193H231V192H230V194L226 193V195H229V196H225V195H223L224 192L222 193V192L220 191V194H219V193L217 194V193L215 192V193L217 194V195L215 196V199L218 200V203H220L221 200L224 199V200L221 202V204H222L223 202L226 203V204H224V205H227V204L230 203V204L228 205V207L231 206V208H228V209L231 211V214H229V215H230V218H228V220H229V221H228V222H229L228 224L226 223L227 220H225V219H226V218H225L226 216L224 217L225 214L228 215V213H230L228 210H224V209H226L227 207L225 206V207L221 208L222 206H224V205L222 204V206H221V205H218V206H219V210H218V208L216 207L217 205L215 206V209L217 208V211H218V212L220 211V209H222L223 212H222V213L220 212V213H221V215L224 214V215H222V217L225 218V219H223L222 221H223V223H226L225 225H227L228 227H226L225 225L223 226V224L221 225L220 222H222V221H220V220L222 219V217H221V219H219V217L217 216L216 219L219 220L218 222H219V224L221 225V226H219V227L221 228V230H219L220 228H217V229L215 228L214 231H216V234H217V233H218V234L220 233V234H219V235H220L219 238L213 236V234H214L213 231H212L213 233L211 232L212 234L209 235L210 231L208 232V231L205 230L204 228L201 229V230L204 229L203 231H205V232H204V233H205V234H204V237H205V238H204V240L201 239V240H203V241H201L202 245H203L205 239H207V237H209L208 240L211 239L212 244H213V246H212V244H211L212 247H215L216 250H217L216 247H218V249H220L222 252L225 251V252L223 253L224 255L221 253V255L218 254L219 256H216L217 258H220V256L223 255V259H224V260H221L222 263H220V264H230V262H231L233 259H237L238 262H240L241 264H243V263H247V262H248V259H249L250 261H252V262H251V263L248 262L247 264H253V263H254V264H259V261H260V263H261V259H263V261H264V257H263L264 254H262V252H260V251H261V250H260V248H261V247H260V244H261L262 242H264V241L262 240V242H261L260 239H259V237H264V233L260 232V231H263V229H262V230L260 229V231H257V230H259V227H260V226H261L262 228H264V225L262 226V224H264V222H261V225H257L258 227L252 228V225H253V224L250 223L251 221H250V222L247 221V220L250 219L249 217H252V219L255 220V219L257 218V216H260V215L264 216V210H263V209H264V208H263V207H264V193L261 194V193H262V190H264V186H263L264 184H262V186H261V184H259L258 181L256 180V179H258V180L260 181V179H261V181H263V179H262V175H261V177L259 178L258 175H257L256 173L253 174V175H251V174L248 175V173H247V175L245 174ZM2 178H3V175H2ZM2 178H1V179H2ZM37 178H39V179H37ZM87 178H88V177H87ZM93 178H94V177H93ZM98 178H99V177H98ZM140 178H141V179H140ZM178 178H179V179H178ZM196 178H197V177H196ZM199 178H200V175H199ZM199 178H198V179H199ZM202 178H203V177H202ZM219 178H220V177H219ZM222 178H223V177H222ZM1 179H0V180H1ZM3 179H4V178H3ZM81 179H83V178H81ZM84 179H83V180H84ZM89 179H91V180H95V179H92L91 177H90ZM109 179H110V177H109ZM130 179H131V182H130ZM187 179H188V178H187ZM198 179H197V180H198ZM227 179H229V178L227 177V178H225L224 180H227ZM254 179H255L256 181H255ZM9 180H6V182L8 181L7 183H9ZM18 180H19V182L21 181L20 183H22V184H20V183L18 182ZM22 180H24V181H22ZM111 180H112L113 183H114V181L116 182V180H114V176H113V178H111ZM145 180H147V181L145 182ZM157 180H158V181H157ZM181 180H182V179H181ZM190 180H191V179H189V181H190ZM195 180H196V179H195ZM195 180H194V181L192 180V181L195 183V187H196V185H198V184L201 183V182H199V180H198V184H196ZM212 180H213V179H212ZM238 180H240V179H238ZM1 181H2V180H1ZM3 181H4V180H3ZM3 181H2V182H3ZM25 181H26V182H25ZM35 181H36V182L38 181L39 184H38V183H34ZM55 181H56V180H55ZM75 181H76V180H75ZM75 181H74V183H73V184H75V186L78 185V187H80V188H82V189H83V187L85 188V190L87 189V188H86V185H81V184H80V183H85V182H80V181H82V180H80V181H79V184H78V182L76 181L77 183H75ZM97 181H99V179H97ZM205 181H207V180H205ZM41 182H42V183H41ZM86 182H87V181H86ZM94 182H95V181H93L92 183L95 185ZM105 182H106V181H105ZM109 182H110V181H108L107 184L105 183V185H106L105 187L109 186V185H108ZM147 182H149V183H147ZM153 182H156V183H153ZM158 182H159V183H158ZM166 182H167V185H166ZM190 182H191V181H190ZM193 182H192V183H193ZM213 182H214V181H213ZM256 182H257V183H256ZM55 183H56V182H55ZM152 183H153V185H152ZM161 183H163V184H161ZM168 183H170V184L172 185V187H171ZM194 183H193V185H194ZM211 183H212V181H211ZM0 184H1V186H2L3 183H0ZM10 184H11V183H10ZM15 184H16V183H14V185H15ZM76 184H77V185H76ZM86 184H87V183H86ZM90 184H91V183H90ZM111 184H112V183H110V185H111ZM142 184H143L144 186H143ZM145 184H146V185H145ZM150 184H151V186H150ZM154 184H155V185H154ZM158 184H159V185H158ZM160 184H161V186H160ZM218 184H219V183H218ZM258 184H259V186H258ZM12 185H13V184H12ZM12 185H11V186H12ZM65 185H66V187H65ZM97 185H98V184L96 183V186H97ZM140 185H141L142 187H141ZM147 185L150 186V188H149ZM164 185H166V186H164ZM202 185H203V184H202ZM19 186H17V184H16V187H19ZM51 186H52V185H51ZM82 186H83V187H82ZM120 186H122V189L120 188ZM139 186H140V187H139ZM167 186H168V187H167ZM200 186H201V185H199L198 187H200ZM221 186H222V185H221ZM250 186H251V185H250ZM41 187H42V191H41V189L37 190L38 188H41ZM69 187H70V186H69ZM78 187H77V188H78ZM93 187L95 188V186H93ZM145 187H147V189H146L147 192H146L145 189H144ZM170 187H171V188H170ZM203 187H205V186L203 185ZM203 187H202V189H203ZM208 187H209V186H208ZM229 187H230V188H229ZM243 187H244V186H243ZM259 187H263V188H261L262 190H261ZM4 188H5V187H4ZM4 188H2V189H4ZM7 188H8V187H7ZM20 188H19V189H20ZM43 188H44V189H43ZM46 188L48 189L47 191H45ZM80 188H78V189H80ZM88 188H89V187H88ZM109 188H110V186H109ZM139 188H140V189H139ZM157 188H158V189H157ZM168 188H170V190H172V191L170 192V190H169ZM200 188H201V187H200ZM232 188H234V189H232ZM17 189H18V188H17ZM50 189H51V187H50ZM71 189H72V188H71ZM78 189H77V190H78ZM82 189H80V190H78V191L82 192ZM148 189L150 190L151 193L148 192V191H149ZM152 189H153V188H152ZM208 189H211V188H208ZM229 189H230V190H229ZM254 189H255V188H254ZM4 190H5V189H4ZM32 190H31L30 192H32ZM54 190H55V191H54ZM72 190H73V189H72ZM77 190L74 189V192L76 193V197H77V194H78V191H77ZM85 190H83V193H82L83 195H85V194H84V193H85V192H84ZM121 190H124L125 193H126V194H125V198H126L127 200L124 198L125 201H124V199L121 197V195L124 196L123 194H121ZM138 190H139V192H144L143 195H141L142 193H140V195H136V193L138 192ZM140 190H141V191H140ZM243 190H244V188L242 189V191H243ZM2 191H3V190H2ZM2 191H0V193H1ZM17 191H18V190H17ZM21 191H22V190H21ZM27 191H28V190H27ZM44 191H45V192H44ZM48 191H49V192H48ZM53 191H54V192H53ZM76 191H77V192H76ZM87 191H88V189H87ZM89 191H90V189H89ZM124 191H123V192H124ZM196 191H198V188H196ZM200 191H201V189H200ZM200 191H198V193H199ZM203 191H204L205 194H207L206 192H208L209 190H207V189L205 188V189L202 190L201 193H203ZM205 191H206V192H205ZM210 191H213V189H211ZM40 192L42 193V195H41ZM43 192H44L45 195L43 194ZM108 192H109V191H108ZM111 192H112V191H111ZM194 192H195V188H194ZM217 192H219V190H218ZM5 193H6V192H5ZM5 193H4V194H5ZM7 193H8V192H7ZM21 193H22V192H21ZM34 193H35V191H34L32 194H34ZM54 193H55V194H54ZM57 193H60V194H59V197L56 196ZM113 193H111V194H113ZM148 193H149V194H148ZM165 193H166V192H165ZM175 193H176V194H175ZM198 193L196 192V194H198ZM204 193H203V194H204ZM211 193H212V192H211ZM211 193H209V194H211ZM221 193H222V195H221ZM27 194H28V193H27ZM61 194H62V195H61ZM65 194H66V195H65ZM120 194H121V195H120ZM138 194H139V193H138ZM146 194H147L148 196H147ZM196 194H195V195H196ZM203 194H201V195H203ZM209 194H208V195H209ZM238 194H239V195H238ZM5 195H6V194H5ZM72 195H75V194L73 193ZM72 195H71V196H72ZM80 195H81V194H80ZM109 195H110V194H109ZM126 195H127V197H126ZM195 195H194L193 197H196ZM198 195L200 196V194H198ZM212 195L214 196V192H213ZM231 195H232V196H231ZM6 196H7V195H6ZM23 196H26V195H23ZM28 196H29V195H28ZM43 196H45L46 198L43 199V198H44ZM60 196H61V197H60ZM63 196H64V197H63ZM81 196H82V195H81ZM86 196H87V195H85V197H86ZM129 196H130V197H129ZM133 196H134V197H133ZM135 196H136V197H135ZM138 196H139V197H138ZM149 196H150V197H149ZM159 196H161V195H158V196L156 195V197H159ZM217 196H220V199H219V198H216ZM234 196H236V199H235ZM238 196L241 197V198H238V200L242 199L241 201H238V200H237V197H238ZM79 197H80V196H79ZM163 197H165V195L162 194V198H161V199H163ZM179 197H177V198L179 199ZM181 197H182V196H181ZM205 197H206V196H205ZM205 197H204V198H205ZM221 197H223V199H221ZM224 197H226V198H224ZM231 197H232V199H235L234 201L237 200L236 203L234 202V204H232L231 202H228V201L231 199ZM233 197H234V198H233ZM27 198H28V197H27ZM103 198H104V197H103ZM121 198H122L123 201H120ZM154 198H155V197H154ZM167 198H168V197L166 196V199H167ZM206 198L209 200V199L211 198V196H210V198H209V197H206ZM243 198H244V196H243ZM254 198L256 199V201H254V200H255ZM28 199H29V198H28ZM40 199H41V200H40ZM76 199H77V198H76ZM118 199H119V200H118ZM157 199H158V198H157ZM166 199H165V200H166ZM184 199H185V198H184ZM199 199H201V198L199 197L198 200H199ZM212 199H214V197H213ZM232 199H231L230 201H232ZM258 199H260V200H258ZM24 200H25V198H24ZM43 200H44V201H43ZM105 200H106V201H105ZM169 200H170V199H169ZM188 200H195V202H190V203H189V201H187V199L185 200V202H184L182 199H181V201H180V199H179L180 203L178 202V203H179V204H178V207H179L181 204L185 203V204H184L185 206H184V209H183V210H186V209H185L186 207H187V210H188V208H189L190 210H192V209L194 210V208H195V211H193V213H195V212L197 213V208H199V212H201V209H203V208L206 207V206H203L205 202L203 203V201H201V200H200V201L197 200V202H196V199H194V198H193V199H188ZM216 200H213V201H216ZM35 201H36V202H35ZM40 201H43L42 204L45 206V208H44V206H43L42 204H40ZM101 201H102V199H101ZM119 201H120V202H119ZM135 201H136V200H135ZM142 201H144V199H143ZM153 201H154V202H153ZM182 201H183V203H182ZM205 201H206V200H205ZM210 201H211V200H209V203L212 202V201H211V202H210ZM260 201H261V202H260ZM27 202H28V201H27ZM27 202L25 203V205H26V204H29V203H27ZM67 202H68V201H67ZM110 202H111V201H110ZM116 202H117V203H116ZM129 202H130V200H129ZM129 202H128V203H129ZM132 202L134 203V201H132ZM156 202H157V201H156ZM199 202H202V205L199 204L201 207H197ZM232 202H233V201H232ZM242 202H244V203H246V204L242 205V204H243ZM100 203H101V202H100ZM119 203H120L121 205H120ZM138 203H140L139 200H138ZM144 203H145V202H144ZM170 203H171V200H170ZM172 203H173V202H172ZM172 203H171V204H172ZM186 203H188L190 206H188V205L186 206ZM192 203H194L193 206L191 205ZM196 203H197V205H196ZM206 203H207V202H206ZM239 203H240V204H239ZM241 203H242V204H241ZM252 203H253V204H252ZM254 203H255V204H254ZM260 203H261V204H260ZM45 204H46V205H45ZM49 204H50L51 206H50ZM130 204H131V203H130ZM175 204H176V203H175ZM211 204H212V203H211ZM249 204H250V205H249ZM25 205H23V206L25 207ZM117 205H119V206H117ZM127 205H128V204H127ZM142 205H143V204H142ZM172 205H173V204H172ZM194 205H195V206H194ZM213 205H214V204H213ZM240 205H241V206H240ZM257 205H258V206H257ZM29 206H30V207H29ZM34 206H33V207H34ZM145 206H146V205H145ZM173 206L175 207L176 205H173ZM181 206H182V205H181ZM211 206H212V205H211ZM211 206H210V208H214V207H211ZM260 206H261V207H260ZM19 207H20V206H19ZM42 207H43L44 209H42ZM178 207H177V206L175 207V208H177V210H176L175 208H174V209H175V211H177V212H179L178 209H180V212H181V213H180V212H179V213L176 212V213L179 214V216H180V218H182V220H185V221H186L185 223L189 222L190 225H195L194 223L196 222V224H197V221H198V220L195 219L196 221L194 222L192 219H190V217L187 216V218H186L184 212H186L187 210L183 212V211H181V208H178ZM192 207H194V208H192ZM208 207H209V206H208ZM208 207H207V209H209ZM238 207H239V208H238ZM247 207H250V208L252 207V208H251V209L253 210V212L251 211V214H252V215H250V214L248 213L249 215H245V218L239 216V215H240L239 213L242 214L243 212H240V211H238V210H239L240 208H243V209L246 208V209H247ZM257 207L262 208L263 211L260 210V208H257ZM16 208H18V207H16ZM27 208H28V209H27ZM34 208H35V210H34ZM34 208H33V210H34V212H35L34 214H36V212H37L36 209H37L38 207H37V208L34 207ZM54 208H55V209H54ZM119 208H120V209H119ZM191 208H192V209H191ZM255 208L258 209V210H259L260 212H262V213H260L259 211L257 212ZM7 209H8V208H7ZM26 209H27V210H26ZM128 209H130V208H128ZM145 209H148V206H147ZM174 209H173V211H174ZM233 209H234V210H233ZM246 209H245V210H246ZM19 210H20V209H19ZM19 210L17 209L16 212H14V213L12 214L13 216L11 217V213H12V212H10V214H7L6 212H5V213L2 212L1 209H0V226H1L2 228H5V229H4L5 232H4V230L1 231V229H0V241H1L3 238L7 237L8 235H9L10 239H11V237H12L11 240H12L13 242H14L15 239L20 238V237L23 236L22 239L20 238L21 241H22V240L24 239V235L26 234V232L31 231V230H28V229H29V228H32V225H31V226L29 225L30 227H28V228H27L26 226H27L28 224H30L31 222L37 221L38 218H36L35 220H33V219L35 218V216H37V214H39V216H42V214H45V211H46V210L43 211L42 214L39 213V212H37V214L34 215V217L32 218L31 216H33V215H32L33 210L31 209V205H30V204L28 205V207L26 206L24 209H22V211H21V210L19 211ZM25 210H26V211L29 210V211H28L29 214H28V215H27V214L24 215V214H25V213H24V214H21V215H20V213H21V212L23 213V211H25ZM126 210H127V209H126ZM130 210H131V209H130ZM190 210H188V212H189ZM203 210H204V209H203ZM205 210H206V208H205ZM247 210H248V209H247ZM5 211H6V210H5ZM17 211H18V212H17ZM38 211H39V210H38ZM58 211H59L60 213H59ZM121 211H123V210H121ZM124 211H125V209H124ZM124 211H123V212H124ZM127 211H129V210H127ZM214 211H215V210H214ZM224 211H225L226 213H224ZM123 212H122V213H123ZM125 212H126V211H125ZM125 212H124V214H127V212H126V213H125ZM182 212L184 213V215H182V217H181V214H183ZM188 212H187V215H189V214L191 213V212H190V213L188 214ZM202 212H203V211H202ZM208 212H210L209 215L211 216V214H212L211 212H213V210L208 211ZM218 212H217V215L220 214V213H218ZM227 212H228V213H227ZM233 212H234V213H233ZM254 212H255V214H253ZM8 213H9V212H8ZM17 213L19 214V216H20V218H21V219H20L21 222H22V218H23V217H24V218L26 217V218H25L26 221L24 220V222H22L23 224H24L25 222H27V221H28L27 219H29L30 217H31V220H33V221H30V219H29V221H28L27 223H25V224H27V225L24 226V227L27 228V231H26V232H25V231H24V232L20 231V229H18V227H17V228H14V227L12 228V226H18V225L20 226L19 228L23 227V226H22L23 224H22V223L20 222V220L18 219L19 216H18L17 218H16V216H14V215H18ZM30 213H31V214H30ZM47 213H48V211H47ZM122 213H121V214H122ZM148 213H149V211H148ZM148 213H147V214H148ZM196 213H195V214H196ZM215 213H216V212H214V214H215ZM232 213L234 214V217L232 216ZM245 213H246V212H245ZM245 213H244V214H245ZM6 214L9 216V219H7L8 216H7ZM48 214H49V213H48ZM131 214H132V213H131ZM131 214H128V215H127V218H128L129 215L131 216ZM205 214H207V210H206V213L203 212V214H202L201 216L198 215L197 218H200V217H201L202 220H203V218L205 217V216H203V215H205ZM257 214H258V215H257ZM5 215H6L7 217H5ZM169 215H170V214H169ZM191 215H192V214H191ZM255 215H256V217H254ZM21 216H23V217H21ZM130 216H129V217H130ZM170 216H171V215H170ZM183 216H185V217H184L185 219H183ZM189 216H190V215H189ZM193 216H196V215L193 214ZM248 216H249V217H248ZM262 216H261V217H258L257 219L260 220V221H261V220L264 221V217H262ZM13 217H15V219H17V220L15 221V219H13ZM10 218L13 219L12 222H11V219H10ZM24 218H23V219H24ZM122 218H123V217H122ZM134 218H135V216H134ZM134 218H133V220H134ZM192 218H194V217H192ZM201 218L199 219L200 221H202ZM254 218H255V219H254ZM6 219H7V220H6ZM131 219H132V217H131L130 219H128V221H129V220L131 221V222H129V223H134V221L132 222ZM169 219H170V218H169ZM172 219H173V218H172ZM175 219H176V218H175ZM187 219H188V220H187ZM206 219L208 220V218H205V220H206ZM252 219H250V220H252ZM5 220H6V221H5ZM97 220H99V219H97ZM126 220H127V219H126ZM170 220H171V219H170ZM178 220H179V219H178ZM182 220H181V222H182ZM191 220L193 221L192 223H190ZM205 220H203V221H205ZM207 220H206V221H207ZM209 220H211V219H209ZM212 220L215 221L214 218H213ZM241 220H242V222H241ZM14 221H15V222H14ZM18 221L21 223V225L19 224ZM105 221H106V220H105ZM109 221H108V222H109ZM136 221H137V220H136ZM136 221H135V222H136ZM200 221L198 222L199 225H196V226H201L202 223H201ZM203 221H202V222H203ZM232 221H233V223H234V224L232 223L233 225L231 224ZM239 221H240V222H239ZM255 221H257V220H255ZM8 222H9V223H8ZM16 222H17V223H16ZM97 222H98V221H97ZM100 222H101V221H100ZM124 222L126 223V221H124ZM137 222H138V221H137ZM145 222H146V221H145ZM183 222H184V221H183ZM216 222H217V221H216ZM245 222H246V223H250V224H248V226L245 227V225H246V224H244ZM6 223H7V224H6ZM13 223H14V224H13ZM125 223H123V224H125ZM173 223H174L175 226H176V222L173 221ZM178 223H179V222H178ZM185 223H184V224H181V225H182L183 227L185 226V228L188 229V227L186 226L187 224L185 225ZM200 223H201V224H200ZM205 223H206V222H205ZM207 223H208V222H207ZM213 223H214V222H213ZM240 223H241V224H240ZM242 223H243V226H242ZM253 223H254V222H253ZM259 223H260V222H258V224H259ZM16 224H18V225H16ZM31 224H32V223H31ZM106 224H107V223H106ZM135 224H136V225H134V224H131V225L138 227L137 223H135ZM208 224H210V223H208ZM211 224H212V223H211ZM217 224H218V223H217ZM217 224H216V227H218ZM219 224H218V225H219ZM229 224H231L232 226H229ZM7 225H9V226L11 225V228H12L13 230H12V229H11V230H10V229H7V227H6ZM121 225H122V224H121ZM128 225H129V224H128ZM140 225H141V223L139 224V228H140ZM178 225H179V224H178ZM178 225H177V227H179ZM249 225H250V226H249ZM112 226H113V227H112ZM115 226L118 227L117 231H115V229H116ZM196 226H195V227H196ZM204 226H207V225H204ZM111 227H112V228H111ZM128 227H130V226H128ZM136 227H135V229H137V231H135V232H138V229H139V228H136ZM141 227H142V226H141ZM180 227H181V226H180ZM208 227H209V228H208ZM224 227H226L225 229L230 230V231H227V230H226L227 232H229L227 235H224V234H222V233L220 232V231H222V229H223ZM248 227H251V228H248ZM26 228H21V230H22V229H26ZM102 228H103V229H102ZM130 228H131V227H130ZM181 228H182V227H181ZM196 228H198V227H196ZM199 228H201V227H199ZM207 228L210 230V226H207ZM211 228H212V227H211ZM230 228H231V229H230ZM256 228H258V229H257V230H253V229H256ZM15 229L19 230V232H18L17 230H15ZM111 229H114V232H115V233H113V235H111V233L113 232V230L111 231ZM131 229H134V228H131ZM142 229H143V227H142ZM144 229H145V228H144ZM147 229H148V228H147ZM212 229H213V228H212ZM212 229H211V230H212ZM243 229H244L245 231H243ZM6 230H8L9 232H10V231H13V232H10V233H9V232L7 231V233H6ZM96 230H97V229H95V231H96ZM100 230H101V231H100ZM139 230H141V228H140ZM188 230H189V229H188ZM223 230H224V229H223ZM246 230H248V231H246ZM121 231H120V234H123L124 232H121ZM148 231H149V230H148ZM177 231H178V230H177ZM180 231H181V230H180ZM183 231H184V230H183ZM185 231H186V230H185ZM191 231H192V230H191ZM193 231H194V230H193ZM193 231H192V232H193ZM203 231H199V233H202ZM217 231H219V232H217ZM254 231H255V232H254ZM101 232H103V233H101ZM104 232H105V233H104ZM145 232H146V231H145ZM149 232H150V231H149ZM192 232H191V233H192ZM196 232L198 233V231L195 230V233L193 232L192 234H193L194 236H196V235H197ZM222 232H223V231H222ZM3 233L7 234V236H5ZM24 233H25V234H24ZM178 233H179V232H178ZM185 233H186V232H185ZM191 233L189 234L190 237H191V235H192ZM2 234H3L4 236H3ZM10 234H11V236H10ZM19 234H20V235H19ZM23 234H24V235H23ZM136 234H137V233H135V235H136ZM140 234H143V233H142V232H139V234H137L136 236L134 235V236H135V239H136V237H137L138 235H139L138 237H141L140 240H142V237H143L144 240L147 239V237H146L147 235L143 234L142 236H140ZM147 234H148V232H147ZM202 234H203V233H202ZM259 234H261V235H260V236H256V235H259ZM96 235H98V236L96 237ZM149 235H150V234H149ZM181 235H182V234H181ZM205 235H207V236H205ZM211 235H212V237H211ZM262 235H263V236H262ZM187 236H188V234H187ZM194 236L191 237V238H194V240H192V241H195V240H196ZM202 236H203V235H202ZM122 237H123V236H122ZM125 237H127V236H125ZM144 237H145L146 239H145ZM173 237H174V236H173ZM190 237L188 236V239H187V238H186L187 240L185 239V242H187L188 245H190V244L192 245V244H193V243H189V242H190V241H189V238H190ZM197 237H198V242H197V240H196L195 245H193V246H196V247H197V245H198V246L201 245V243H200V241H199L200 234H198ZM98 238H99V239H98ZM105 238H106V239H105ZM109 238H110V237H109ZM109 238H108V239H109ZM200 238H201V237H200ZM85 239H86V237H85ZM96 239H98L97 242H94V240L96 241ZM124 239H126V238H124ZM124 239H123V240H124ZM171 239H172V238H171ZM216 239H217V240H216ZM130 240H131V239H129V241H130ZM144 240H143V241H144ZM19 241H20V240H19ZM19 241H18V242H19ZM21 241H20V242H21ZM76 241H79V240H76ZM129 241L127 242V244H129ZM143 241H142V242H143ZM146 241H147V240H146ZM188 241H189V242H188ZM216 241H217V242H216ZM259 241H260V242H259ZM82 242H85V240L80 239V241L77 242V244L81 243V245H82V244H83ZM86 242H87V241H86ZM86 242H85V243H86ZM121 242H122V239H121ZM144 242H145V241H144ZM87 243L89 244L90 242H87ZM99 243H100V242H99ZM145 243H146V242H145ZM197 243H198V244H197ZM199 243H200V245H199ZM215 243H217V244H215ZM104 244H105V241H104V243L101 244V245H104ZM146 244H147V245H146ZM146 244H145V245H146V247H147L148 244H150L149 241H148ZM185 244H186V243H185ZM196 244H197V245H196ZM205 244H208V243L206 242ZM205 244H204V248H207V251H210L211 249L208 248V247H205V246H206ZM214 244H215V245H214ZM263 244H264V243H263ZM263 244H261V246H262ZM20 245H21V244H20ZM94 245H95V244H94ZM97 245H98V243H97ZM106 245H107V244H105V246H106ZM123 245L125 246L126 244H123ZM138 245H141V244L138 243L137 246H138ZM191 245H190V246H191ZM217 245H218V246H217ZM77 246H78V245H77ZM127 246H128V245H127ZM190 246H188V247H190ZM82 247H83V246H81V248H80V245H79V246L77 247V249H76L77 251L75 250V252L77 253L78 251H81V249H82V252H84ZM86 247H87V245H86ZM96 247H99V246H96ZM96 247H95V249H96ZM101 247H102V246H101ZM103 247H104V246H103ZM103 247H102V248H103ZM108 247H109V246H108ZM138 247H139V248L144 247V243L141 245V247H140V246H138ZM88 248H89V247H88ZM88 248H86V250H87ZM90 248L92 249V247H90ZM93 248H94V247H93ZM105 248H106V252H108L109 249H107V247H105ZM130 248H131V247H130ZM130 248H129V249H130ZM144 248H145V247H144ZM33 249H34V248H32V249H30V250L28 249V250L30 251V253H29L28 250H26V252H27V251H28V252L25 253L24 256H23L22 254H19L20 252H16V251H15L16 253H15V252H11V251H10V253L13 255L12 258H14V262H17V263H19V264H22V262H24L23 264H31V263L34 262V261H35V262L32 263V264H40V263H39L40 261L42 262L41 264H54V263L51 261V260L54 259V258H52V255H53V254L51 255V252L48 253V255H50V256L47 257V254H46L47 251H46V249H45L44 251H42V247L39 248L40 250L37 248L36 251L38 250V252H39V253L36 252L37 255L35 254V251H34ZM43 249H44V248H43ZM79 249H80V250H79ZM98 249H99V248H98ZM98 249H96V250H98ZM125 249H126V248H125ZM129 249H127V250H129ZM134 249H135V247H134ZM191 249H192L193 251H189V254H190L191 252H192V253H195L194 251H195L196 249H195V248L193 249L192 246H191ZM222 249H223V250H222ZM31 250H32V251H31ZM107 250H108V251H107ZM141 250H143V249H141ZM188 250H189V249H188ZM220 250H219V251H220ZM20 251H21V250H20ZM33 251H34V252H33ZM40 251H41V253H40ZM87 251H88V250H87ZM91 251H92V250H91ZM100 251H101V249H100ZM100 251H99V252H100ZM103 251H105V250H103ZM185 251H187V249H186ZM198 251H199V250H197V252H198ZM207 251H205V253H201V254H203V255H204V254H205V255H208V257L205 258V257H202V256L200 255V257H202L201 259H202L203 261H198V262H202V264H205V263L210 264V263H211V261H210V260H211V257H209V254H211V253L215 254V253H214L212 250H211V252H207ZM24 252H25V251H23V253H24ZM75 252L72 254V257H73V256L76 257V256L78 255L77 257H79V259H78V258H76V259H78L79 261L77 260V262H75V260L72 259L73 262H74V264H83V262H84L85 260H87V259L83 260L86 256H82V255H80V254H76ZM82 252H81V253H82ZM109 252H110V251H109ZM129 252L131 253L132 250H130ZM216 252H218V251H216ZM17 253H18V254H17ZM33 253H34V254H33ZM44 253H45V254H44ZM87 253H90V252L88 251ZM91 253H92V252H91ZM130 253H129V254H130ZM207 253H209V254H207ZM8 254H9V253H8ZM11 254H9L10 257H7V259H8V258H11ZM127 254H128V253H127ZM136 254H137V253H136ZM213 254H212V255H213ZM257 254L259 255V257H262L261 259L259 258V259H260L259 261H258V255H257ZM261 254H262V255H261ZM34 255L37 256L38 258L36 257V258L34 259V257H35ZM45 255H46V256H45ZM79 255H80V256H79ZM108 255H109V254H108ZM121 255H124V254L121 253ZM130 255H131V254H130ZM134 255H135L134 252H132V256H134ZM137 255H139V254H137ZM194 255H195V254H194ZM194 255H193V257H194ZM6 256H7V254H6ZM22 256L25 257V258H23ZM41 256H42V257H41ZM43 256H44V257H43ZM81 256H82V258H83V257H84V258H83V259L80 258ZM197 256H198V255H197ZM197 256H196V257H197ZM4 257H5V256H4ZM45 257H46V259H44ZM50 257H51V258H50ZM53 257H54V255H53ZM55 257H56V258H55L54 260L57 261V262H56L57 264H59L58 262H60V259L57 258V256H55ZM128 257H129V256H128ZM137 257H140V255L137 256ZM185 257H186V256H185ZM190 257H192V256H190ZM193 257H192V258H193ZM200 257H197V258H196V261H197V259H199ZM39 258H40V260H39ZM42 258H43V260H45V261L41 260ZM123 258H124V260L127 259V257H126V258H125V257H122V259H123ZM140 258H142V256H141ZM203 258L206 259V260L209 259V258H210V259H209V261H208V260L205 261ZM212 258H215V257H212ZM240 258H242V259H240ZM243 258H244V259H243ZM245 258H246V259H245ZM254 258H255V259H254ZM4 259H5V258H3V259H1V260L3 261ZM56 259H58V260H56ZM74 259H75V258H74ZM122 259H121V260H122ZM132 259H133V258H132ZM134 259H136L135 256H134ZM239 259H240V260H243V263H242ZM8 260H10V259H8ZM23 260H24V261H23ZM48 260H49V261H48ZM54 260H53V261H54ZM80 260H81V261H80ZM95 260H97V258H96ZM129 260H131L130 257H129ZM143 260L145 261V259H143ZM215 260H216V259H215ZM217 260H218V259H217ZM217 260H216V261H217ZM219 260H220V259H219ZM237 260L234 261L235 264L237 263V262H236ZM244 260H245V262H244ZM253 260H254V261H253ZM21 261H22V262H21ZM31 261H32V262H31ZM36 261H37V262H36ZM50 261H51V262H50ZM88 261H89V260H88ZM144 261H143V262H144ZM246 261H247V262H246ZM255 261H257L258 263H257V262L255 263ZM3 262H8V261H5V260H4ZM61 262H62V261H61ZM73 262L70 261V262H67V263H64V264H71V263H73ZM79 262H80V263H79ZM85 262H87V261H85ZM186 262H187V261H186ZM186 262L183 263V264H186ZM208 262H209V263H208ZM8 263H9V262H8ZM8 263H7V264H8ZM17 263H15V264H17ZM62 263H63V262H62ZM62 263H61V264H62ZM140 263H142V262H140ZM213 263H215V262H212V264H213ZM240 263H239V264H240ZM3 264H4V263H3ZM5 264H6V263H5ZM132 264H133V263H132ZM181 264H182V262H181ZM231 264H233V263H231Z\"/></svg>", "mask_w": 264, "mask_h": 264}, {"label": "snow or ice", "instance_id": "snow-or-ice-1", "mask_svg": "<svg viewBox=\"0 0 264 264\" xmlns=\"http://www.w3.org/2000/svg\"><path fill=\"white\" fill-rule=\"evenodd\" d=\"M20 7L19 5H13V4H2L0 5V8L3 9V15H4V19L5 21H8L11 16H12V13H11V10L14 9V8H18ZM261 7L262 9H264V0H261ZM261 252L262 254H264V245H262V248H261ZM91 264H132V261L130 260H120V261H109V260H102V261H99V262H91ZM261 264H264V261L261 262Z\"/></svg>", "mask_w": 264, "mask_h": 264}]
</instances>
